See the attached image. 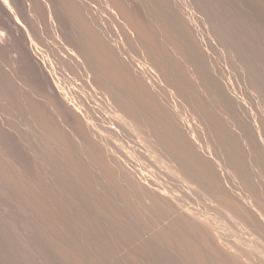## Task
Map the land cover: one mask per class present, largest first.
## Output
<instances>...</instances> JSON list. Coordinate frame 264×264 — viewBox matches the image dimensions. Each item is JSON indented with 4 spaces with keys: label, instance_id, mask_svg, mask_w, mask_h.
I'll use <instances>...</instances> for the list:
<instances>
[{
    "label": "rangeland",
    "instance_id": "rangeland-1",
    "mask_svg": "<svg viewBox=\"0 0 264 264\" xmlns=\"http://www.w3.org/2000/svg\"><path fill=\"white\" fill-rule=\"evenodd\" d=\"M32 3H31V2ZM36 1V2H35ZM50 0H42V2L40 3V0H29V2H30V5H29V9L27 8V6H26V9L22 6V4H21V7H23V9L21 8V7H19L20 6V4L17 2V0H7V3H4L5 2V0H0V20H2V21H0L1 22V24H0V30H1V28H2V32L0 31V58L2 59H0V61H1V63H0V106H2V107H0V264H75V260H76V258L78 257L79 258V256H77L78 254L79 255H82L83 257H84V260H87L90 264H118L119 262H120V264H134L135 262H136V264H141V263H147V264H152L151 263V255L153 254V257H154V255L155 256H157V254H158V258H156V257H154L153 259H155L154 261L152 260V262L154 263V264H167L168 262V260L169 259H172V260H169V263L168 264H172V262H173V264H183V262H184V260H183V257H184V253L183 252H177V254L179 255H177L175 252H176V250L178 249H180L179 251H184L185 249L182 247L181 248V246H180V241H182L183 242V240H184V238L186 239V240H184L186 243L185 244H190L191 242H193V240L195 241V237H197L196 239L200 242V239H201V234L203 233L204 235H207L208 237H210L211 239H213V240H216L215 239V237L214 236H216L217 237V235H218V237L220 236H222L219 240H221L219 243H221L220 244V247H222L221 245H223V250L224 249H226V247H225V244L223 243V242H229V240H230V242L233 244V245H242V243H244V242H248L249 240L250 241H252V235H253V237L255 236V235H258L257 236V238L255 237V241H257L256 243H259L260 242V240L261 239H259L260 237H259V234L262 232H264L263 231V225L264 224H261L259 227H257L258 225L256 224H253V223H251V221L249 222V224H247L248 223V221L249 220H245L246 218H243V221L245 220L246 221V224H245V222H243V223H241L240 221L242 220H240L239 222L242 224H240L239 222L237 223V219H240V218H236V215H237V212L235 211V210H233V213L234 212H236V215H235V213H234V216H235V218H234V216L231 214L232 212V210L231 211H228V207H229V205L227 204L226 205V201H224L223 199H221L222 201H224V202H220L219 200V196H220V193L222 194V196H220V197H223V198H225V196L227 197V196H229V195H226L227 193H225V191L226 190H229L230 191V193L231 192H233V194L232 195H230L231 197L234 195V194H236V195H234L233 197L235 198H237V196H240V197H238L237 199L239 200L238 202H243V201H245V200H247V198H243V196H242V194L240 195L239 193H242L241 192V190L243 189H245V191H247L248 193L250 192V191H248L249 189L251 190V187H249V189H248V187L246 188V186H247V184H248V182L247 181H249V180H247V179H249L248 178V176H250V179L252 180V181H250L249 182V184H248V186L249 185H251L252 186V190H251V192L252 193H249V194H251V195H248V196H252V198H254V196H255V198L254 199H251V197L250 198H248L249 200V202H250V199H251V205H252V207H253V204H254V207H255V205L256 204H260V202H262L263 203V205H264V15L263 16H261L260 14H258L257 12H256V10L254 9V6H255V4L257 5V3H256V1L255 0H218L219 1V3H218V1L217 0H199L200 1V3H199V1H197L196 2V0H186L187 2H184L185 0H173V1H175V2H177L176 4H177V6H179V9H183L182 8V6L184 7V3H185V5H188V7H189V9L191 10V14H193L194 16V18L192 17V15L191 14H189L190 13V10L187 8V12H186V8H184V11L183 10H181V11H183L182 13H184V15L185 14H189L190 16H187L186 15V17H187V19H185V20H182V19H180L181 20V23L180 24H182V25H184L185 23H184V21L186 22V20H188V18H189V20L191 19V21H189L188 20V24H190L189 26H190V30H191V34H192V30H193V37L191 36L190 38H194L196 35H198V36H196V38L198 39V40H196V38H194L195 40H194V42L195 41H198V42H196V44L194 43V45H195V48L193 49L192 48V50H189L190 51V56H192V58H193V60L195 61V59H196V63H200V66L202 67L203 65H205L208 61V63L206 64V65H209V66H206L207 68H210L209 69V71H210V74H208V73H206L207 71H208V69H206V67H205V72H204V66H203V69H201V68H198V70L200 69V70H202L201 71V73H202V75L205 73V75H204V77H206V79H204L203 78V76L201 77V79L203 80H205V81H210V83L212 82L211 81V79H214L213 80V82L214 83H212V84H215L216 83V81H218L217 82V86L216 85H214V86H212V84L210 85L214 90H215V88L217 87L218 89H220L218 86H220L221 87V91H223V95H221V91L220 90H218L219 91V93H218V91L217 90H213L215 93H217V94H219V95H216V94H214L213 96H212V98L211 97H207L206 95H204L205 93H203V92H201V94H203L204 95V97L206 98H202V99H204L203 101H204V106H212L211 107V110H210V107H209V109H205V107H204V109L205 110H209V111H211V112H206L204 109H203V106H202V102L200 101V104H201V106L202 107H198V106H200V104L199 103H197L198 102V99L199 98H201V97H196V96H198V91H204L205 92V88L203 89V86L204 85H202V84H204L203 82H202V80L200 79V78H198V81H199V79L201 80L200 82H202V86L200 85V87H199V83H197L198 81H196V83H197V86H196V84H193L194 82H195V80L194 79H190V78H188V74H187V77H186V73H185V71H182V72H180L181 70L179 69V68H176V65H175V62L177 63V61H176V55L174 54V56H173V54L171 55V56H168V54L166 55V57L167 58H169L170 59V63H172L171 62V59L172 60H174L173 62H174V65H173V63L171 64V67H173L172 68V70H170L171 72H174L175 71V73H178V72H180V73H182V74H180V73H178L177 75L178 76H180V77H178L177 75H175V78H173L172 77V73L171 72H169L168 73V71L166 72L167 74H166V76H168V77H164V76H162L161 77V69H157V67H158V65H157V67H153L154 65L152 64H150V63H147V61H145V63H147V64H145L144 63V65L146 66V65H149V67H150V69L148 68V66H146V68H144V70L146 71V69H147V71H148V74L151 72L152 73V71L153 72H155V70H153V69H157L158 70V72H157V74L158 73H160V74H158L159 76H157V74H156V76H152L153 77V81H156V79H154L155 77L158 79V77H159V79L157 80V82H161V81H163L164 82V80L166 79V78H168V79H166V83L169 85V87L170 88H172L171 90H170V88L169 87H167L166 85H164V83H159V84H161V86H163L162 88H161V91H160V88L158 87V88H156V89H158V91L159 92H161V94L160 95H162L161 97L163 98V95L164 96H166L165 98H163L164 100H166V99H170L171 101L173 100L174 101V97L176 96V97H178V93H179V95L181 94V92H182V90L185 88L186 89V87H187V85H188V87L190 88H188L187 87V90H186V93H188L189 94V92L191 91L192 92V94L194 93V92H196L194 95H196L195 97L193 96V95H190L189 94V96H188V100L190 101V100H195V99H197V101H196V103H197V105H196V103H195V101H194V107H192V108H194V109H192L191 108V110H194L193 111V114H194V112H196V119H194V115H191L192 113V111H189L190 110V108H189V110H188V108L187 107H189V106H191L190 104H192L193 102L191 101V102H187L186 100H185V102H187L188 103V106H187V103H185L183 100L185 99V98H187L186 96L188 95V94H185L184 92H182V95L184 94V97L183 96H181V97H179V98H181V100H179V99H177V100H179V106L178 107H180L179 109H176V108H178L177 106H173L172 105V102L171 103H169V104H167L166 103V105L165 106H167V107H169V106H171L172 105V107H171V109H173V111H172V113L174 114V112L176 111L177 113L179 112V111H181V113L179 112L178 114H180V116L178 117V116H176V112H175V114H174V116H176V117H178L179 119H180V117H181V121H180V125H181V127L183 128L181 131L183 132V130H189L190 128H192V132H191V129H190V131L188 132V131H186V132H183V134L185 133V135H186V133H189L190 134V136L189 137H191V135L193 134V136H194V133H195V136H196V134H197V136H196V138L198 137V132L199 133H201L200 131L202 130V128H204V127H206L205 128V130H203V131H205V133L203 132L202 134H200V135H202V137H201V139H200V137H199V142L198 141H195L194 139H196L195 137H193L192 136V139H193V142L191 141V145H193V148H192V146H190V143L188 142L187 143V147L189 148V147H191V148H189V149H192V151H194V148H195V151H197V152H200L201 151V155H204L205 154V152L207 153V154H205V158H207V160H209V162H210V164H214L213 165V167L215 166V168L216 169H218L216 166H220L221 165V163L223 162V166L222 167H220L221 168V171H219V173L220 172H222L223 170L222 169H224V171L227 169L226 167V165H228L229 164V162H226V160H227V158L229 157L231 160H230V163L231 162H233L234 163V161L235 162H237L240 158L238 157L237 158V154L239 153L238 151H236V150H243V151H245V153H243V151L241 152L240 151V153L241 154H244L245 155V157L243 156V158H245V159H248V160H243L242 158V161L241 160H239V161H241L243 164H242V166H244L245 165V167H243V169H242V167H241V169H242V172H241V170H240V172H239V174H240V178L242 177V175H243V177L246 175L245 173H248L246 176H247V178H246V176H245V178H244V180H243V177H242V179L240 180V179H238L237 181H236V179L239 177L238 175V177L237 176H235L236 175V173H234L233 172V168H235L234 167V165L235 164H233L232 165V171L231 172H233L232 174H233V176H232V174H231V177L229 176L230 175V173H229V175H227L228 174V172L230 171L229 170V168L227 169V171L226 172H224L223 171V173H220V180L221 179H224L223 178V176L224 177H226V179L225 180H227L228 181V178L229 179H231L230 181H228V182H230V183H228V184H230V185H228L227 184V182L225 183V182H223V181H221L220 182V186L219 185H217L218 184V182L217 181H214V179L210 176V174H208L207 175V177H209V178H207L206 177V174L203 172V174L205 175V177L202 175V177H204V178H200L199 177V175L201 176V174H199V172L201 173L202 172V170L200 171V169L199 168H196L197 170L196 171H198V172H196L195 171V169H194V171H193V169H191L194 165H196V164H194L192 161H190L191 162V164L193 163V165H192V167L191 168H189L188 166H190L189 164H188V166L186 167L185 165L188 163V152L190 151H188V148H185L186 150V152L183 150V149H181L180 147V149H178V148H176L177 146L176 145H174L175 143H177V145L178 146H180L179 145V139L180 138H177V136L176 137H173L171 134H173V133H171V131H173L172 130V127H170V126H172V124L171 125H169L168 127L169 128H171V130L170 129H168L167 130V124L163 127L162 125L164 124V122H168L169 121V119L170 118H166L165 117V114H163V117H164V119L166 118L167 119V121H164V119L162 118V113H165L166 111V107L164 108L165 110V112H162V113H160L161 111H159L160 110V108L162 107V105H161V107L160 106H158V107H160L159 108V110L158 109H156V110H158L159 111V117L161 118V120H163L164 122L161 124V126L163 127V128H165L166 130H167V132L166 131H164V132H166L167 133V135H164V134H162L163 133V129H161V126H160V120L159 119H157L158 118V113H156L157 111L156 110H154V113L157 115V117L155 116V114L153 115L152 114V108H151V112L148 110V109H146V108H148V107H146L145 108V106L143 107L142 105L145 103V101H144V103H143V97L142 98H139V96H136L137 94H135L134 96H136L135 98L138 100V98L142 101V102H140V101H136V99L135 98H131L132 96H133V93L131 94L132 96H130V95H128L129 97H127L126 95H127V92L129 91H123L124 93L126 92V97L124 98V94H123V99L125 100V99H128L127 100V102H126V104L128 103V101H129V98H130V101L132 100L133 102H137V103H139L138 105H136L135 103H133L132 102V104L135 106V108L138 106L139 108H136V110L138 111V112H136L135 111V108H133V106H132V104L129 102L128 104H130V106H128V104L124 107V104H125V102H124V104H122L123 103V101H121L119 98H118V96H121L122 97V95H120L121 93L120 92H118L120 89L119 88H117V87H119L120 86V83L118 82V79H117V77H116V80L115 81H117L115 84H117V85H115V84H113V86L115 85V88L113 87V86H111L110 84H108V83H112L114 80L113 79H115L114 77L115 76H113L114 74L112 73V72H110V74H107L108 73V71H109V69H106L105 68V70L103 69V68H101L100 66H102V64L101 65H99L98 66V64L99 63H97V61H95V59L96 60H98L97 59V57L95 56L96 55V53H95V51L94 50H96V49H98V47H95V45L97 44V46H100V43L98 44V42L97 41H95V40H97V38H101V37H105V38H102L101 39V44H102V42H103V44H102V46H100L99 48L100 49H103V48H106L105 47V45L107 46V44H106V40H109L108 38H110V40L113 42H108L109 44L110 43H112V45L115 43V46L117 45H119L118 47L116 46L115 48H113V46H111V48L113 49L112 51H111V49H110V52H113V53H111L112 55L115 53L116 54V56H118L119 58V60L121 61V62H125L126 60V62H128V65L129 64H133V63H129V61H128V59L130 60V59H132L130 56H126L128 59H125L126 57H125V54H130V53H123L124 51H122V49H124L125 51H127L126 49H128V51L127 52H129V50H131L130 49V47H128L129 46V44H127L128 42L127 41H130V39H128V40H124V39H127V37H128V35L130 34L131 35V33L133 32V30L131 29L130 30V23L128 22V24L127 23H125V18H122L123 20H119V19H121V17H119L118 15V17H117V19L116 20H118V21H116L115 22V24H114V21H113V16H114V14H120L121 13V15L123 14L122 12V8L121 9H119V8H117V4H119V5H126L125 6V8H126V10L128 9V6H129V9L127 10V12L129 11V13H130V11H131V13H130V15L134 18L135 17V15L134 14H136L137 12L138 13H143V15L144 14H146V21H145V18H143L144 16H142V14H141V17L144 19H140V20H142L143 21V23H147L148 21H150L152 18V22H154L153 20H154V17L152 16V15H154L153 14V12L155 11V17L157 18H155V21H157V22H154L155 24H154V26L152 25L153 23L150 21L149 23H145L146 24V26H148L149 25V27L150 28H153V27H155L156 28V30H158V33H159V31H160V29L161 28H159V26H157V25H160V24H157L156 25V23H160L161 22V18H163V19H165V17L166 16H168L169 15V13L167 14V9H168V12H169V9H170V5H168L167 6V4H165L166 2L167 3H169V4H173L174 2L172 1V0H169V1H172L171 3L169 2V1H164V0H162L163 2H164V5H163V2H161V0H157V3L159 2L160 3V5H161V3H162V8L164 7V6H167L168 8H165L166 9V13H163V14H160V13H162V12H159V11H161V9H160V6H158L159 5V3H158V5H157V3H155L156 4V8L157 7H159V9L157 8L156 10H154V7L151 5V3L150 2H148V1H153V0H139V2L137 1V0H74V2L72 1V0H62V2L60 1V0H52L51 1V3L49 2ZM116 1V2H115ZM127 1V2H126ZM137 1V2H136ZM141 1V2H140ZM147 2V3H145V2ZM155 2H156V0H154ZM153 1V2H154ZM182 1V2H181ZM190 1H191V5H190ZM228 1V2H227ZM47 2H48V4H47ZM72 2H73V4H72ZM126 2V3H125ZM131 3V4H129V3ZM134 2V3H133ZM136 2V3H135ZM145 3V5H144V3ZM178 2L180 3L179 5H178ZM184 2V3H183ZM189 2V3H188ZM193 2V3H192ZM230 2V3H229ZM263 2H264V0H263ZM34 3H36V5L34 4ZM42 3H44V4H42ZM47 5H46V4ZM63 5H62V4ZM68 3V4H67ZM86 3V4H85ZM91 3H92V5H91ZM116 3V4H115ZM125 3V4H124ZM141 3H143V4H141ZM215 3L217 4V5H215ZM251 3V4H250ZM7 4H8V6H7ZM32 4H33V6H32ZM65 4V5H64ZM107 4V5H106ZM111 4H112V6H111ZM115 4V5H114ZM137 4H138V7H137ZM153 4V3H152ZM175 4V3H174ZM173 4V5H174ZM176 4H175V6H176ZM181 4H182V6H181ZM194 4V5H193ZM197 4V5H196ZM219 4V5H218ZM242 4V5H241ZM10 5L12 6V7H10ZM43 5V6H42ZM50 5V6H49ZM54 5L56 6V7H54ZM71 5V6H70ZM72 5L74 6V7H72ZM76 5V6H75ZM83 8H81L80 6ZM85 5H87V6H85ZM116 6V8L114 9V6ZM133 5V6H132ZM144 5V9L142 8V6ZM148 5V6H147ZM190 5V6H189ZM193 5V6H192ZM196 5V6H195ZM223 5V6H222ZM41 6V7H40ZM136 6V7H135ZM141 6V7H140ZM175 6H171V7H173V10L172 9H170V10H172V11H170V14H171V12H175L176 14H174L173 13V15H175V16H173V15H171V16H173V19H177L178 18V16H180L177 12H176V10L178 11V7L176 6V8H175ZM180 6H181V8H180ZM217 8V11H216V14H214L215 13V10H216V8ZM241 6V7H240ZM245 6V7H244ZM3 7L5 8V9H3ZM45 7H46V9L48 10V13H47V10L45 9ZM54 7V8H53ZM66 9H65V8ZM72 7V8H71ZM76 7H78V9L76 8ZM89 7V8H88ZM108 7V8H107ZM119 7V6H118ZM135 7V8H134ZM146 7H147V9L149 10V9H151V8H153V10H150V12H149V14L147 15V13H148V11H147V9H146ZM151 7V8H150ZM226 9H224V8ZM240 7V8H239ZM248 7V8H247ZM14 8V9H13ZM58 8V9H57ZM62 8H64V9H62ZM85 8V9H84ZM110 8V9H109ZM112 8V9H111ZM130 8H132V9H130ZM139 8V9H138ZM193 8V9H192ZM223 8V9H222ZM53 9H55V10H53ZM57 9V10H56ZM61 9L64 11H61ZM75 9V10H74ZM82 9V10H81ZM113 9L114 10H116V11H119L120 10V13H118V12H116V13H114L115 11H113ZM135 9H138V10H135ZM141 9H142V11H141ZM146 9V10H145ZM164 9V8H163ZM211 9V10H210ZM221 9V10H220ZM10 10V11H9ZM16 10V11H15ZM40 10V11H39ZM42 10V11H41ZM44 10H46V11H44ZM50 10H51V14H50ZM55 11V12H53V11ZM73 10V11H72ZM78 10H79V12H78ZM82 12H81V11ZM83 10H84V12H83ZM87 10V11H86ZM135 10V11H134ZM175 10V11H174ZM192 10H194L193 12H192ZM225 10V11H224ZM14 13H13V12ZM23 11V12H22ZM44 11V12H43ZM58 11V12H57ZM63 12V13H61V12ZM68 11V12H67ZM77 11V12H76ZM113 11V12H112ZM122 11V12H121ZM137 11V12H136ZM139 11H141V12H139ZM147 11V13H145ZM158 11V13H156ZM181 11H179V12H181ZM212 11H213V13H212ZM218 11H220V12H218ZM224 12L223 14H222V12ZM2 12H4V13H2ZM16 12H18V13H16ZM40 12H41V14L43 13V18H42V15L40 14ZM46 12V13H45ZM60 12V13H59ZM112 12V13H111ZM133 12H134V14H133ZM136 12V13H135ZM195 12V13H194ZM211 12V13H210ZM218 12V13H217ZM231 12V13H230ZM252 12V13H251ZM8 13V14H7ZM39 13V14H38ZM46 14V16H47V18H46V16H45V14ZM58 13V14H57ZM80 13H82V14H80ZM87 13V14H86ZM114 13V14H113ZM138 13L136 14V19L135 20H137V19H139L138 17H140V14H139V16H137L138 15ZM210 13V14H209ZM52 14H55V15H52ZM80 14V15H79ZM84 14V15H83ZM152 14V15H151ZM157 14H158V17H157ZM167 14V15H166ZM178 14V16L176 17V15ZM196 14V15H195ZM214 16H213V15ZM217 14L219 15V16H217ZM220 14H221V16H220ZM226 14H229L228 16L226 15ZM239 14H241V15H239ZM12 15V16H11ZM32 15V16H31ZM49 15H50V17H49ZM69 15H71V16H69ZM75 15V16H74ZM78 15V16H77ZM81 15H83V17L85 18V17H87L86 19H84ZM86 15V16H85ZM159 15H161V16H159ZM162 15H163V17H162ZM165 15V16H164ZM212 15V16H211ZM231 15V16H230ZM243 15H244V17H243ZM248 15V16H247ZM17 16V17H16ZM24 18H23V17ZM31 16V17H30ZM52 16H54V18L52 17ZM55 16H57V17H55ZM61 16V17H60ZM123 17H124V14L122 15ZM148 16V17H147ZM151 16H152V18H151ZM170 16V15H169ZM166 17V19L169 21V19H170V22L172 23V22H174L175 23V21H176V19H175V21H173L172 20V17L170 18V17ZM181 16L183 17V14H181ZM211 16V17H210ZM216 16V17H215ZM240 16V17H239ZM247 16V17H246ZM3 17V18H2ZM16 17V18H15ZM38 17H41V18H38ZM45 17V18H44ZM68 17V18H67ZM82 17V18H81ZM115 18H116V15L114 16ZM131 17V18H132ZM185 16L183 17V18H186ZM209 17L211 18V19H209ZM227 19H226V18ZM256 17V18H255ZM29 18V19H28ZM35 18H36V20H35ZM52 19L51 20V22H50V19ZM56 18V19H55ZM65 18V19H64ZM73 18V19H72ZM119 18V19H118ZM147 18H150V19H147ZM179 18H181V17H179ZM213 18V19H212ZM218 18H220V19H218ZM222 18H224V19H222ZM228 18H229V20H228ZM237 18H238V20H237ZM241 18V19H240ZM245 18V19H244ZM21 19H23V21H21ZM25 19H26V22H24L25 21ZM30 19L32 20L31 22H30ZM36 21H34V20ZM67 19H68V22H67ZM73 20V21H71V20ZM91 19V20H90ZM110 19V20H109ZM112 19V20H111ZM160 21H159V20ZM195 19V20H194ZM243 19V20H242ZM5 21V23H4V21ZM9 20V21H8ZM38 20V21H37ZM45 20V21H44ZM47 20V21H46ZM70 20V21H69ZM75 20V21H74ZM139 20V21H140ZM208 20H211L210 22L212 23H209V21ZM219 20H220V22H219ZM232 20V21H231ZM233 20H234V22H233ZM241 20H242V23H241ZM258 20V21H257ZM27 21H29V22H27ZM42 21V22H41ZM44 21V22H43ZM53 21H54V23L55 24H53ZM61 21V22H60ZM82 23H81V22ZM85 21V22H84ZM87 21H89V23H87ZM120 21H121V23H120ZM145 21V22H144ZM179 21V19H177V21H176V23L175 24H177V26H178V23L180 22H178ZM226 21V23H224ZM240 21V22H239ZM243 21H244V24H243ZM6 22H8V23H6ZM32 22H34L35 24L37 23L38 24V27H40L39 29L37 28V24H36V26H35V24L33 23L32 24ZM40 22V23H39ZM48 23L49 25H47V24H45V23ZM59 22H60V24H59ZM77 22V23H76ZM93 23L92 25H94V26H91L90 24L91 23ZM112 22V23H111ZM122 22H124V23H122ZM127 22V21H126ZM194 22V23H193ZM214 22V23H213ZM218 23V25H219V27H218V25H217V23ZM228 22V23H227ZM250 22H251V25H250ZM44 23V24H43ZM80 23H81V25H80ZM119 23H120V26H119ZM174 23H172L173 24V26H175L174 25ZM193 23V24H192ZM209 23V24H208ZM239 23H240V25H239ZM52 24V25H51ZM65 24H66V26H67V28H66V26H65ZM68 24V25H67ZM79 24V25H78ZM85 25V27H84V25ZM87 24H88V26L90 25L91 27H93L92 29H91V27L89 28L88 26H87ZM144 24V25H145ZM150 24H151V26H150ZM180 24H179V26H180ZM211 24V25H210ZM216 24V25H215ZM221 24V25H220ZM227 24V25H226ZM257 24H259V26L257 25ZM2 25V26H1ZM28 25V26H27ZM53 25H55L56 27H58L59 26V29H60V25H61V29L60 30H58L59 32L61 31V32H63V35H62V33H59L58 31H54V29L56 28L55 26H53ZM58 25V26H57ZM64 25V26H63ZM72 25V26H71ZM78 25V26H77ZM105 25V26H104ZM156 25V26H155ZM194 25H195V28H194ZM214 27H213V26ZM261 25V26H260ZM27 26V27H26ZM71 26V27H70ZM79 26H83L82 27V29H81V27H79ZM86 26H87V28H86ZM112 26V27H111ZM116 26H118V27H116ZM178 26V27H179ZM213 28H212V27ZM216 26H217V28H216ZM222 26V27H221ZM233 26V27H232ZM251 27V29H250V27ZM33 29H35V30H33ZM47 27V28H46ZM52 28V29H50V30H48V28ZM55 27V28H54ZM70 27V28H69ZM78 27V28H77ZM125 27V28H124ZM158 27V28H157ZM162 27V26H161ZM183 27V26H182ZM181 27V28H182ZM206 27V28H205ZM235 27V28H234ZM239 27V28H238ZM6 28H9V29H6ZM11 28V29H10ZM36 28L39 30H36ZM63 28V29H62ZM74 30H73V29ZM174 28H176V26L174 27ZM181 28H179L177 31L179 32V33H181L180 31V29ZM225 28V29H224ZM249 28V29H248ZM252 28H254L253 30H252ZM6 29V30H5ZM31 29V30H30ZM43 29L44 30H47V31H43ZM58 28H56V30H57ZM67 31H66V30ZM89 29H91V30H89ZM93 29H94V31H93ZM99 29V30H98ZM104 29V30H103ZM110 29V30H109ZM112 29V30H111ZM117 29L119 30H121V31H119L120 32V34H122V35H119V33H118V31H117ZM125 29V30H124ZM154 29V28H153ZM212 29V30H211ZM214 29V30H213ZM227 29H229V30H231V31H233V29H234V34L235 35H233V36H235L234 37V39H236V41L235 42H233L232 40H231V38L232 37H230V36H228L229 34V32H228V30ZM238 29V30H237ZM27 30V31H26ZM52 30V31H51ZM64 30V31H63ZM72 32H71V31ZM80 30V31H79ZM95 30L97 31V34H96V32H95ZM115 30V31H114ZM128 30V31H127ZM129 30H130V32H129ZM227 30V31H226ZM250 30V31H249ZM8 31V32H7ZM43 31V32H42ZM70 31V32H69ZM74 31H75V35H77V36H75L74 35ZM79 31V32H78ZM82 31V32H81ZM84 31V32H83ZM101 32V34L99 35L98 34V32ZM105 31V32H104ZM112 31L113 32V34H114V36L113 35H111V33L110 32ZM132 31V32H131ZM197 31V32H196ZM237 31H238V33H237ZM243 31V32H242ZM253 31V32H252ZM256 31V32H255ZM4 32V33H3ZM33 32V33H32ZM46 32H48V33H46ZM49 32H52V33H49ZM68 32H69V34H68ZM76 32H77V34H76ZM99 32V33H100ZM115 32V33H114ZM127 32V33H126ZM135 32V31H134ZM133 32V34H134V36H132V37H136L137 38V40H138V37L136 36V34L137 33H134ZM161 32V31H160ZM199 32V33H198ZM225 32V33H224ZM227 32V33H226ZM246 32V33H245ZM25 33V34H24ZM27 33V34H26ZM42 35H41V34ZM54 33H56V34H54ZM81 33H83L82 34V36H81ZM86 33V34H85ZM110 34V35H107L106 36V34ZM118 33V37L119 36H121L122 38H123V36H125L124 37V39H122L121 37H119V38H121L122 40L121 41H119L120 39L119 38H117V35H115V34H117ZM124 33V34H123ZM129 33V34H128ZM230 33H232V32H230ZM240 33V34H239ZM252 33V34H251ZM254 33H256L257 35H254ZM31 34V35H30ZM37 35V37H35L36 35ZM51 34V35H50ZM57 34H59V36L57 35ZM71 34V35H70ZM73 34V35H72ZM89 34H90V36H89ZM104 34H105V36H104ZM127 34V35H126ZM178 34V33H177ZM237 34V35H236ZM4 35V36H3ZM23 35V36H22ZM26 35V36H25ZM32 35H33V37H32ZM46 35V36H45ZM48 35V36H47ZM58 37L57 39H56V36ZM61 35V36H60ZM69 35V36H68ZM80 35V36H79ZM85 35V36H84ZM201 37H200V36ZM216 35H218V36H216ZM221 35H222V37H221ZM227 35V36H226ZM241 37H240V36ZM244 35V36H243ZM250 35V36H249ZM29 36H30V38H29ZM65 36H67V37H65ZM84 36V37H83ZM91 38V40H92V42H91V40H89V38ZM93 36V37H92ZM110 36V37H109ZM111 36H112V38H111ZM178 36H180V37H182V35H178ZM210 36H211V40H209L210 39ZM243 36V37H242ZM252 36V37H251ZM255 36V37H254ZM9 37V38H8ZM37 38V39H35V38ZM53 37H54V40H55V42H54V40H53ZM64 37V38H63ZM68 37L69 38H71V41H69L70 39H68ZM77 37H79L80 39H78ZM95 37V39H93ZM106 37H108L107 39H106ZM114 37V38H113ZM116 37V38H115ZM162 37V36H161ZM160 37V38H161ZM217 37V38H216ZM248 37V38H247ZM30 39V41H29V39ZM43 38V39H42ZM48 38V39H47ZM75 38H76V43H79V44H77V45H81V46H79V48L78 49H82L83 47L82 46H84V48L85 49H82L83 51H81V49L80 50H78V49H76L75 51H77L76 53L74 52V50H73V52L76 54H74V58H73V55H72V53L70 52V50H72V48L70 49V45L71 46H73L72 45V41L73 40H75ZM87 38V39H86ZM129 38H131L130 36H129ZM132 39V42L136 39ZM190 38H189V42H191L192 44L188 47V49H190L191 47H194V46H192L193 45V40H190ZM212 38H214L215 40H217L218 41V38L220 39V38H223L222 39V41H221V39L219 40L220 42H219V44H221V45H217V43H216V41L213 39L212 40ZM238 38V39H237ZM240 38H242V39H240ZM254 38H256V39H254ZM16 39V40H15ZM28 39V40H27ZM62 39V40H61ZM66 39H68V41H66ZM88 41H86V40ZM104 39V40H103ZM106 39V40H105ZM113 39H115L114 41H113ZM117 39H118V41H117ZM163 39H165V37H162L161 38V40H160V42L161 41H163ZM226 39V40H225ZM230 39V40H229ZM15 40V41H14ZM28 41V43L26 42V41ZM39 40V41H38ZM40 40H41V42L42 43H40ZM43 40H45V43L43 42ZM48 40L50 41V42H48ZM59 40H61V43H60V41ZM63 40H65V41H63ZM77 40H79V41H77ZM85 40V41H84ZM100 40V39H99ZM103 40V41H102ZM137 40H135V41H137ZM207 40V41H206ZM228 40H229V42L231 41V42H233L231 45H234L233 47H235V50H236V52H234L235 50H233V51H231L232 53H230L229 52V54H230V58H229V54L227 55H225V53H228V49H229V46L227 45V42H228ZM246 40V41H245ZM249 40V41H248ZM252 40V41H251ZM253 40H256V41H253ZM3 41V42H2ZM13 41V42H12ZM35 41V42H34ZM57 41L60 43H57ZM80 41H82V42H80ZM97 42V43H95V45H94V50H92L93 49V47H92V43L93 42ZM119 42V44L117 43V42ZM123 41V42H122ZM134 41V42H135ZM200 41V42H199ZM201 41H202V44H201ZM214 43H216V44H213V42ZM225 41V42H224ZM227 41V42H226ZM242 41H245V42H243L242 43ZM251 41V42H250ZM11 42V43H10ZM47 42V43H46ZM67 42V43H66ZM68 42H70L71 44H69ZM125 42H127V43H125ZM131 41H130V43H132ZM211 42V43H210ZM229 42H228V44H229ZM254 43V45H252L253 43ZM18 43V45H16ZM21 43V44H20ZM24 43V44H23ZM35 46H38V47H35V48H32L31 47V45L34 47V45ZM57 43V44H56ZM66 43V44H65ZM80 43H82V44H80ZM83 43H85L86 45H87V47L90 49L91 47V50L89 51V49L87 48V47H85L86 45L85 44H83ZM89 43H91L90 44V46H89ZM200 44V46H199V44ZM223 43H225V45L223 44ZM236 43H238V44H236ZM248 43V44H247ZM252 43V44H251ZM12 44V45H11ZM15 44V45H14ZM42 44V45H41ZM49 44V45H48ZM69 44V45H68ZM123 44H125V47L126 48H122V49H120L121 48V46L122 47H124V45ZM163 44H165L164 42H163ZM190 44V43H189ZM198 44V45H197ZM211 44H213L212 46H214V47H216L217 49H213V48H211ZM224 45V47H222L223 45ZM235 44L237 45V46H235ZM244 44V45H243ZM251 44V45H250ZM259 44V45H258ZM20 45V46H19ZM25 45V46H24ZM43 45H45V47H43ZM47 45V46H46ZM53 45V46H52ZM59 45V46H58ZM60 45H62V46H60ZM64 45V46H63ZM131 45V44H130ZM135 45V46H134ZM209 45V46H208ZM230 45V44H229ZM26 48V50H25V48ZM28 46V47H27ZM31 48H30V47ZM40 46V47H39ZM49 46H52V47H49ZM131 46H133L134 48V50H135V48H136V42L135 43H132V45ZM199 48H198V47ZM225 46H228V47H226L225 48ZM249 46V47H248ZM258 46V47H257ZM23 47V48H22ZM42 47V48H41ZM63 47V48H62ZM68 47V48H67ZM102 47V48H101ZM120 47V48H119ZM197 47V48H196ZM221 47H222V49L224 48L225 50H226V52H225V50H224V52H222L223 50H221L220 51V49H221ZM232 47V46H231ZM231 47H230V50H231ZM237 47V48H236ZM255 47V48H254ZM15 48H16V50H15ZM49 48L53 51V53H51V50H49ZM56 48V49H55ZM57 48H58V50H57ZM62 48V49H61ZM64 48H66L67 50H65ZM96 48V49H95ZM109 48V47H108ZM107 48V50L109 51V49ZM132 48V47H131ZM202 48V49H201ZM228 48V49H227ZM240 48V49H239ZM247 48V49H246ZM253 48V49H252ZM20 49V50H19ZM28 49V50H27ZM30 49L32 50V49H35L33 52L35 53H33L32 51V53H33V55H32V53H30ZM47 51H46V50ZM61 49V50H60ZM74 49V48H73ZM88 49V50H87ZM116 49V50H115ZM120 49V52L122 53V54H120V52L118 51ZM197 49H201L200 51L201 52H199V50H196ZM11 50V52H12V50H13V52H14V55H13V52L11 53V52H9ZM17 50L18 51H20V52H17ZM56 50H57V52H56ZM195 50V51H194ZM216 50H218V51H216ZM251 50V51H250ZM22 51H24V52H22ZM29 51V52H28ZM39 51V52H38ZM45 51H46V53H45ZM58 51L60 52V53H58ZM80 51V52H79ZM84 51H85V53L86 52H89V55H91L93 52V54H95V55H93V57H95V59H93V57H91L90 58V56H89V58L91 59H89V61H87V63H86V61H85V58L87 57V59H88V56H87V54L85 55V53H84ZM91 51H93V52H91ZM100 50L98 49L97 50V53L99 52ZM105 51H106V49H105ZM240 51V52H239ZM242 51V52H241ZM254 51V52H253ZM9 52V53H8ZM42 52V54L43 53H45L43 56H45L47 59H45V60H47L46 61V67H45V65H43V64H45L44 62H45V60H44V58L41 56V54H40V57H42V59L44 60H42L40 57L38 58V54L39 53H41ZM49 52V53H48ZM79 52V53H78ZM102 52V53H101ZM101 52H99V53H101V54H103V52L104 51H102L101 50ZM131 52V51H130ZM194 53V52H196V53H194V54H191V53ZM198 52H199V54H198ZM233 52H234V56L236 55V54H239V55H244L245 57H247V58H245V57H243L242 56V58H243V60L240 58V57H236V59H234L235 57H232L231 55L233 54ZM237 52H239V53H237ZM7 55H6V54ZM22 53H23V55H22ZM30 53V54H29ZM66 53V54H65ZM69 53H71V55L69 54ZM82 53H83V55L85 56H83L82 55ZM202 53H203V55H202ZM236 53V54H235ZM241 53H243V54H241ZM259 53V54H258ZM5 54V55H4ZM26 54V55H25ZM37 54V55H36ZM53 54H54V57H53ZM61 56V58L62 59H58L59 58V55ZM77 54H79L78 55V57H77ZM82 55V57H81V55ZM98 55V56H101L102 57V55ZM105 54H106V52H105ZM114 54V55H115ZM123 54H124V58H122L123 57ZM196 54H198V56L200 57V56H203V57H205V58H203V57H201V58H198L197 57V55ZM221 54H223V55H221ZM20 58H18L17 56ZM29 55V56H28ZM70 55V56H69ZM121 55V56H120ZM131 56H134L133 57V59H134V61H133V59H132V62H134L135 64H134V66L133 65H130V69H131V72H132V74L134 73V75L136 74V76L139 78V79H137L138 81H140V82H142V83H144L145 81H147V82H149L150 80H152V78H151V75L149 76V79L147 80V78H146V76L148 75L144 70H142L143 68H141V67H143V65H138L139 63H142L143 64V61L145 60H143L142 58H138V61H140V59L142 60V62L140 61L139 63H138V61H136L135 59V56H136V54H134V55H132V53L130 54ZM194 55V56H193ZM263 55V56H262ZM3 56H5V57H3ZM15 56V57H14ZM23 56V57H22ZM35 56H37V57H35ZM48 56V57H47ZM50 56V57H49ZM72 56V57H71ZM81 58H80V57ZM176 56V57H175ZM228 56V57H227ZM9 57V58H8ZM11 57H14V58H11ZM26 57V58H25ZM76 57V58H75ZM130 57V58H129ZM172 57V58H171ZM218 59H217V58ZM224 57V58H223ZM18 58V59H17ZM22 58H24L23 60H22ZM30 58V59H29ZM36 58H38V59H36ZM57 58V60H55ZM67 58V59H66ZM71 58H73V59H71ZM80 58V59H79ZM116 58V57H115ZM203 58V59H202ZM217 60H216V59ZM232 58V59H231ZM246 59V61L248 62L249 60V62L251 63H249L250 64V66L247 64H245V59ZM12 59V60H11ZM28 59V62L26 61ZM40 59V60H39ZM77 59H79L81 62H83L84 64H82L79 60H77ZM99 59H100V57H99ZM102 59V58H101ZM118 59L117 60H115V64H117V63H120V61H118ZM198 59L200 60V59H202V61H204L203 63L204 64H201V61H199L198 62ZM229 59V60H228ZM231 59V60H230ZM247 59H249V60H247ZM18 60V61H17ZM21 60V61H20ZM31 60H33V64L31 63ZM35 60V61H34ZM39 61V62H37V61ZM41 60H42V62L43 63H41ZM49 60V61H48ZM62 60V61H61ZM74 60H75V62H74ZM85 62H84V61ZM94 61V62H96V63H94L95 65H96V67L94 66V68L93 67H91L92 65H94L93 64V62H92V64H91V61ZM123 60V61H122ZM206 60H208V61H206ZM232 60H237L238 62H239V60H240V62L239 63H243V65H242V63H241V65H240V67H239V65H237L238 64V62H235V61H233L234 63H232ZM23 61V62H22ZM65 61H67V62H65ZM71 61V62H70ZM138 63H136V62ZM216 61V63L214 64L213 62H215ZM19 62V63H18ZM28 64H27V63ZM54 64V65H51L52 63ZM89 62H90V64H89ZM123 62V63H124ZM126 62L123 64V65H125L126 64ZM131 62V61H130ZM206 62V63H205ZM219 62V63H218ZM253 62V63H252ZM8 63V64H7ZM10 63V64H9ZM13 63V64H12ZM20 63H21V65H20ZM25 63V64H24ZM35 63H36V65L37 66H35ZM58 63V64H57ZM69 63L71 64V63H73V65L75 66V68H76V70H75V68H73L74 66L71 64V65H69ZM89 64L90 65V67L92 68H89V66H87L86 64ZM103 63V65L105 64V62L103 61L102 62ZM217 63H218V66H217ZM230 63V64H229ZM78 64H81V65H78ZM121 64V63H120ZM119 64V65H120ZM220 64V65H219ZM234 65V68H233V65ZM236 64V65H235ZM12 65V66H11ZM17 65V66H16ZM23 65V66H22ZM31 65V66H30ZM34 65V66H33ZM44 66V67H40V66ZM47 65L49 66H54V68H52L51 67V69L50 70H52L51 71V75H47V72H48V74H50V70H49V67H47ZM77 65V66H76ZM85 67H84V66ZM138 65V66H137ZM173 65V66H172ZM213 65H215V66H213ZM232 65V66H231ZM244 65H245V67L246 68H243L244 67ZM260 65V66H259ZM39 66V67H38ZM106 65H104V66H102V67H105ZM131 66H133V68H131ZM136 66L137 67H139V68H136ZM144 66V67H145ZM175 66V67H174ZM179 65H177V67H178ZM230 66V67H229ZM235 66H236V68H235ZM239 67V69L242 67L243 69H246V70H241L240 69V71H239V69H238V67ZM247 66H249V67H251V69L250 68H248ZM12 67H13V69H12ZM36 69H35V68ZM58 67V68H57ZM62 67V68H61ZM71 67H72V69H71ZM83 67V68H82ZM97 67H99V68H97ZM213 67H217V68H214L213 69ZM220 67V68H219ZM232 67V68H231ZM4 68H8L9 70L11 69V70H13L12 72H11V70H10V73H9V70L7 69H4ZM15 68V69H14ZM16 68H17V70H16ZM29 68V70H27ZM32 68V69H31ZM55 68H56V72H53V70L55 71ZM60 68V69H59ZM66 68H68V69H66ZM97 69V72L98 73H100L99 71H98V69H100L101 68V70L103 69L105 72L107 71V75L106 74H104L103 73V75H106V76H108V79H104L106 76H104L103 77V75H102V71H101V75H102V80H100L101 78H100V76L101 75H99L94 69ZM151 68H152V70H151ZM248 68V69H247ZM18 69H20V71L18 70ZM31 69V70H30ZM42 69V70H41ZM84 69V70H83ZM91 69V71H89ZM133 69V70H132ZM171 69V68H170ZM175 69V70H174ZM233 69H235V70H233ZM237 69H238V71H237ZM16 70V71H15ZM33 70V71H32ZM39 70V71H38ZM46 70V71H45ZM47 70H49V71H47ZM77 70H79L78 72H80V75L78 76V72H76ZM81 70V71H80ZM89 72H88V71ZM95 71V73H93L94 71ZM156 70V71H157ZM179 70V71H178ZM197 70V71H198ZM224 70V71H223ZM249 70V71H248ZM3 71H4V73H5V71H6V77H5V74H2L3 73ZM8 71V72H7ZM34 71H36V72H34ZM43 71V72H42ZM75 71V72H74ZM144 73H143V72ZM160 71V72H159ZM178 71V72H177ZM243 71V72H242ZM249 72V74H247V72ZM33 72V73H32ZM39 72H41V73H39ZM69 74H68V73ZM163 72H165V71H162V73ZM218 72V73H217ZM222 72H223V74H222ZM229 72V74H227ZM241 73V74H239V73ZM10 75H9V74ZM14 73V74H13ZM19 75H18V74ZM31 73V74H30ZM43 73V74H42ZM53 73H55V74H58L60 77V79L56 76H53ZM64 73V74H63ZM88 74V76H87V74ZM91 74V76H90V74ZM113 75H112V74ZM185 73V74H184ZM211 73H212V76H210V79H209V75H211ZM224 73H226V74H224ZM234 73H237V74H234ZM247 75H246V74ZM12 74V75H11ZM17 74V75H16ZM21 74V75H20ZM32 74H33V76H32ZM41 74H42V76H41ZM45 74V75H44ZM74 74H75V76H74ZM86 76H85V75ZM93 74H98L99 76V78L98 77H96V76H94V78H93ZM138 74V75H137ZM144 74H146V75H144ZM171 74V75H170ZM198 74V73H197ZM206 74H208L207 76H206ZM220 74L222 75L221 77H220ZM244 74V76H245V78H242L241 76ZM23 75H26V76H23ZM28 75V76H27ZM72 75V76H71ZM81 75H82V77H81ZM110 75H111V77H110ZM164 75H165V73H164ZM173 75H174V73H173ZM184 75H185V77H184ZM199 75V74H198ZM235 75V76H234ZM239 75V76H238ZM3 76V77H2ZM12 76H13V78H12ZM16 78H15V77ZM21 76H23V77H21ZM31 76H32V78H31ZM35 76V77H34ZM36 76H37V78H36ZM41 76V77H40ZM44 76H45V78H44ZM48 78H47V77ZM70 76V77H69ZM80 77V78H78V77ZM181 78L180 79V81H179V83L182 85V86H184L183 84L185 83L186 84V82H187V84H186V86L183 88L179 83H177V81L179 80L178 78ZM225 76H231L230 77V79H229V77H226L225 79H223ZM237 76V77H236ZM243 76V77H244ZM10 77V78H9ZM18 77V78H17ZM21 77V78H20ZM27 77V78H26ZM38 77H39V79L45 84L44 86H43V83L38 79ZM95 77L97 78V79H95ZM113 77V81L112 80H109L110 78H112ZM145 77V78H144ZM163 78L164 80H162L161 78ZM196 77H200V76H196ZM218 77H220V78H218ZM234 77V78H233ZM247 77V78H246ZM9 78V79H8ZM55 78H57V79H59V81H61V82H57V79H56V81H52V80H54ZM61 78H62V80H61ZM94 80H93V79ZM171 79V82L173 81L174 82V80L175 79H177V81L176 82H174V83H171L169 80ZM183 78H184V81H183ZM188 78V79H187ZM227 78H228V81H227ZM231 78H232V80H231ZM242 78V79H241ZM3 79V80H2ZM6 79H8V80H6ZM12 79V80H11ZM21 79H23L24 80V82H23V80H21ZM28 81H26V80ZM32 79V80H31ZM44 79V80H43ZM50 79H51V82L54 84H49V81H50ZM103 79H104V83H106V85L108 84L109 86H107L106 87V85L102 82V85L105 87V89H108L109 90V88L108 87H110V89H111V87L112 88H114L115 90H116V88L117 89H119V90H116V93L118 92V94L119 95H117V97L116 96H112V95H110V92L108 93V92H104V88H103V86H101V84L99 83V80H100V82L101 81H103ZM146 79V80H145ZM174 79V80H173ZM209 79V80H208ZM238 79H240V80H238ZM14 80H17V81H14ZM35 80H37V81H35ZM47 80H48V82H47ZM90 80V81H89ZM92 80V81H91ZM96 80H98L97 82V84H99L101 87H100V89L101 88H103L102 89V91L99 89V86L98 87H96L97 86V84L95 83V81ZM143 80H145V81H143ZM159 80H161V81H159ZM169 82H168V81ZM192 80V82H190V81ZM196 80H197V78H196ZM238 80V81H237ZM1 81H2V83H1ZM9 81H11V82H9ZM29 81H30V83H29ZM32 81V82H31ZM40 81V82H39ZM87 81H89L90 83H89V85H91V84H95V85H91V87H93L92 88V90H91V88H90V86L88 85V82ZM94 81V82H93ZM149 82L148 83V85H149V87H150V84L151 83H154V82ZM229 81H231V83H229ZM232 81H235V84H236V86H234V82H232ZM256 83H255V82ZM15 82H16V84H15ZM38 82V83H37ZM57 82V83H56ZM93 82V83H92ZM146 82V83H147ZM188 82H190V83H192L191 85L194 87V86H196V87H194V88H192L191 89V85H189L190 83H188ZM255 83V84H253V83ZM8 85H7V84ZM14 83V84H13ZM19 83L21 84V85H23L22 87H21V85H19ZM23 83H26V85L25 84H23ZM56 83V84H55ZM61 83V84H60ZM114 83V82H113ZM169 83H171L172 85L173 84H175V83H177V84H179L180 86H177V84L176 85H173V87H172V85L170 86V84ZM183 83V84H182ZM250 83V84H249ZM258 83V84H257ZM13 84V85H12ZM33 84V85H32ZM37 84V85H36ZM38 84H40L39 86H38ZM57 84H59V86L61 85V87H59ZM155 85L154 86H157V84L158 83H154ZM232 84V85H231ZM256 84H257V86L259 85V87H257L256 86ZM4 85V86H3ZM11 85H12V87H11ZM14 85H16V86H14ZM32 85V86H31ZM48 85H52L53 86V88H55V89H53L52 87V90H51V88H50V86H48ZM55 85H57V86H55ZM243 85V86H242ZM252 85V86H251ZM7 88H6V87ZM9 86H10V88H9ZM19 86V87H18ZM37 86L39 87V88H37ZM41 86V87H40ZM43 86V87H42ZM117 86V87H116ZM151 86H153V85H151ZM165 86V87H164ZM174 86H175V88H176V86H177V88H179L180 89V91L181 92H178V90H177V88L175 89L174 88ZM236 87V89H234L233 87ZM237 86H238V88H237ZM240 86V87H239ZM255 86V87H254ZM2 87V88H1ZM18 88V89H15V88ZM47 87V88H46ZM59 87V89H57ZM96 89H99L100 90V92H99V90H96ZM180 87H182V88H180ZM245 87H247V89H245ZM257 87V88H256ZM9 88V89H8ZM19 88H21V90L19 89ZM22 88H24V90L22 89ZM29 90H27V89ZM33 88H34V90H33ZM37 90H39L40 88H42V90H39V91H36V89ZM46 88V89H45ZM60 88H61V90H60ZM163 88H165L164 90H163ZM167 88H169V89H167ZM174 88V89H173ZM197 88H198V91H193V89H196L197 90ZM252 88L255 90H257L258 88H259V90H257V93H259L260 94V96H259V98L257 99V97L255 96L254 97V95L256 94L255 92L256 91H254V90H252ZM2 89V90H1ZM4 89H5V91H4ZM8 89V90H7ZM11 89H13L14 91H17V90H19V91H17V93L16 92H14L13 90H11ZM153 90H154V92H156L157 90L156 89H154V87L152 88ZM182 89V90H181ZM185 89H184V91H185ZM199 89H202V90H199ZM250 89V90H249ZM43 90H44V92H43ZM46 90H48L46 93H45V91ZM50 90V91H49ZM61 92H60V91ZM95 90L96 91H98L99 93H100V95H104V94H106L107 96H105V97H107L106 98V100L102 97V96H98V98H97V95L99 94L98 92L96 93L95 92ZM113 90V89H112ZM121 90H122V88H121ZM120 90V91H121ZM170 90V91H169ZM175 90L177 91L176 92V94H173V93H175ZM188 90H190V91H188ZM24 91V92H23ZM27 93H26V92ZM35 91H36V93H35ZM53 91H56L55 92V94H58V95H62V96H58V95H55V94H53L52 92ZM94 91V92H93ZM111 91V90H110ZM167 94H163L164 92ZM169 92V94H168V92ZM174 91V92H173ZM251 91V92H250ZM255 93L254 95L253 94H251V93H253V92ZM259 91V92H258ZM262 91V92H261ZM3 92H4V94H3ZM31 92V93H30ZM34 92V93H33ZM40 92V93H39ZM43 92V93H42ZM49 92V94H47ZM102 92H104V93H102ZM114 91H112L111 93H113ZM172 92V93H171ZM22 93V94H21ZM34 95H33V94ZM45 93V94H44ZM93 93H95V95H93ZM115 93V92H114ZM113 93V94H114ZM131 92H129L128 94H130ZM242 93V94H241ZM263 95H262V94ZM2 94V95H1ZM10 94H11V96H13V97H15L16 95L18 96L19 95V101H18V99H16L17 98V96L15 97V98H13V97H11V98H9L10 97ZM13 94H16V95H13ZM22 96H21V95ZM25 94H27V95H25ZM31 94V95H30ZM36 94V95H35ZM38 94H42V95H38ZM46 94H47V97H49L50 96V98H51V96H53V98H44L45 96H46ZM97 94V95H96ZM159 94V93H158ZM207 94V93H206ZM241 94V95H240ZM5 95V96H4ZM7 95V96H6ZM33 95V96H32ZM44 95V96H43ZM49 95V96H48ZM108 95H109V97H110V99H108L109 97H108ZM116 95V94H115ZM175 95V96H174ZM202 95V96H203ZM9 96V97H8ZM24 96V97H23ZM29 96H31V98H29ZM40 96V97H39ZM42 96V97H41ZM58 96V98H55V97H57ZM63 96H64V99H65V103L63 102L64 100H63ZM133 96V97H134ZM159 96V95H158ZM167 96H170V97H167ZM193 96V98H190V97H192ZM199 96H201L200 95V92H199ZM215 96V97H214ZM216 96H220V102H221V98L222 97H224V98H222L223 100H222V102L220 103L219 102V100L217 99V98H219V97H216ZM222 96V97H221ZM7 97V98H6ZM26 97V98H25ZM62 99H61V98ZM102 97V98H101ZM111 97H115L114 99H115V102L117 101L116 100V98L119 100V102L122 104L121 106L122 107H120V104H118L117 102H116V104H118V105H116V106H113V102H111V99L113 100V98H111ZM138 97V98H137ZM160 97V98H161ZM214 97V98H213ZM29 98V99H28ZM37 98H38V101H37ZM184 98V99H183ZM1 99H2V101H4V99H5V101L4 102H2L1 101ZM12 99H14V100H12ZM22 99V100H21ZM33 99V100H32ZM42 99H44V101L42 100ZM47 99H50V100H47ZM58 99H60L59 101H58ZM107 99H108V101H110V102H108L107 101ZM135 99V100H134ZM201 99V100H202ZM218 101H217V100ZM260 99H262V100H260ZM7 100V101H6ZM20 100L21 101H23L24 103H21L20 102ZM26 101V103L27 104H25V101ZM34 100H36V102L37 103H35V102H33ZM53 100V101H52ZM55 100V101H54ZM61 100H63V101H61ZM105 100V101H104ZM209 100V103L207 102ZM15 101H18L19 103H21L20 105H17L18 103L17 102H15ZM28 101V102H27ZM29 101H31V102H29ZM39 101H42V102H39ZM50 102V103H48V102ZM52 101V102H51ZM57 101V102H56ZM60 101H61V104H59L60 103ZM126 101V100H125ZM167 101V100H166ZM169 101V100H168ZM167 101V102H168ZM175 101H176V98H175ZM175 101L173 102V103H175ZM181 101H183V103H185V104H183V106H182V102ZM208 103V105H206L205 103L206 102ZM261 101H263V102H260ZM13 102V103H12ZM53 102H56V103H53ZM78 103L77 105L75 104V103ZM105 102V103H104ZM106 102L107 103H110L111 104V106L113 107V108H118L117 106H119V110L121 111V114H120V112H119V110L117 109V111L119 112V114L117 115V111H113V108L108 104H106ZM114 102V103H115ZM170 102V101H169ZM178 102V101H177ZM181 102V103H180ZM6 103V104H5ZM10 103H12V105L10 104ZM29 103V104H28ZM34 105V107H33V105ZM40 104L39 106H40V108H42L41 110H39L40 108H39V106H37V105H35V104ZM43 103H44V105H43ZM45 103H46V105H45ZM52 103V104H51ZM58 103V104H57ZM141 103H143V104H141ZM3 104H5V105H3ZM9 104V105H8ZM13 104H15L17 107H15V105H14V107H15V109H16V111H15V109L13 108V107H11V106H13ZM31 104V105H30ZM50 104H51V106H50ZM55 104V105H54ZM66 104V105H65ZM81 104V105H80ZM141 104V105H140ZM146 104V106H148L147 104V102L145 103ZM144 104V105H145ZM176 104V103H175ZM180 104H181V106L182 107H185V105H186V107H185V109L187 110V112L189 111V113L186 115L185 114V109H181L182 107L180 106ZM230 104V105H229ZM11 105V106H10ZM29 106L30 105V108H28L27 106ZM41 105H43V106H41ZM53 105L56 107V106H59L58 107V109H59V111H58V109H56L55 107H53ZM79 105V106H78ZM169 105V106H168ZM176 105H178V103L176 104ZM192 105V106H193ZM195 105H196V109H195ZM228 105L230 106V107H228ZM5 106H7V107H5ZM26 106V107H25ZM32 106V107H31ZM35 106H37L38 107V109L36 110L35 109ZM44 106H46V108L44 109ZM49 106L51 107L50 109H52V107L54 108V109H52V111H54V110H57V111H55L54 112V114H52L51 112H50V109H49ZM67 106V107H66ZM83 107V109H82V107ZM131 106H132V109L134 110V113L136 114L137 113V115H135V116H140L139 118H137V117H133L134 115H133V113H132V115H131V113L130 112H132L133 110L131 109V111L129 112V108H131ZM152 106V105H151ZM226 106V107H225ZM20 107V108H19ZM22 107V108H21ZM23 107H24V109H26V112L24 113L25 115V118L27 119L28 118V116L30 117V114H31V116L32 117H30L29 119H27V120H29V123H28V121L27 120H24L25 118H24V116H22L23 114H22V112H20L21 113V115H20V113H17L18 111H20V110H22V111H25V110H23ZM79 107H80V109H79ZM128 107V108H127ZM141 107H142V109H141ZM153 107V106H152ZM164 107V106H163ZM163 107H162V109H163ZM207 107V108H208ZM3 108H5L6 110H8V111H6L5 109H3ZM12 108L14 109V111H13V114L14 113H16L15 115L18 117H14V115H12V112L11 113H9V110L10 111H12ZM31 110V108H33L31 111H36V112H31L30 113V111L28 110ZM64 110H62V109ZM65 108V109H64ZM68 108V109H67ZM146 110H145V109ZM176 110H175V109ZM200 108H202V109H200ZM233 110H232V109ZM114 109V110H115ZM125 109V110H124ZM127 109H128V111H127ZM153 109H154V107H153ZM213 109V110H212ZM43 110H46V112L45 111H43ZM49 110V111H48ZM63 112H62V111ZM122 110L123 111H127L126 113H128L129 114V116L128 115H126L125 114V112H123L125 115H123V113H122ZM139 110H140V115H138L139 114ZM141 110L143 111V110H145V111H143V112H141ZM151 113V115H149L148 114V111ZM168 110V109H167ZM169 110V111H170ZM214 110H216V114L214 113L215 111ZM66 111V112H65ZM85 111H87V115L88 116H86V114H85ZM183 111H185L184 113H182ZM212 111H213V113L214 114H211L212 113ZM39 112V115H36L35 116V114H37ZM42 112H43V115L44 116H46V117H48L49 115L50 116H52L51 118H50V116L47 118V121H48V123H50V124H48L47 123V121H45L46 120V118L45 117H42L41 115H42ZM49 112H50V114H49ZM57 112H61V113H64L65 112V115L64 114H60V113H57ZM117 112V113H116ZM144 112H147L146 113V115L148 114L149 116H151V117H149V116H147V117H145L146 115H144L145 113ZM29 113V114H28ZM35 113V114H34ZM46 113H48L47 115H46ZM57 113V114H56ZM142 113H143V115H142ZM191 113V114H190ZM227 113H229V114H231V115H228ZM28 114V115H27ZM35 116V117H33V115ZM52 114V115H51ZM56 114V115H55ZM60 114V115H59ZM184 114V115H183ZM218 114V115H217ZM219 114H221L220 116L221 117H219ZM8 115V116H7ZM10 115V116H9ZM22 116V117H20V116ZM55 115V116H54ZM62 115H64L65 116V118L62 116ZM90 115V116H89ZM92 115V116H91ZM161 115V116H160ZM166 115H167V113H166ZM189 115H191L193 118H190L192 121H190V120H187V118L189 117ZM213 116V117H215V118H210L211 116ZM215 115H217V116H215ZM5 116V117H4ZM7 116V117H6ZM61 116L64 118L63 119V121H62V118H61ZM152 116H153V118H152ZM154 116H155V118H154ZM169 116V115H168ZM185 116H187V117H185ZM190 116V117H191ZM223 116V117H222ZM232 118H231V117ZM39 117H41V118H45V120L44 119H39ZM58 117V118H57ZM75 117V118H74ZM88 117V118H87ZM89 117H90V119H89ZM130 117H132V119L134 120H131V118ZM142 117V118H141ZM143 117H145V123L144 124H146V126H144V127H142L141 125H139V126H136L135 124H137L138 122H141V123H143L144 121V118ZM216 117H217V119H221V120H218V121H215L216 120ZM225 117H226V121H224L225 120ZM24 118V119H23ZM38 118V119H37ZM60 118V119H59ZM135 118H136V121H135ZM146 118H147V121H149L148 119L150 118H152V119H155L154 121H159L158 122V124L159 125H156L155 124V122L151 119V121L149 122V124H147L148 122L146 121ZM224 118V119H223ZM228 118H230V119H228ZM13 121H12V120ZM18 119V120H17ZM30 119H32V120H30ZM34 119H37V120H35V121H33ZM75 119H77L76 120V122L78 121L79 122V124H78V122H77V124L79 125V126H81V124H82V126H83V123L85 122V120L84 119H86V122H85V124H84V127H78V126H74V125H77L76 123H75ZM80 119H82L83 121V123H81V120ZM89 119V120H88ZM140 119H142V121H140ZM165 119V120H166ZM198 119V121L199 122H201V123H199L198 121H197V123H196V121H194V120H197ZM213 121V122H211V120ZM19 120H22V121H19ZM42 120V124L40 123V121ZM51 120V121H50ZM54 120H55V122H54ZM62 121V122H60V121ZM80 120V121H79ZM138 120V121H137ZM229 120V121H228ZM242 120V122H240ZM9 121V122H8ZM39 122V124H36L35 122ZM44 121V122H43ZM154 122V125H153V122ZM214 121L217 123H220V128H221V125H223V124H226V122L228 121V122H231V124L230 123H227L228 124V126H227V124L226 125H224L223 126V128H221V130H220V128H219V126L217 125H214L213 123H214ZM220 121V122H219ZM11 122H13V123H11ZM27 124H30V125H26V123ZM32 122V123H31ZM35 124H34V123ZM45 122L47 123V124H45ZM64 123L63 125H61L60 123ZM137 122V123H136ZM152 122V123H151ZM162 122V121H161ZM191 122H193L194 124L196 123L197 125L196 126H194L193 125V123H191ZM225 122V123H224ZM238 122H240V123H238ZM54 123H56L57 125L58 124H60L61 126H62V128H61V126L59 125V127L58 126H54V125H56V124H54ZM150 123L152 124V125H150ZM169 124L171 123V122H168ZM187 123H190V124H187ZM222 123V124H221ZM242 123V124H241ZM17 124H19V125H17ZM32 124V125H31ZM34 124V125H33ZM41 124V125H40ZM200 124V125H199ZM24 125V126H23ZM40 127V129L38 130V126ZM43 125H44V127H43ZM47 125V126H46ZM49 125H50V127H49ZM199 125V126H198ZM202 125V126H201ZM32 128H30V127ZM33 126H34V128H33ZM52 126L54 127V128H52ZM142 128H141V127ZM154 126V127H153ZM160 126V127H159ZM204 126V127H203ZM15 127V128H14ZM17 127V128H16ZM37 129H36V128ZM46 127H47V129H46ZM76 127V128H75ZM140 127V128H139ZM167 127V128H166ZM215 127H216V129H215ZM226 127V128H225ZM228 127V128H227ZM30 130H29V129ZM44 129V130H41V129ZM64 128H65V130H64ZM77 128H78V130L79 131H81V130H83L82 128H84V130L85 129H87V130H85L86 131V133L87 132H90L91 133V135L93 136V134H94V136L93 137H90L91 135H86V133H84L85 131L83 130V131H81L80 132V134H79V132L77 131ZM154 128H155V132L157 131L158 132V134H157V132L155 133L154 132ZM194 128V129H193ZM229 128L231 129V132H234V134L232 135V133H230V132H228V131H230L229 130ZM28 129V130H27ZM48 129H52L51 131H53V129H54V131H53V133L52 132H50ZM164 129V130H165ZM218 129H219V132H218ZM224 129H226V130H224ZM35 130V131H34ZM37 130V131H36ZM43 131V133H44V135H43V133L42 132H40L43 136H45L46 134V136L43 138V136L42 135H40V133H39V131ZM46 130V131H45ZM50 132V136L48 135V131ZM170 130V131H169ZM246 133L245 135L247 136H245L244 134L243 135H241L242 133H244L243 131ZM46 133H45V132ZM55 131H59V133H58V135L59 134H61V133H64V135H66V134H69V136L67 137V138H65V136L64 135H60L61 137H64L63 139H60V140H62L61 141V143L58 141L57 142V140H58V138H60L58 135H57V133H56V135L58 136V137H56V135L54 136V132ZM168 131H169V133H171V134H168ZM179 131H180V129H179ZM180 131V132H181ZM195 131V132H194ZM206 131L208 132V133H206ZM222 131H224L225 133L223 134V132ZM239 131H242V132H240L239 133ZM37 132H38V134L40 135H38L37 134ZM66 132V133H65ZM83 132V136H82V133ZM174 132V131H173ZM197 132V133H196ZM221 132V133H220ZM227 132H228V134H227ZM90 133H87V134H90ZM192 133V134H191ZM218 133H220V134H222V136L220 135V134H218ZM239 133V134H238ZM36 134H37V136H39V137H37L36 136ZM51 134H52V136H51ZM85 134V135H84ZM175 134V133H174ZM189 134H187V135H189ZM204 134H206V135H204ZM210 135V137L208 136V135ZM230 134H231V136H232V138L234 139H230ZM71 135L72 136H74V137H71ZM169 135H171L173 138H175V140L173 141V138L172 137H170ZM176 135V134H175ZM186 135V136H187ZM223 135H225L224 137H226L225 138V141L223 140L224 139V137H223ZM237 137H236V136ZM47 136H48V138L50 139V141L53 143V141H54V143L53 144H57V143H59V144H63V140L64 139H67V141L66 140H64L65 142H67V145H68V147L70 146L71 147V149H73V150H71V149H68V147L66 148V144H65V142H64V147H61L59 144V147H61V148H64V149H62V150H65V152L63 151V152H61L62 154L63 153H66V152H68L69 153V151L70 152H72V153H70L71 155L73 154L74 155V157H73V155H72V157H70L71 155L70 154H66L67 156H66V159L68 160V158L67 157H70L69 158V160H68V162L66 161V159H65V156H62V154L60 153V149H58V145H56V146H54L53 147V144L51 145L50 143V141H49V139L47 140ZM67 136V135H66ZM87 136V137H86ZM89 136V137H88ZM206 136H208V140H207V137ZM227 136L229 137V140L233 143L239 136V138H242L243 136H244V142H242L243 140L242 139H240L241 141H239V140H237L236 142H239L240 144L238 145V143H236V144H234L233 143V145H232V143L228 140V138H227ZM43 138V139H41V138ZM51 137V138H50ZM55 137H56V139H55ZM94 137H96V140L95 141H97V143L96 142H94V140L92 141V142H94V143H92L93 144V148H94V144H97L99 147H101V149H102V147H104L106 150V152H107V154L109 155V158H110V155H111V158L110 159H112L111 161H113L114 159V161H113V164H115V166H116V164L120 161V162H122L123 164H121L120 162L118 163L121 167H123L124 166V168H125V171H128V170H131V173H128V172H130V171H128V172H125V177L123 178V174H121L120 172H122V171H124V170H122L121 168H119L118 166H117V168L114 166L113 168H115L114 170H115V172L117 171V169H119L120 170V172H118L117 171V173H118V175L114 172V174L115 175H117V176H115V178L116 177H119V175H120V177H119V179L121 178V175H122V178L123 179H116L115 180V178H113V173H112V171H111V173H108L107 171V173H106V175H105V167L104 168H102L101 167V164L102 165H104L103 164V159H106V158H104V155L106 154V152H104L103 150H99V152L98 151H93L94 152V155H98L97 157H96V159L98 158V157H101V159L100 158H98V160L100 159L101 160V162L100 161H98V165L100 166H98V165H96V166H98V167H96L94 164V162L92 163V161L94 160L95 162H97L96 160H95V158L93 159V157L91 158V155H92V151H89L90 150V148L92 149V150H95L96 149V146L97 145H95V148L93 149L92 148V145H91V143H89V142H91V139H90V141H89V138H94ZM164 137H166V139L168 140L167 141V143H166V141H165V138ZM179 137V136H178ZM204 137H206V138H204ZM222 137H223V139H222ZM234 137H236V138H234ZM54 140H53V139ZM71 138L73 139V140H71ZM77 138V139H76ZM203 138V139H202ZM220 138V139H219ZM37 139H39V140H37ZM152 139V140H151ZM178 141H177V140ZM205 139V140H204ZM211 139H212V142H213V140H214V142L215 141H217V143L215 142V143H212L211 142ZM222 142V140L224 141V142H226L225 144L222 142H218L219 140ZM41 140H44L45 141V143H47V144H43V142L44 141H41ZM48 142H47V141ZM55 140H56V142H55ZM77 140H79V142H75V141ZM158 141V143H160V145H158V143L157 144H155V142L152 144V142L151 141ZM170 140V141H169ZM181 140V139H180ZM190 140H191V138H190ZM196 140H198V139H196ZM202 140V141H201ZM203 140H204V143H205V145H202V144H204L203 143ZM208 142H207V141ZM73 143H72V142ZM86 141H88V142H86ZM173 141V142H172ZM177 141V142H176ZM196 143H195V142ZM210 141V142H209ZM229 141V142H228ZM42 142V143H41ZM68 142H70V143H72L73 145H75V147L77 146V147H79V144H80V146H81V148L79 147V148H77V149H81L80 151H81V154L83 155V158H81L82 157V155L80 154V152H79V150H76L75 149V147L72 145L71 146V144L70 143H68ZM81 142V143H80ZM170 142H172L173 144H171ZM198 142V143H197ZM242 142V143H241ZM84 143V146L82 145ZM171 145H173V146H170V144ZM199 143H201V144H199ZM229 143H231L230 145H229ZM243 143H245V145L243 144ZM41 144V145H40ZM49 144H50V147H52L51 148V150L50 149H48L47 148V145L49 146ZM87 144H89V146L87 147L86 145ZM154 144H155V146L157 145V147H159L160 149H161V147H162V152H165L166 150L167 151H172V150H175V153H173L174 155L177 153V151H179L178 152V154L180 153V151H181V154H186L185 156H187L186 158H187V162H186V164H182V162H184L183 160H185V159H183L182 160V158H184V155L183 156H177L176 157V155H175V157H174V155H170V157L168 156V154L167 153H169V152H167L166 151V153H164L163 155L165 156V158L167 157H169L168 159H170V158H172V160H173V157H174V163L173 162H171V161H169L170 163H169V165H167L165 162L167 161V158L165 159L164 157H163V155L161 154L162 152H160L159 150H157L158 148L157 147H154ZM198 144V145H197ZM207 144V145H206ZM210 144V146L212 145V146H214V147H210V146H208ZM223 144H224V146H223ZM62 145V146H63ZM200 145H202L201 146V148H202V150L200 149ZM240 145H242V147H240ZM45 146V149L43 148ZM171 147V149H170V147ZM228 147V149H229V147L231 146L232 147V152L234 151H236V152H238V153H235V154H233L231 151V153L229 152H227L228 154H225V150L227 149V147ZM236 146L237 147H239L238 149L236 148ZM256 147V148H254V147ZM69 147V148H70ZM74 147V148H73ZM90 147V148H89ZM169 147V148H168ZM172 147H174V148H172ZM209 147H210V149L212 150H216V153L213 151H210V153L208 152V150L207 149H209ZM219 147L222 149L223 147L225 148V150H219ZM250 147H253L252 148V150L254 151V152H252L251 151V148ZM54 148H56V149H58L59 150V154H58V150H56V149H54ZM68 150V151H66V149ZM218 148V149H217ZM236 150H235V149ZM242 148V149H241ZM13 149V150H12ZM47 149V150H46ZM55 150L54 151V154H53V152H51L52 150ZM86 149V150H85ZM196 149H198V150H196ZM234 149V150H233ZM256 149V150H255ZM11 150V151H10ZM50 150V151H49ZM75 150L79 153H75L77 156H81V157H79V159H78V157H76L75 156V154L73 153V152H75ZM164 150V151H163ZM177 150V151H176ZM182 150H183V152H185V153H182ZM207 150V151H206ZM217 150H219V152H217ZM257 150H258V152H257ZM13 151V152H12ZM47 151H49V152H51L52 153V157L54 158V156L53 155H55V154H58V155H55L56 157L57 156H60V157H57L58 159L56 160V159H54V162H55V165H54V169H53V158L50 156L51 155V153H47ZM84 151H88L87 153H86V155H85V152ZM103 151L105 154L102 156L101 154V152ZM205 151V152H204ZM229 151V150H228ZM255 151H256V153H255ZM12 154H11V153ZM157 152H159V154L157 153ZM222 152H224V154H222ZM8 153V154H7ZM49 154V155H47V154ZM88 153H89V155H90V157H86L87 155H88ZM96 153V154H95ZM98 153V154H97ZM212 153H215V154H217V155H214V154H212ZM219 153V154H218ZM239 153V154H240ZM258 153V154H257ZM8 156H7V155ZM10 154V155H9ZM14 154V155H13ZM99 154L101 155V156H99ZM105 155V157H108V155ZM156 154V155H155ZM162 155V157H161V155ZM166 154V155H165ZM171 154V153H170ZM209 154H211V155H209ZM236 155L235 157L238 159L237 161H236V158H234L233 156H231V155ZM238 154V155H239ZM240 154V155H241ZM6 155V156H5ZM63 155H65V154H63ZM88 155V156H89ZM93 155V156H94ZM157 155H159V156H157ZM208 155V156H207ZM213 155V156H212ZM222 155H224V156H222ZM3 156H4V158H3ZM14 156V157H13ZM42 156V157H41ZM44 156H47V157H44ZM51 157V159H52V162H48V161H51V159H50V157ZM157 156V157H156ZM207 156V157H206ZM211 156V157H210ZM214 156H216V157H214ZM226 156H228V157H226ZM231 156V157H230ZM12 157H13V159H12ZM49 157V158H48ZM55 157V158H56ZM75 157H76V159H75ZM95 157V156H94ZM113 157V158H112ZM159 157H161V158H159ZM182 157V158H181ZM211 159H210V158ZM221 157V158H220ZM225 157H226V160H225ZM240 157H242V156H240ZM62 158V159H61ZM64 158V159H63ZM72 158H74V160H72ZM87 158V159H86ZM108 158V159H109ZM142 158H144V159H142ZM179 158V159H178ZM213 158V159H212ZM215 158H217V159H215ZM220 158V159H219ZM224 158V161L226 162V163H228V164H224L225 162L222 160V162H220V160L221 159H223ZM1 159H3V161L1 160ZM12 159V160H11ZM50 159V160H49ZM59 159H61L60 161H58ZM81 159V160H80ZM109 159V160H110ZM116 159H118L117 161H116ZM155 159H157V160H155ZM233 159H235L234 161H232ZM8 160H10V161H8ZM46 160V161H45ZM63 160H65V161H63ZM75 161L76 162V164H75V162H73V163H71V164H69L70 163V161ZM83 160V161H82ZM87 162H86V161ZM92 160V161H91ZM142 160H145V161H142ZM161 160V161H160ZM164 160H166L165 162H164ZM171 160V159H170ZM177 160V161H176ZM180 160H182V162L180 161ZM212 160V161H211ZM217 160V161H216ZM229 160V159H228ZM227 160V161H228ZM257 160V161H256ZM1 161H2V163H1ZM7 161L8 162H11L10 164H8L7 163ZM81 161L83 162L82 164H81ZM88 161L90 162L89 164H88ZM162 162V163H160V162ZM179 161H180V163H179ZM186 161V160H185ZM243 161H245V163H246V161H247V164H245ZM253 161H255V162H259V164H260V167H257L258 166V163L256 164V163H254ZM260 161H261V163H260ZM42 162V163H41ZM47 164H46V163ZM60 162V163H59ZM65 163V165H63L64 163ZM99 162H100V164H99ZM114 162H117V163H114ZM7 165V167L4 165ZM12 163H14V164H12ZM51 163V164H50ZM61 163H63V164H61ZM67 163H68V165H67ZM88 165H87V164ZM112 163V162H111ZM146 163V164H145ZM165 163V164H164ZM185 163V162H184ZM238 163V162H237ZM240 163V162H239ZM249 163V164H248ZM41 164H42V166H41ZM45 164H46V166H47V169L48 170H46V166H45ZM63 166V169H62V167H61V169L63 170H61V171H59L60 170V166L61 165ZM74 165L75 164V167H74V169L72 170L69 166L70 165ZM78 164V165H77ZM92 164V165H91ZM149 164V165H148ZM218 164V165H217ZM220 164V165H219ZM10 165H12V166H10ZM57 165H60V166H57ZM123 165V166H122ZM152 165V166H151ZM176 165V166H175ZM240 165H241V163H240ZM8 166H10L9 168V170H10V172H9V170L7 171V169H8ZM55 166H56V168H55ZM67 166V167H66ZM78 166V167H77ZM80 166V167H79ZM82 166H85L84 168H82ZM95 168H97L98 170H99V168L102 170L103 169V173L101 172V170H97V169H95ZM178 166V167H177ZM212 166V165H211ZM229 166V165H228ZM238 166H239V164H238ZM12 167V168H11ZM50 167V168H49ZM66 167V168H65ZM196 167V166H195ZM195 167H193V168H195ZM224 167V168H223ZM240 167H238V168H236V170L234 169V171H237V169H238V171H239V168ZM247 167H249V168H247ZM5 168H7V169H5ZM41 168H44V174L43 173H41L40 172V170H41ZM57 168L59 169V170H57ZM65 168V169H64ZM75 168H77V170L75 169ZM87 168V169H86ZM90 168V169H89ZM171 168H173L174 169V171L173 172H171L170 173V169ZM220 168L218 169V170H220ZM11 169H15V172L14 171H12ZM52 169V170H51ZM68 169V170H67ZM92 169H93V171H92ZM190 169V170H189ZM260 169V170H259ZM261 169H263V170H261ZM39 170V171H38ZM50 170V171H49ZM55 172H54V171ZM67 170V171H66ZM77 172H76V171ZM122 170V171H121ZM172 170V169H171ZM181 170H183V172L181 171ZM251 170V171H250ZM6 171H7V173L9 174V175H7V173H6ZM35 171H36V173H35ZM41 171H43V169L41 170ZM72 171V172H71ZM79 171V172H78ZM87 171V172H86ZM90 173H89V172ZM92 171V172H91ZM156 173H155V172ZM245 171H247V172H245ZM250 171V172H249ZM20 172V173H19ZM45 172H46V174H45ZM57 172H58V174H59V172H61V174H62V176H63V174H64V176L63 177H61V174H59V177H61V179L58 177V174H57ZM65 172V173H64ZM81 172V173H80ZM6 173V174H5ZM10 173H11V175H10ZM12 173H13V175H12ZM16 173V174H15ZM72 173V174H71ZM75 173H76V175H75ZM95 173V174H94ZM97 173H99V174H97ZM120 173V174H119ZM123 173V172H122ZM198 173V174H197ZM224 173H227V174H225L224 175ZM244 173V174H243ZM252 173V176L251 175H249V174H251ZM5 174V175H4ZM14 174L15 175H17V178H16V176H14ZM21 174V175H20ZM25 176H24V175ZM37 174V175H36ZM42 176H41V175ZM47 174H49V175H47ZM80 174V175H79ZM87 174V175H86ZM92 174V175H91ZM109 174V175H108ZM130 174V176L132 175H134V176H136L137 175V181H136V179H132L131 178V180H129V178L128 177H130V176H128V175ZM189 175V178L191 179V181H189V180H187L186 178L188 177V175ZM221 174H222V176H221ZM235 174V175H234ZM238 174V173H237ZM11 176V177H7V176ZM19 175H20V177L22 178H20L19 177ZM82 175V176H81ZM104 175L106 176V177H109V178H107L106 179V177L104 178ZM108 175V176H107ZM171 175V176H170ZM183 175V176H182ZM198 175V176H197ZM5 176V177H4ZM38 178H37V177ZM65 176H67V178L65 179ZM91 176V178H89ZM94 176V177H93ZM95 176H96V178H95ZM128 176V177H127ZM185 176H187L186 178H185ZM253 176H254V178H253ZM42 179H41V178ZM57 177V178H56ZM84 177V178H83ZM93 177V178H92ZM102 178V179H100V178ZM139 177H140V180H143L142 181V183H144V185L141 183V181H138L139 180ZM185 179H184V178ZM233 177H235V180H234V178ZM237 177V178H236ZM5 179V178H7V179H9V180H12L13 182H11V181H9V180H3V179ZM14 178V179H13ZM16 178V179H15ZM18 178H20V179H18ZM25 178V179H24ZM27 178V179H26ZM29 178V179H28ZM32 178V179H31ZM41 179V182H40V180H37V179ZM44 178V179H43ZM62 178H63V180H62ZM69 178H70V180H69ZM87 178H89V179H87L88 180V182H89V185H88V182H87V180L86 179ZM198 178H200L201 179V181H203L202 179H204V181H208L207 183L209 184L210 182V184L208 185V187H210V188H208L207 186H206V182L205 183H202V182H200V179H199V181H198ZM58 179L59 180H62V181H59L61 184L59 185L58 183ZM65 179V180H64ZM79 179V180H78ZM92 179H95V180H92ZM98 179H100V180H102V181H99ZM104 179H106V180H108L109 181V179H110V181L112 182V183H114V185L109 181H106V180H104ZM111 179H113V180H115V181H113V180H111ZM129 180V182L131 181V184L134 182V183H137V187H135V186H133V188L134 189H132V186H131V184L127 181V180ZM234 180V184L232 183L233 182V180ZM14 180H17V181H14ZM24 180V181H23ZM57 180V181H56ZM68 180H69V182H68ZM83 180H85V181H82ZM90 180H91V182H90ZM96 180H98V182H99V184L101 185H99L98 184V182L96 181ZM104 180V181H103ZM126 182L127 181V185H126V183L124 184V182ZM133 180V181H132ZM243 180V182H245V183H247V184H245L244 183V185H246L245 187H243V184H241V181ZM22 181V182H21ZM27 181L29 182V183H27ZM32 181V182H31ZM39 181V182H38ZM95 181V182H94ZM119 182V184L117 183V182ZM236 181V182H235ZM14 182L15 183H19V184H17V185H15L14 184ZM65 184H64V183ZM73 182V183H72ZM80 182H82V183H80ZM101 182V183H100ZM116 182V183H115ZM139 182H140V185H139ZM172 182V183H171ZM223 182V183H222ZM242 182V183H243ZM6 183H8V186H7V184ZM23 183H24V185H23ZM36 183V184H35ZM76 183V184H75ZM80 185H79V184ZM95 183V184H94ZM104 183H107V184H104ZM122 184V186L120 187L119 185H121ZM170 183V184H169ZM175 183V184H174ZM203 184V187H202V185L201 184ZM238 183H240V184H238ZM250 183H252L253 185H255V186H253L252 184H250ZM11 184H14L15 186H13V185H11ZM21 184V185H20ZM35 184V185H34ZM53 184H54V186H55V188L53 187ZM58 184V185H57ZM62 184H64V185H62ZM67 184V186H65ZM98 184V185H97ZM102 184H104L105 186H103ZM112 184V185H111ZM118 184V185H117ZM129 184H130V186H131V190H132V192H130L131 190L130 189H128V188H126V191H127V189H128V192H126V191H124V192H126L127 194L126 195H123L124 193H123V191H121V190H125V187L124 186H126V187H128L129 186ZM166 184V185H165ZM216 184V185H215ZM223 184H225V185H223ZM227 184V185H226ZM231 184H232V186H234V187H236V186H238V188H235L234 189V187L232 188V186H231ZM21 186V187H19V186ZM28 185V186H27ZM39 185V186H38ZM74 185H75V187H74ZM78 185V186H77ZM91 185L92 186H94L93 188L91 187ZM96 185V186H95ZM117 187H120V189L119 188H117ZM133 185V184H132ZM141 185H142V187H141ZM169 185V186H168ZM171 185V186H170ZM215 185V186H214ZM37 186V187H36ZM41 186H43V187H41ZM68 186H69V189H70V191L71 192H73L74 194H72V193H70V191H69V189H68ZM82 188H81V187ZM86 186H89V187H86ZM106 186H108L107 188H106ZM112 188H111V187ZM139 186V187H138ZM147 186H149L151 189H149ZM166 186V187H165ZM205 186V187H204ZM214 186V187H213ZM240 186L242 187V189L240 188ZM13 189H12V188ZM14 187H17V190H16V188H15V190H14ZM27 187H28V189H27ZM44 187H46V188H44ZM63 187H65V188H63ZM75 189H74V188ZM79 187H80V189H79ZM113 187H115V188H117L118 189V191L120 190V193H117L118 191H117V189H115V188H113ZM140 187H141V189H140ZM145 187V189H144V191L146 190V187L148 188L147 189V191H146V194H148L147 192H149V193H151L152 192V195L153 196H151V194H149L150 196L148 197V195H146L145 194V192L144 191H142V188H144ZM208 189H207V188ZM253 187L254 188H256V190H253ZM24 188V189H23ZM31 188L32 189H34V190H31ZM37 188V189H36ZM92 188V189H91ZM96 188V189H95ZM98 188V189H97ZM103 188V189H102ZM105 188V189H104ZM121 188H123V189H121ZM138 188H139V190L141 191H136L134 194V197L136 198V199H140V198H142V195H140V193H142V194H145L144 196H143V198H142V200H139V202L136 200V199H134V197L131 195V194H129V192L130 193H133V190L135 191V189H137L138 190ZM166 188V189H165ZM174 188V189H173ZM177 188V189H176ZM183 190H182V189ZM206 188V189H205ZM220 188H221V190L223 189V188H225L224 189V193H225V196H224V194L220 191ZM239 188H240V190H239ZM13 191H12V190ZM19 189V190H18ZM43 191H42V190ZM48 189H53L52 191H48ZM73 191H72V190ZM84 189V190H83ZM90 189V190H89ZM100 189V190H99ZM108 189V190H107ZM110 189V190H109ZM113 189H115L114 191H112ZM167 189L168 190H170V191H167ZM180 189H181V191H180ZM247 189V190H246ZM7 190H9V191H7ZM10 190H11V192H10ZM26 190H28V192L26 191ZM29 190H31V191H33V193L31 192V191H29ZM37 190H39V191H37ZM68 190V191H67ZM88 190V191H87ZM93 190H95V191H93ZM104 190V191H103ZM130 190V191H129ZM173 190H174V192H173ZM257 190L260 192H258L259 194H261V195H258V193H257ZM15 191V192H14ZM48 191V192H47ZM57 191V192H56ZM61 191V192H60ZM63 191V192H62ZM69 192V193H67V192ZM81 191V192H80ZM101 191V192H100ZM102 191L104 192V193H106L107 194V196L106 195H104V197L103 196H100L101 195V193H102ZM106 191H109V192H106ZM117 191V192H116ZM223 191V190H222ZM254 191H256V192H254ZM14 193V195H13V193H12V196L10 195V193ZM25 194L26 192L28 193H26L25 195L26 196H24V194ZM51 192H53V193H51ZM76 192H78L77 194H76ZM88 192H90V193H88ZM94 192V193H93ZM96 192L98 193V194H96ZM113 192V193H112ZM115 192H116V195L117 194H119V196H114L115 195ZM122 192V193H121ZM137 192L139 193L138 195H140L141 197H137ZM177 192H178V194H177ZM182 192V193H181ZM185 192V193H184ZM237 192H239V193H237ZM247 192H243V193H245V197H248V196H246L247 194ZM5 193V194H4ZM31 193V194H30ZM49 193V194H48ZM63 193V194H62ZM64 193H66V195H68V196H66ZM87 193V194H86ZM104 193H102V195L104 194ZM112 193V194H111ZM196 193V195L194 196V194ZM256 193V194H255ZM21 194V195H20ZM43 194V195H42ZM47 194V195H46ZM58 194V195H57ZM90 194H92L91 196H90ZM95 194V195H94ZM114 194V195H113ZM186 195V196H184V195ZM189 195V198H188V195ZM197 194H198V196H197ZM212 194V195H211ZM213 194H215L216 196H213ZM229 194V193H228ZM253 194H255V195H253ZM10 195V196H9ZM62 195V196H61ZM79 195H80V197H79ZM120 195H123L122 197H120ZM130 195V198L131 197H133L132 199V201L134 202L135 200L138 202V203H140V204H138L136 201L133 203H131L130 201V203H129V205H128V200H131V199H128V200H126L127 198H129L128 196ZM210 195V196H209ZM9 196V197H8ZM14 196V197H13ZM21 196V197H20ZM30 196V197H29ZM47 196V197H46ZM51 196H53V197H51ZM71 196H73L72 198H71ZM74 196H76V197H74ZM84 196V197H83ZM93 196H95L96 198H94ZM100 197V198H98V197ZM106 196V197H105ZM110 196H114V198L113 199H115L114 200V202H112L113 201V199H109V197ZM145 196L147 197V199L145 200ZM256 196H258V197H256ZM259 196H261V197H259ZM12 197V198H11ZM28 197V198H27ZM35 197V198H34ZM40 197V198H39ZM42 197V198H41ZM56 197V198H55ZM70 197V198H69ZM90 197V198H89ZM102 197H103V199H102ZM150 197H153L152 199L150 198ZM156 197H159V201H160V203H159V201L158 200H156L157 198ZM183 198V200H182V198ZM188 198V200H187V198ZM263 197V198H262ZM15 198V199H14ZM39 198V199H38ZM51 199L52 201L50 202L49 200H47V199ZM80 200H79V199ZM106 198H108L107 200L108 201H106V202H108V203H106L105 202V199ZM111 198V197H110ZM117 198H118V201H117ZM123 198V199H122ZM124 198H126L125 199V201H124ZM154 198H156L155 199V206H156V204L158 203V204H160L161 206V212L164 210H166V209H170V211H165V212H170V213H167L168 215H169V218H168V216H166L167 214L165 213V216H164V214H163V216H160V217H158V215H155V214H151L152 216H154V218L151 216V218H153L154 220H152V219H150V212H152V213H154L153 211L154 210H152V209H154V207L155 206H153V205H151V204H153L154 202ZM211 198H213V199H211ZM215 198V199H214ZM216 198H217V200H218V202H217V200H216ZM230 198V197H229ZM259 198H261V199H259ZM27 199V200H26ZM29 199V200H28ZM36 199V200H35ZM44 200V202H49L50 204H52L53 203V205H51L50 206V204H48V202L47 203H42L43 202V200ZM53 199H54V201H53ZM77 199V200H76ZM81 199H83V201L81 200ZM91 199V200H90ZM93 199V200H92ZM96 201H95V200ZM99 200V203L97 202L98 200ZM144 199V200H143ZM151 199V200H150ZM189 199H191L190 201H189ZM232 199V198H231ZM240 199H241V201H240ZM243 199V200H242ZM257 199V200H256ZM10 200V201H9ZM31 200V201H30ZM35 200V201H34ZM40 200V201H39ZM42 200V201H41ZM47 200V201H46ZM101 200H102V202H105V203H102V205H101ZM111 202H110V201ZM163 200V201H162ZM259 200H262V201H259ZM28 201V202H27ZM34 201V202H33ZM57 201V202H56ZM75 201V202H74ZM80 201V202H79ZM89 201V202H88ZM151 201L153 202V203H151ZM161 201L164 203H162L161 204ZM187 201H189V202H187ZM234 201H237V200H235L234 199ZM253 201H256V202H253ZM259 201V203H257ZM59 202V203H58ZM74 202V203H73ZM85 202V203H84ZM93 202V203H92ZM97 202V203H96ZM124 202H126V204L124 203ZM180 202V203H179ZM185 202V203H184ZM187 202V203H186ZM192 202V203H191ZM200 202V203H199ZM202 202H203V204H202ZM247 202V201H246ZM249 202H247V203H249ZM60 203L62 204V206L64 207H62V206H60L61 208H62V210H63V212H64V214L67 216V218L68 219H70V220H68L69 222H71L70 224H71V230L69 231H67V230H64V228H61L62 227V225H60V220L58 219V213H57V210H58V207H59V205H60ZM76 203V204H75ZM97 205H96V204ZM112 205L111 206V208L113 207L114 209H115V207L118 209V207L121 209H115V212H122V213H124L125 212V214L123 215L122 213L120 214V215H118L117 216V214L118 213H115L114 215H113V213L112 212H110V211H108V210H111L110 209V204ZM113 203L115 204V205H113ZM197 203V204H196ZM205 203V204H204ZM219 203H223V204H219ZM253 203V204H252ZM256 203V204H255ZM56 204V205H55ZM67 204V205H66ZM71 204V205H70ZM92 204V205H91ZM124 206H123V205ZM135 204H137L138 206H142V208L143 209H145L146 208V210L149 208H152L150 211H149V209H148V211H149V213L146 211L145 212V210L143 211L142 210V208L140 207V210H142V212H145V215L144 216H146V218L148 217L149 219H150V221L149 222H147L148 221V218L146 219V218H144V216H143V214H141V211H139V213H140V215H139V213H137L135 210H133V209H136L137 210V208L139 209V207L137 206V205H135ZM166 204V205H165ZM168 204V205H167ZM225 204V205H224ZM244 204H245V202H244ZM250 204H248V205H250ZM36 205V206H35ZM40 205V206H39ZM41 205H43V206H41ZM46 205V206H45ZM58 205V206H57ZM69 205V206H68ZM76 205V206H75ZM77 205H79V206H77ZM84 205V206H83ZM94 205H96L95 206V208H94ZM108 205V206H107ZM151 205V206H150ZM163 205V206H162ZM167 207H165V206ZM170 205V206H169ZM245 205H247V204H245ZM262 205V204H261ZM263 205L261 206L262 208H263ZM38 206V207H37ZM57 206V210L55 211V207ZM93 206V207H92ZM98 206V207H97ZM125 206H127V208L125 207ZM130 208H129V207ZM135 206H137L136 208H135ZM169 206V207H168ZM184 206V207H183ZM185 206H188V209H186L185 208ZM226 206V207H225ZM228 206V207H227ZM258 206V209H261L260 208V206L259 205H257ZM257 206H256V208L254 209V207H253V209L254 210H256L258 213H256L257 215H256V217H258V219L257 220H254V221H256L257 223H259V222H261L262 221V223H264V213H262L260 210H258L257 209ZM34 207H36V208H34ZM52 207V208H51ZM68 207V208H67ZM71 207V208H70ZM73 207H76L75 209L73 208ZM80 207V208H79ZM103 207H104V211H103ZM106 207V208H105ZM157 207H159V205H157L156 206V208ZM163 207V208H162ZM231 207V206H230ZM37 208H40L39 210L37 209ZM66 208V209H65ZM79 208V209H78ZM112 208V209H113ZM123 208H124V210H123ZM133 208V209H132ZM155 208V209H156ZM165 208V209H164ZM213 208H214V210H213ZM227 208V209H226ZM43 209H45V210H43ZM47 209V210H46ZM54 209V210H53ZM91 209V210H90ZM99 210V211H97V210ZM108 209V210H107ZM113 209V210H114ZM129 209V210H128ZM131 209V210H130ZM158 209V208H157ZM168 209V210H169ZM186 209V210H185ZM233 209V208H232ZM37 210H38V212H37ZM54 212H53V211ZM69 210V211H68ZM73 210V211H72ZM92 210H94V211H92ZM112 210V211H113ZM120 210V211H119ZM126 210H128V211H126ZM159 210V209H158ZM188 210V211H187ZM192 210V211H191ZM230 210V209H229ZM262 210V209H261ZM36 211V212H35ZM48 211V212H47ZM52 213V215H54V217H55V219H54V217H52V215H51V217H49L50 216V212ZM82 211H83V213H82ZM89 211H91V213L89 212ZM106 211V212H105ZM262 211H264V210H262ZM41 212V213H40ZM95 212V213H94ZM97 212V213H96ZM98 212H102V213H98ZM111 213L112 214V216H111V214H109V213ZM127 212V213H126ZM128 212L130 213V214H128ZM155 212H157L158 213V211L156 210ZM159 212H160V210H159ZM161 212L159 213L160 215H162L161 214ZM193 212V213H192ZM198 212V213H197ZM210 212H211V214H210ZM225 212V213H224ZM230 212V213H229ZM38 213V214H37ZM49 213V214H48ZM57 213V214H56ZM71 215H70V214ZM90 213V214H89ZM104 213V214H103ZM138 214V216H137V214ZM149 215H148V214ZM156 213V214H157ZM260 213V214H259ZM262 213V214H261ZM43 214V215H42ZM102 214L104 215V216H102ZM106 214H107V216L108 217H112V219H106V218H108L107 216H106ZM126 214H128V215H130V216H127ZM227 214V215H226ZM230 214V215H229ZM239 214V213H238ZM39 215V217H40V215H41V217L39 218H37V216ZM45 215V216H44ZM56 215H57V217H56ZM94 215V217H92ZM101 215V217H99ZM122 215V216H121ZM141 215H142V218H141ZM199 215H201V216H199ZM212 215V216H211ZM216 215V216H215ZM261 215H263V216H261ZM88 216V217H87ZM98 216V218L96 219L95 217H97ZM115 216V217H114ZM126 216H127V218H126ZM140 216V217H139ZM180 216H182L180 219H178V221H176V220H174V219H176V217H180ZM224 216V217H223ZM239 217H240V215H238ZM237 216V217H238ZM45 217V218H44ZM48 217H49V219H48ZM72 217V218H71ZM106 217V218H105ZM117 217V218H116ZM156 217V218H155ZM216 217V218H215ZM37 218V219H36ZM45 219V221H47L46 223H44L45 221H43L44 219ZM52 218V219H51ZM59 220V224L57 223V219ZM101 218V219H100ZM105 218V219H104ZM121 218H123V219H121ZM126 218V219H125ZM129 218V219H128ZM157 218H160V220H158ZM183 218V220L185 219L186 221H182L181 219ZM210 218V219H209ZM38 219H40V220H38ZM51 219V220H50ZM74 220V221H72V220ZM76 219V220H75ZM87 219V220H86ZM89 219H91V220H89ZM104 219V220H103ZM113 219H115V221L113 220ZM127 219H128V221H127ZM130 219H131V221H132V219H133V223L131 222V225L132 224H134V227L133 226H129L128 227V223L130 224ZM143 219V220H142ZM144 219H146V220H144ZM155 219H157L156 220V223H155ZM162 219V220H161ZM172 219L174 220V222H177L178 223V225L176 224L174 227H176V226H178V228H179V221H182L181 222V224L183 225V223L184 224H187V225H193L192 227H194L195 228V225H197L196 227L197 228H200V230H197L198 232L199 231H201V234L199 233L198 234V232L197 231H195L194 229H193V231H195V232H197L196 234H198V235H196L195 234V237H193V235H190L189 233H188V231H185L184 230V226H182V225H180V231H178V230H176V232H174V231H172L173 229H176V228H173L172 230H171V232H173L174 233V235H173V233H168L169 231H167V234H169V236L168 237H170V238H173V236H176L177 238H179V239H175V237H174V239L176 240L175 241V243L179 240V243H177L178 244V247H176V245L177 244H174L173 245V241H171V240H174V239H171V240H169V238H164L163 240H160V239H162L163 237H161L164 233H165V236H167L166 235V229L167 228H170L171 229V227L175 224L174 222H172V223H174L173 225H172V223H170L171 221H172ZM233 219V220H232ZM55 220H56V222H55ZM89 220V221H88ZM93 220V221H92ZM98 220H100V221H98ZM103 222H102V221ZM106 220V221H105ZM112 220V221H111ZM210 220V221H209ZM216 220V221H215ZM4 221V222H3ZM43 221V222H42ZM52 221H54L53 223H51ZM109 221H111V223L109 222ZM114 221V222H113ZM153 222V224H152V222ZM160 221H161V223H160ZM209 221V222H208ZM220 223H219V222ZM222 221V222H221ZM230 221V222H229ZM259 221V222H258ZM77 222V223H76ZM97 223V225H94V223ZM108 222V223H107ZM118 222V223H117ZM128 222V223H127ZM145 222H146V225H145ZM211 222V223H210ZM255 222V223H256ZM41 223H43V224H41ZM95 223V224H96ZM99 223V224H98ZM110 223V224H109ZM113 223V224H112ZM117 225H116V224ZM143 223H144V225H143ZM148 223H149V225H148ZM157 223H160V224H157ZM234 223H236L235 225H234ZM45 224L46 225H48L47 226V228H45ZM52 224H53V226L55 227H53L52 226ZM54 224H57V225H54ZM85 224L88 226H85ZM103 224V225H102ZM218 224H220V225H218ZM231 224V226H228V225H230ZM250 224H252L251 226H249ZM49 225H50V227H49ZM99 225V226H98ZM103 226L102 228L104 229L105 228V230H103V229H100L101 227L100 226ZM105 225V226H104ZM108 225V226H107ZM213 226V228H212V226ZM238 225V226H237ZM244 225H248V227H246L245 228V230H244V228L243 227H245ZM1 226H4L3 228L1 227ZM43 226V227H42ZM96 226H98V227H96ZM111 226H112V229H111ZM117 228H116V227ZM128 228H127V227ZM135 226H137V227H135ZM139 226V227H138ZM140 226H141V228H140ZM145 226V227H144ZM155 226H158V227H155ZM169 226H171V227H169ZM219 226V227H218ZM234 226V227H233ZM243 226V227H242ZM39 229H38V228ZM61 228V230L59 229V228ZM95 227V228H94ZM100 227V228H99ZM109 228V231L107 230L108 228ZM122 229H121V228ZM125 227V228H124ZM133 227V231H134V228L136 229V230H139L138 228H140V229H142V230H140L138 233L139 234H141V235H139L138 234V237H135L136 236V234L137 233H135V232H137L136 230H135V234H133L132 235V233H131V228ZM148 227V228H147ZM150 227V228H149ZM161 227V228H160ZM181 227H182V229L183 230H181ZM218 227V228H217ZM255 227H256V229H255ZM261 227H263V228H261ZM49 228V229H48ZM51 228H53L52 230H51ZM85 228H86V230H87V228H89L88 230H87V232L85 231ZM93 228V229H92ZM97 228V229H96ZM100 230H99V229ZM144 228V229H143ZM159 228V229H158ZM164 228H166L165 230H162V229H164ZM177 228V229H178ZM214 228H216V229H214ZM231 228V229H230ZM248 228V229H247ZM4 229V230H3ZM40 229L42 230V231H40ZM46 229H47V231H46ZM57 229H59L58 231H57ZM62 229H63V232H61L62 231ZM121 229V230H120ZM124 229H125V231L126 230H130V231H127L128 233L130 232L131 233V237L129 236V234H126L125 235V231H124ZM169 229V230H170ZM212 229V230H211ZM230 229V230H229ZM247 229V230H246ZM253 229H255L256 230V232L257 233H259V234H255V230H253ZM2 230V231H1ZM93 231V232H95V233H93V232H91V231ZM97 232H96V231ZM98 230H99V233H98ZM104 231V232H106V233H103V232H100V231ZM114 230H116V231H113ZM120 230V231H119ZM159 230V231H158ZM168 230V229H167ZM214 230V231H213ZM260 230V231H259ZM262 230V231H261ZM43 231H45L47 234H49L50 236H47V234L45 235L44 234V232ZM52 231V233H50ZM57 231V232H56ZM66 231V232H65ZM85 233H84V232ZM111 231V232H110ZM141 231H143V232H141ZM162 231H164V233L162 232ZM186 232V234L185 235H181L182 233L181 232ZM233 231H234V233H233ZM58 232H61V234L60 233H58ZM116 232V233H115ZM120 232V233H119ZM124 232V233H123ZM159 232V233H158ZM192 232V231H191ZM194 232V233H195ZM217 232V233H216ZM222 232V233H221ZM226 232V233H225ZM3 233V234H2ZM43 233V234H42ZM63 233H64V235H63ZM88 233H91V234H88ZM97 233H98V235H97ZM103 234V236H101V235H99V234ZM112 233V234H111ZM115 233V234H114ZM123 234V235H119V234ZM152 233H153V236L155 235V237L157 238V237H160V238H158L157 240L155 239V238H153L152 237ZM161 233V234H160ZM163 233V234H162ZM175 233H177V234H175ZM179 233H181L180 235H179ZM193 233V234H194ZM249 233H251L252 235H250ZM7 234V235H6ZM9 234H11V236L9 235ZM98 236V238L101 236V240H100V238H99V242H98V238H97V236ZM114 234V235H113ZM157 234H159L160 236H157ZM170 234H172V237L170 236ZM184 234V233H183ZM187 234H189V236L191 237L190 239H189V241H187L188 240V238H189V236L187 237ZM202 234V235H203ZM213 234H215V235H213ZM222 234V235H221ZM226 234V235H225ZM255 234V235H254ZM264 234V233H263ZM51 235H53V236H51ZM54 235H56L55 237H54ZM60 235H62V236H60ZM66 235V236H65ZM68 235V236H67ZM89 237H88V236ZM105 235H107V237L105 236ZM109 235V236H108ZM135 235V236H134ZM3 236V237H2ZM6 236H8V238L11 240V241H8L9 239L7 238L6 239ZM58 236V237H57ZM65 236V237H64ZM111 236V237H110ZM112 236H113V238H112ZM130 238H129V237ZM134 236V237H133ZM164 236V235H163ZM178 236H180V237H178ZM184 236V238H183V240L181 239L180 240V238L181 237H183ZM187 238H186V237ZM261 236V238H263V240H264V235L262 236V234L260 235ZM46 237V238H45ZM54 238L55 240H52V238ZM59 237H63V238H65V239H60ZM91 237H92V239H91ZM105 237V238H104ZM120 237L122 238V237H124V238H122V240L120 239ZM126 237V238H125ZM213 237V238H212ZM241 237V238H240ZM56 238L58 239V242H61V244H58V242L56 241ZM104 238V239H103ZM111 238V239H110ZM132 238H133V240H132ZM135 238V239H134ZM137 238V239H136ZM192 238H194V239H192ZM228 238H229V240H228ZM46 239H48V240H46ZM87 239V240H86ZM88 239H90V240H92V242H93V244H92V246H90L91 244V241H89ZM97 239V240H96ZM103 239V240H102ZM111 240V243H109L108 241H107V243L105 244V242H102V241H106V240ZM120 239V243H119V240ZM141 239H142V242H148L149 244H150V246H153V248H155L154 250H153V248L152 247H149V244L147 243V246L149 247V249L151 248V251H154L153 253H150V251L149 250H147V246L145 247L144 246V244L142 245V243H141ZM192 239V240H191ZM227 239V240H226ZM254 239V238H253ZM257 239V240H256ZM259 239V240H258ZM4 240H6V241H4ZM51 240V241H50ZM61 240V241H60ZM112 240H113V242H112ZM131 240V241H130ZM145 240V241H144ZM160 240V241H159ZM164 240H168V241H170L172 244H169L168 243V241H164ZM223 240V241H222ZM237 240H239V241H237ZM244 241V242H242V241ZM248 240V241H247ZM263 240H261L262 242L261 243H263V245H264V241ZM13 241V242H12ZM63 241V242H62ZM66 241V242H65ZM86 241H89L90 243H88V242H86ZM95 241H96V243H95ZM116 241V242H115ZM121 241H123V242H121ZM127 242V243H125V242ZM161 241H163V242H161ZM198 241H196V242H198ZM237 241V242H236ZM241 241V242H240ZM249 241V243H251ZM254 241V240H253ZM255 241L254 242H252V245H254L253 246V248H252V245H250L249 243V245L251 246H249V245H247L246 243H244V244H246V246H249L250 247V253H248V251L247 250H249V248L248 249H246V252L248 253V254H250L251 256H252V254L253 253H255L256 251L259 253V254H257V252H256V254H253V256L252 257H254V258H256L257 256H260V258H259V260L261 261L263 258H264V252H262V251H264L263 250V248H261L262 249V251H261V253H260V251H258V250H261V249H259L258 247L261 245L260 243V245L259 244H257V245H255L254 243H255ZM259 241V242H258ZM4 242H5V244H4ZM7 242V243H6ZM48 242L50 243V244H48ZM56 242H57V244L58 245H55L56 244ZM161 242V243H160ZM198 242V243H199ZM217 242V241H216ZM3 243V244H2ZM98 243V244H97ZM124 243V244H123ZM141 243V244H140ZM166 243V244H168L167 246H166V244L164 245V244ZM194 244H195V242H193ZM192 243V244H193ZM202 243V242H201ZM200 243V244H201ZM230 243V244H231ZM7 244H9V245H7ZM51 244H52V246H51ZM88 244V246H86ZM109 244H113L114 246H115V249H117V250H114V251H112L113 250V248H114V246H112L111 247V245H109ZM191 244V246H190V248L189 247H187L186 248V246L185 245H183L182 243H181V245H183V246H185V248H186V250H187V252L186 251H184L185 252V256L187 257L189 254H192V258L191 259H194L195 258V254L194 253H192L193 251L195 252V250L192 248V246H194V247H196L195 245H192ZM200 244H197L196 243V245H199L200 246ZM217 244V243H216ZM11 245V246H10ZM55 245V246H54ZM97 245V246H96ZM110 246V247H107V246ZM140 245H141V247H140ZM146 245V244H145ZM171 245L173 246V247H171ZM263 245H261V246H263ZM67 246V247H66ZM81 248V250L79 249V247ZM86 248H88V249H86ZM99 246V247H98ZM142 246H144L145 248H143V249H141L142 248ZM187 246H189V245H187ZM199 246H197V248H201V246H203L202 248H203V250H200V251H205V249H207L208 251H211L212 249H208V247L206 248V247H204L205 245L204 244H202L200 247ZM258 246V247H257ZM260 246V247H261ZM52 247V248H51ZM64 247V248H63ZM85 249H83V248ZM90 247V248H89ZM94 247V248H93ZM105 247H106V249H105ZM176 247V248H175ZM180 247V248H179ZM254 247H255V249H256V251H255V249H254ZM2 248V249H1ZM67 250H66V249ZM102 248V249H101ZM110 248V249H109ZM112 248V249H111ZM191 248H192V250L193 251H191L190 252V250H191ZM252 248V249H251ZM54 249V250H53ZM70 249V250H69ZM80 251H79V250ZM90 249V250H89ZM160 251V256H159V253H158V251ZM174 249V250H173ZM222 249V248H221ZM254 249V250H253ZM3 250H4V252H3ZM6 250H8L7 252H6ZM10 250V251H9ZM64 250H66V251H64ZM78 250V251H77ZM89 250V251H88ZM130 250V251H129ZM141 250V251H140ZM145 251V253H144V255H142L143 254V252ZM155 250H156V253H155ZM253 250V251H252ZM59 251H60V253H59ZM63 251V252H62ZM71 251V252H70ZM91 251H92V253H91ZM108 251V252H107ZM129 251V252H128ZM174 251V252H173ZM214 251V250H213ZM217 251V250H216ZM218 251H220V250H218ZM12 252V253H11ZM14 252V253H13ZM64 252L66 253H68V255H69V257L71 258H69L68 257V255H67V257H64V256H66V254L65 255H63L64 254ZM82 252V253H81ZM84 252V253H83ZM110 252V253H109ZM115 254H114V253ZM131 252L132 253H134L133 255L131 254ZM148 252V256H150V257H146L147 255H146V253ZM189 252V253H188ZM207 252V251H206ZM253 252V253H252ZM71 255H70V254ZM108 253V254H107ZM112 253V254H111ZM130 253V254H129ZM151 255H150V254ZM182 254V255H180V254ZM186 253H188L187 255H186ZM205 253V252H204ZM208 253V252H207ZM207 253H205V254H207ZM210 253V252H209ZM208 253V254H209ZM215 253V252H214ZM213 253V254H214ZM262 253H263V255H262ZM6 254H9V255H7L6 256ZM73 254H74V256H73ZM108 255V256H105V255ZM110 254V255H109ZM127 254V255H126ZM165 254V256L164 257H161V255L163 256ZM177 255L178 257H176L175 255ZM211 254H212V251H211V253L209 254L210 255V258H211V260H215L216 258L218 259V257H217V253H215V254H217L216 256H214V255H212L213 257H211ZM226 254H228V252L226 251ZM3 255V256H2ZM13 255V256H12ZM63 255V256H62ZM76 255V256H75ZM111 255H112V257H111ZM132 255V256H131ZM257 255V256H256ZM14 256H15V258H14ZM81 256V259L80 260H78V258H77V260L78 261H76V263L78 264H80V262L83 260L82 257ZM127 256V257H126ZM135 256V257H134ZM140 256V258H138ZM141 256H143V258L141 257ZM167 256V257H166ZM182 256V257H181ZM17 257V258H16ZM76 257V258H75ZM109 257V258H108ZM131 257V258H130ZM149 260V261H147L146 260V258ZM169 258L168 260H166V258ZM194 257V258H193ZM214 257H215V259H214ZM228 258H229V256H227ZM6 258H8V259H6ZM67 258H69V259H66ZM73 258V259H72ZM122 258H124V259H122ZM133 258H135V260L133 259ZM165 258V260H163V259ZM188 259H189V256L187 257ZM221 258H223L224 259V257L222 256ZM11 259H15L14 261L16 262H14L13 260H11ZM101 259V260H100ZM136 259H137V261H136ZM159 261H158V260ZM174 259V260H173ZM186 259V258H185ZM187 259V262H191V260L189 259L188 260ZM257 259V261H259L258 260V258H256ZM8 260H10V261H8ZM17 260V261H16ZM68 260H69V262H68ZM72 260H74V261H72ZM83 260V262H84V264L86 263L87 264V261H84ZM128 260V261H127ZM131 260H133V261H131ZM157 260V261H156ZM175 260H176V262H175ZM210 260V261H211ZM225 260H226V257H225ZM229 260H231L230 258L229 259H227L226 260V263H227V261H229ZM8 261V262H7ZM71 261V262H70ZM80 261V262H79ZM129 261H131L130 263H129ZM147 261V262H146ZM160 261H162V262H160ZM170 261H172V262H170ZM186 261V260H185ZM195 264L197 263V260H196V258H195ZM213 261H211L210 263H213ZM216 262H217V260H215ZM215 261H214V263H215ZM232 261V260H231ZM11 262H13V263H11ZM126 262V263H125ZM128 262V263H127ZM133 262V263H132ZM165 262V263H164ZM175 262V263H174ZM177 262H179V263H177ZM187 262H184V264H186ZM190 262H189V264H190ZM264 262V259L261 261V264H264L263 263ZM88 263V264H89ZM143 263V264H144ZM191 263H193L194 264V261H192ZM199 263V262H198ZM197 263V264H198ZM213 263V264H214ZM218 263V262H217ZM225 263V264H226ZM228 263H230V261L228 262ZM81 264H83V263H81Z\"/></svg>",
    "mask_w": 264,
    "mask_h": 264
},
{
    "label": "bare ground",
    "instance_id": "bare-ground-1",
    "mask_svg": "<svg viewBox=\"0 0 264 264\" xmlns=\"http://www.w3.org/2000/svg\"><path fill=\"white\" fill-rule=\"evenodd\" d=\"M21 1H22V0H21ZM32 1H33V0H32ZM37 1H38V0H37ZM45 1H46V0H45ZM51 1H52V0H50L49 2L51 3ZM60 1L62 2V0H60ZM66 1H67V0H66ZM72 1L74 2V0H72ZM75 1H76V0H75ZM90 1H91V0H90ZM92 1H93V0H92ZM110 1H111V0H110ZM113 1H114V0H113ZM129 1H130V0H129ZM134 1H135V0H134ZM137 1L139 2V0H137ZM137 1H136V2H137ZM147 1H148V0H147ZM153 1H154V0H153ZM153 1H148V2H150V3L152 2L153 4L151 3V5L153 6L155 3H157V0H156V2H155V1L153 2ZM164 1L166 2V1H169V0H164ZM172 1H173V0H172ZM172 1H169V2L171 3ZM175 1H176V0H175ZM175 1H173V2L176 4L177 2H175ZM182 1H183V0H182ZM182 1H181V2H182ZM188 1H189V0H188ZM191 1H192V0H191ZM191 1H190V5H191ZM197 1H199V0H196V2H197ZM200 1H201V0H200ZM200 1H199V3H200ZM217 1H218V0H217ZM220 1H221V0H220ZM225 1H226V0H225ZM229 1H230V0H229ZM246 1H247V0H246ZM255 1H256L257 5L255 4L254 9L256 10V12H257L258 14H260L261 16H263V15H264V2H263V0H255ZM17 2H18V1H17ZM30 2H31V1H30ZM30 2H29V3H30ZM35 2H36V1H35ZM41 2H42V0H40V3H41ZM67 2H68V1H67ZM73 2H72V4H73ZM115 2H116V1H115ZM126 2H127V1H126ZM126 2H125V3H126ZM136 2H135V3H136ZM140 2H141V1H140ZM144 2H145V1H144ZM144 2H143V3H144ZM161 2H163V1L161 0ZM173 2H172V3H173ZM181 2H180V3H181ZM184 2H187V1L185 0ZM184 2H183V3H184ZM227 2H228V1H227ZM4 3H5V2H4ZM31 3H32V2H31ZM125 3H124V4H125ZM128 3H129V2H128ZM133 3H134V2H133ZM143 3H141V4H143ZM145 3H147V2H145ZM145 3H144V5H145ZM158 3H159V2H158ZM158 3H157V5H158ZM174 3H173V4H174ZM180 3L178 2V5H179ZM188 3H189V2H188ZM192 3H193V2H192ZM218 3H219V1H218ZM229 3H230V2H229ZM22 4H23V3H22ZM34 4L36 5V3H34ZM42 4H44V3H42ZM45 4H46V3H45ZM47 4H48V2H47ZM47 4H46V5H47ZM51 4H52V3H51ZM61 4H62V3H61ZM67 4H68V3H67ZM85 4H86V3H85ZM115 4H116V3H115ZM115 4H114V5H115ZM129 4H131V3H129ZM165 4H167V6L170 5V9H172V10H173V7H171V6H175V4H174V5H173V4H169V3H167V2H166ZM200 4H201V3H200ZM250 4H251V3H250ZM62 5H63V4H62ZM64 5H65V4H64ZM91 5H92V3H91ZM106 5H107V4H106ZM114 5H113V6H114ZM144 5H143V6L141 5L142 8L144 7ZM163 5H164V2H163ZM183 5H184V7H183L182 4H181V6H182L183 9H179V6H177V4H176V6L178 7V11L176 10V12L180 15V16H178V14L176 15V17L178 16L177 19H179V21H180V22L178 21V22H179V23H178V26H179V24L181 23V20H180V19L185 20V19H187L186 15H187V16H190L189 14H191V10L189 9L188 5H185V3H184ZM190 5H189V6H190ZM193 5H194V4H193ZM193 5H192V6H193ZM196 5H197V4H196ZM196 5H195V6H196ZM215 5H217V4L215 3ZM218 5H219V4H218ZM241 5H242V4H241ZM7 6H8V4H7ZM23 6H24V5H23ZM32 6H33V4H32ZM42 6H43V5H42ZM49 6H50V5H49ZM70 6H71V5H70ZM75 6H76V5H75ZM79 6H80V5H79ZM85 6H87V5H85ZM111 6H112V4H111ZM118 6H119V7H118ZM125 6H126V5H125ZM125 6H124L123 4H122V5L117 4V8H119V9L122 8V9H123V10H122L123 12H122V11H121V12L124 14V17L122 16L123 14L121 15L120 10H119V11L114 10V9L116 8V6H114V9H113V11H115L114 13H116V12L120 13V14H114V13H113L114 16L116 15V18L113 16L114 24H115L116 21H118V20H116V19H117V17H118L119 15H120L119 17H121V19L118 18L119 20H123L122 18H125V23L128 24V22H129V23L131 24V25H130V27H131L130 30L132 29L133 32L135 31L134 33H137L136 36L138 37V40H137L136 37H135L136 39H135L134 37H132V36H134V34H133L132 31H131V32H132V33H131L132 36L128 33L129 35H128L127 39H124L125 36H123V38H122L121 36H119V37H121V38L124 39V40H128V39H130L131 42H132V39H133V38H134L135 40H137V41L134 40V41L136 42V45H137L136 48H135V50L133 49L134 47L131 46L132 43H135L134 41H133L132 43H130V41H127L128 43L125 42V43L129 44V46L127 45V46L130 47V49H131V50H129V52H127L129 48L126 49L127 51H125L124 49H122V48H126V47H127V46L125 47V44H123L124 47H122V46H121V48L119 47L120 49H122V51H124L123 53H130V54L132 53V55L136 54V56H135V58H136L135 60H136V61H138V58H142L143 60L145 59V60L143 61V64H142V63H139L140 61L142 62L141 59H140V61H138L139 64L135 61L138 65H140V66L143 65V67H141V68H143L142 70H144V68H146V66H148V68L150 69V67H149L150 64H151V65L153 64V65H154L153 67H157V65H158L157 69H158V68L161 69V74H160V73H158V74H160L161 77H162V76L165 77L166 74H167V73H166L167 71H168V73L171 72L170 70H172V68H173V67H171V64L173 63V65H174V62H173L174 60L171 59V62H172V63H170V59L167 58V57H168V56H171L172 54H173V56H174V54H175V55L177 56V57L175 56V57H176L175 59H176V61H177V63L175 62L176 68H179V69L181 70L180 72L185 71V73H186V77H187V74H188V75H189L188 78H190V79L192 78V79L195 80L194 83L192 82V80H191V81L189 80L190 82H192L193 84H196V86H197V83H199V82L202 80V79H201L202 76H203L204 79H206V77H204L205 73L202 75V73H201L202 70H200V69L198 70V68L203 69V66H204V69H203V70H204V72H205V67H206V66H209V65H206V64H207L209 61L206 60V61H208L207 63L205 62V63H206V64H205L206 66L203 65V66L201 67V66H200V63H199V64L196 63V62H195L196 59H195V61H194L193 58H192V56L189 55V54H190V51H189V50H192V48L194 49V48H195L194 43L196 44V42H198V41H195V42H194V40H195L194 38H196V36H198V35H196L194 38H190L191 36H192V37L194 36V35H193V34H194V33H193V30H194V29L192 30V34H191V30H190V29H191L192 27L190 28V26H189L191 23L188 24V20H189L190 17L188 18V20H186V22L184 21V23H185L184 25L180 24V26L178 27L177 24H175L176 21H177V19L175 18L176 21H175V19H173V16H175V15H173V13H174V14H176V13H175V12H171V14H170V11H172V10L169 9V12H168V9H167V14L169 13L170 16H169V15H168V16H169L170 18L172 17V20L175 21V23H174V22H172V23H174V25L176 26V28H174L175 26H173V24L170 22V19H169V21L166 19V17H168V16H166L165 19L161 18V22H160V23H159V22L156 23V25H157V24H160V25H157V26H159V28H161V29H160L161 32L159 31V33H158V30H156L155 27H153V28H154V29H153V28H150L149 25L146 26V24L149 23V22L153 19L152 16L154 17V20H153V21H154V22H157V21H155V18H156V17H155V16H156V15H155V11L153 12V14H154L155 16L151 14V15H152V16H151L152 19L146 23V22H145V21H146V18H145V17H146V14L143 15L144 12H143V13H138V12L136 11V12L138 13L137 16H139V14H140V17H138L139 19L135 20V19H136V14H137V13L135 12L136 14H134V12H133V14L135 15V17L133 18V17L130 15L131 11H130V13H129V11L127 12V10L129 9V6H128V9H127V10H126ZM132 6H133V5H132ZM141 6H140V7H141ZM147 6H148V5H147ZM154 6H155V7H154ZM154 6H153V7H154V10H156L157 8L159 9V7L156 8V4H155ZM158 6H160V9H161V8H162V7H161V6H162V3H161V5H160V3H159ZM167 6H164V7H163L164 9L162 8L161 11H159V12H162V11H163V12L160 13V14L166 13V12H165V11H166L165 8H168ZM176 6H175V8H176ZM181 6H180V8H181ZM222 6H223V5H222ZM10 7H12V6L10 5ZM19 7H21V4H20ZM40 7H41V6H40ZM54 7H56V6L54 5ZM54 7H53V8H54ZM72 7H74V6L72 5ZM72 7H71V8H72ZM80 7H81V6H80ZM82 7H83V6H82ZM82 7H81V8H82ZM135 7H136V6H135ZM135 7H134V8H135ZM137 7H138V4H137ZM186 7L190 10V13L184 15L185 12H184V13H182V12L184 11V8H186ZM214 7H215V6H214ZM240 7H241V6H240ZM240 7H239V8H240ZM244 7H245V6H244ZM21 8L23 9V7H21ZM64 8H65V7H64ZM64 8H62V9H64ZM76 8L78 9V7H76ZM88 8H89V7H88ZM107 8H108V7H107ZM150 8H151V7H150ZM187 8L185 9L186 12H187ZM215 8H216V7H215ZM223 8H224V7H223ZM223 8H222V9H223ZM247 8H248V7H247ZM3 9H5V8L3 7ZM13 9H14V8H13ZM25 9H26V8H25ZM45 9H46V7H45ZM57 9H58V8H57ZM57 9H56V10H57ZM62 9H61V11H63ZM65 9H66V8H65ZM82 9H83V8H82ZM82 9H81V10H82ZM84 9H85V8H84ZM109 9H110V8H109ZM111 9H112V8H111ZM130 9H132V8H130ZM138 9H139V8H138ZM138 9H135V10H138ZM143 9H144V8H143ZM146 9H147V7H146ZM146 9H145V10H146ZM160 9H159V10H160ZM176 9H177V8H176ZM192 9H193V8H192ZM224 9H225V8H224ZM0 10H1V9H0ZM46 10H47V9H46ZM46 10H44V11H46ZM53 10H55V9H53ZM53 10H52V11H53ZM74 10H75V9H74ZM81 10H80V11H81ZM135 10H134V11H135ZM150 10H153V8H151V9H149V10L147 9L148 13H147V11H146L145 13H147V15H148L149 12H150ZM164 10H165V11H164ZM181 10H183V11H181ZM210 10H211V9H210ZM220 10H221V9H220ZM225 10H226V9H225ZM225 10H224V11H225ZM9 11H10V10H9ZM15 11H16V10H15ZM15 11H14V12H15ZM39 11H40V10H39ZM41 11H42V10H41ZM44 11H43V12H44ZM61 11H60V12H61ZM64 11H65V10H64ZM64 11H63V12H64ZM72 11H73V10H72ZM86 11H87V10H86ZM113 11H112V12H113ZM141 11H142V9H141ZM141 11H139V12H141ZM174 11H175V10H174ZM179 11H181V12H179ZM193 11H194V10H192V12H193ZM216 11H217V8H216L214 14H216ZM12 12H13V11H12ZM14 12H13V13H14ZM22 12H23V11H22ZM53 12H55V11H53ZM57 12H58V11H57ZM60 12H59V13H60ZM63 12H61V13H63ZM67 12H68V11H67ZM76 12H77V11H76ZM78 12H79V10H78ZM81 12H82V11H81ZM83 12H84V10H83ZM112 12H111V13H112ZM151 12H152V11H151ZM151 12H150V13H151ZM218 12H220V11H218ZM218 12H217V13H218ZM221 12H222V11H221ZM2 13H4V12H2ZM16 13H18V12H16ZM45 13H46V12H45ZM45 13H44V14H45ZM47 13H48V10H47ZM51 13H52V12H51V10H50V14H51ZM55 13H56V12H55ZM156 13H158V11H157ZM187 13H188V12H187ZM194 13H195V12H194ZM210 13H211V12H210ZM210 13H209V14H210ZM212 13H213V11H212ZM223 13H224V12H222V14H223ZM230 13H231V12H230ZM251 13H252V12H251ZM7 14H8V13H7ZM38 14H39V13H38ZM40 14H41V12H40ZM57 14H58V13H57ZM80 14H82V13H80ZM80 14H79V15H80ZM86 14H87V13H86ZM141 14H142V16H144L143 18H145V21H144V22H145L146 24L143 23L142 20H140V19L142 18V17H141ZM158 14H159V13H158ZM158 14H157V17H158ZM167 14H166V15H167ZM181 14H183V17L185 16L186 18H183V17L181 16ZM224 14H225V13H224ZM41 15H42V18H43V13H42ZM52 15H55V14H52ZM83 15H84V14H83ZM83 15H81V16L83 17ZM117 15H118V16H117ZM171 15H173V16H171ZM191 15H192V17L194 16L193 14H191ZM195 15H196V14H195ZM212 15H213V14H212ZM212 15H211V16H212ZM226 15L228 16L229 14H226ZM239 15H241V14H239ZM11 16H12V15H11ZM31 16H32V15H31ZM31 16H30V17H31ZM45 16H46V14H45ZM47 16H48V15H47ZM47 16H46V18H47ZM69 16H71V15H69ZM74 16H75V15H74ZM77 16H78V15H77ZM85 16H86V15H85ZM159 16H161V15H159ZM164 16H165V15H164ZM211 16H210V17H211ZM213 16H214V15H213ZM217 16H219V15L217 14ZM220 16H221V14H220ZM230 16H231V15H230ZM247 16H248V15H247ZM247 16H246V17H247ZM16 17H17V16H16ZM16 17H15V18H16ZM22 17H23V16H22ZM49 17H50V15H49ZM52 17L54 18V16H52ZM55 17H57V16H55ZM60 17H61V16H60ZM71 17H72V16H71ZM82 17H81V18H82ZM131 17H132V18H131ZM147 17H148V16H147ZM162 17H163V15H162ZM179 17H181V18H179ZM210 17H209V19H211ZM215 17H216V16H215ZM239 17H240V16H239ZM243 17H244V15H243ZM263 17H264V16H263ZM2 18H3V17H2ZM23 18H24V17H23ZM38 18H41V17H38ZM44 18H45V17H44ZM67 18H68V17H67ZM83 18H84V17H83ZM86 18H87V17H85L84 19H86ZM143 18H142V19H143ZM158 18H159V17H158ZM193 18H194V17H193ZM225 18H226V17H225ZM255 18H256V17H255ZM28 19H29V18H28ZM49 19H50V18H49ZM55 19H56V18H55ZM64 19H65V18H64ZM72 19H73V18H72ZM87 19H88V18H87ZM147 19H150V18H147ZM156 19H157V18H156ZM191 19H192V18H191ZM191 19H190L189 21H191ZM212 19H213V18H212ZM218 19H220V18H218ZM222 19H224V18H222ZM226 19H227V18H226ZM240 19H241V18H240ZM244 19H245V18H244ZM33 20H34V19H33ZM35 20H36V18H35ZM35 20H34V21H35ZM51 20H52V19H50V22H51ZM70 20H71V19H70ZM70 20H69V21H70ZM88 20H89V19H88ZM90 20H91V19H90ZM109 20H110V19H109ZM111 20H112V19H111ZM139 20H140V21H139ZM143 20H144V19H143ZM158 20H159V19H158ZM194 20H195V19H194ZM228 20H229V18H228ZM237 20H238V18H237ZM242 20H243V19H242ZM242 20H241V23H242ZM0 21H2V20H0ZM3 21H4V20H3ZM8 21H9V20H8ZM21 21H23V19H21ZM31 21H32V20L30 19V22H31ZM37 21H38V20H37ZM44 21H45V20H44ZM44 21H43V22H44ZM46 21H47V20H46ZM71 21H73V20H71ZM74 21H75V20H74ZM123 21H124V20H123ZM126 21H127V22H126ZM159 21H160V20H159ZM208 21H209V23H211V22H210L211 20H208ZM231 21H232V20H231ZM257 21H258V20H257ZM24 22H26V19H25ZM27 22H29V21H27ZM35 22H36V21H35ZM41 22H42V21H41ZM56 22H57V21H56ZM56 22H55V23H56ZM60 22H61V21H60ZM60 22H59V24H60ZM67 22H68V19H67ZM80 22H81V21H80ZM84 22H85V21H84ZM151 22H152V21H151ZM154 22H152V23H153V24H152L153 26H154V24H155ZM219 22H220V20H219ZM233 22H234V20H233ZM239 22H240V21H239ZM263 22H264V21H263ZM4 23H5V21H4ZM6 23H8V22H6ZM33 23H34V22H32V24H33ZM39 23H40V22H39ZM55 23H54V21H53V24H55ZM57 23H58V22H57ZM68 23H69V22H68ZM76 23H77V22H76ZM81 23H82V22H81ZM81 23H80V25H81ZM87 23H89V21H87ZM90 23H91V22H90ZM111 23H112V22H111ZM120 23H121V21H120ZM120 23H119V26H120ZM122 23H124V22H122ZM193 23H194V22H193ZM193 23H192V24H193ZM209 23H208V24H209ZM213 23H214V22H213ZM216 23H217V22H216ZM224 23H226V21H225ZM227 23H228V22H227ZM0 24H1V22H0ZM34 24H35V23H34ZM36 24H37V23H36ZM36 24H35V26H36ZM43 24H44V23H43ZM45 24L49 25L47 22H46ZM92 24H93V23H91L90 25H91V26H94V25H92ZM144 24H145V25H144ZM211 24H212V23H211ZM211 24H210V25H211ZM243 24H244V21H243ZM51 25H52V24H51ZM67 25H68V24H67ZM78 25H79V24H78ZM78 25H77V26H78ZM83 25H84V24H83ZM90 25L88 26V24H87V26H88L89 28L91 27ZM156 25H155V26H156ZM215 25H216V24H215ZM217 25H218V23H217ZM220 25H221V24H220ZM226 25H227V24H226ZM239 25H240V23H239ZM250 25H251V22H250ZM257 25L259 26V24H257ZM1 26H2V25H1ZM27 26H28V25H27ZM27 26H26V27H27ZM53 26H55V25H53ZM57 26H58V25H57ZM63 26H64V25H63ZM65 26H66V24H65ZM71 26H72V25H71ZM71 26H70V27H71ZM87 26H86V28H87ZM104 26H105V25H104ZM150 26H151V24H150ZM161 26H162V27H161ZM182 26H183V27H182ZM212 26H213V25H212ZM212 26H211V27H212ZM260 26H261V25H260ZM55 27H56V26H55ZM55 27H54V28H55ZM70 27H69V28H70ZM79 27H81V26H79ZM82 27H83V26H82ZM82 27H81V29H82ZM84 27H85V25H84ZM111 27H112V26H111ZM116 27H118V26H116ZM151 27H152V26H151ZM181 27H182V28H181ZM213 27H214V26H213ZM213 27H212V28H213ZM218 27H219V25H218ZM221 27H222V26H221ZM232 27H233V26H232ZM249 27H250V26H249ZM31 28H32V27H31ZM37 28H38V29L40 28V27H38V24H37ZM37 28H36V30H38ZM46 28H47V27H46ZM56 28H58V29L56 30ZM56 28L54 29L55 32L61 29V25H60V29H59V26L56 27ZM66 28H67V26H66ZM77 28H78V27H77ZM92 28H93V27H91V29H92ZM118 28H119V27H118ZM124 28H125V27H124ZM157 28H158V27H157ZM179 28H181V29H180V30H181V31H180L181 33H179V32L177 31ZM194 28H195V25H194ZM205 28H206V27H205ZM216 28H217V26H216ZM234 28H235V27H234ZM238 28H239V27H238ZM6 29H9V28H6ZM6 29H5V30H6ZM10 29H11V28H10ZM32 29H33V28H32ZM50 29H52V28L49 27L48 30H50ZM62 29H63V28H62ZM72 29H73V28H72ZM74 29H75V28H74ZM74 29H73V30H74ZM91 29H89V30H91ZM176 29H177V30H176ZM224 29H225V28H224ZM248 29H249V28H248ZM250 29H251V27H250ZM253 29H254V28H252V30H253ZM30 30H31V29H30ZM33 30H35V29H33ZM39 30H40V29H39ZM39 30H38V31H39ZM65 30H66V29H65ZM75 30H76V29H75ZM98 30H99V29H98ZM103 30H104V29H103ZM109 30H110V29H109ZM111 30H112V29H111ZM124 30H125V29H124ZM130 30H129V32H130ZM211 30H212V29H211ZM213 30H214V29H213ZM227 30H228V32H229V33H228V34H229L228 36L232 37L231 40H232L233 42H235L236 39H234L235 36H233V35H235L234 32H233L234 29H233V31H231L232 29H231V30L227 29ZM227 30H226V31H227ZM237 30H238V29H237ZM0 31L2 32V28H1ZM26 31H27V30H26ZM43 31H47V30H44V29H43ZM43 31H42V32H43ZM51 31H52V30H51ZM63 31H64V30H63ZM66 31H67V30H66ZM70 31H71V30H70ZM70 31H69V32H70ZM79 31H80V30H79ZM79 31H78V32H79ZM91 31H92V30H91ZM93 31H94V29H93ZM114 31H115V30H114ZM117 31H118L119 35H122V34H120V32H119V31H121L120 29H119V30L117 29ZM127 31H128V30H127ZM194 31H195V30H194ZM249 31H250V30H249ZM7 32H8V31H7ZM58 32H59V31H58ZM69 32H68V34H69ZM71 32H72V31H71ZM81 32H82V31H81ZM83 32H84V31H83ZM95 32H96V34H97V31H96V30H95ZM99 32H100V31H99ZM99 32H98V34L100 35L101 32H100V33H99ZM104 32H105V31H104ZM109 32H110V31H109ZM111 32H112V31H111ZM111 32H110V33H111ZM196 32H197V31H196ZM230 32H232V33H230ZM242 32H243V31H242ZM252 32H253V31H252ZM255 32H256V31H255ZM3 33H4V32H3ZM32 33H33V32H32ZM46 33H48V32H46ZM49 33H52V32H49ZM56 33H57V32H56ZM56 33H54V34H56ZM59 33H62V35H63V32L60 31ZM114 33H115V32H114ZM118 33L115 34V35H117V38H119V37H118ZM126 33H127V32H126ZM177 33H178V34H177ZM198 33H199V32H198ZM224 33H225V32H224ZM226 33H227V32H226ZM237 33H238V31H237ZM245 33H246V32H245ZM24 34H25V33H24ZM26 34H27V33H26ZM40 34H41V33H40ZM76 34H77V32H76ZM82 34H83V33H81V36H82ZM85 34H86V33H85ZM123 34H124V33H123ZM179 34L182 35V37L178 36ZM239 34H240V33H239ZM251 34H252V33H251ZM30 35H31V34H30ZM35 35H36V34H35ZM41 35H42V34H41ZM50 35H51V34H50ZM57 35L59 36V34H57ZM70 35H71V34H70ZM72 35H73V34H72ZM74 35H75V31H74ZM101 35H102V34H101ZM107 35H110V34L108 33V34H106V36H107ZM111 35L114 36L113 32L111 33ZM126 35H127V34H126ZM236 35H237V34H236ZM254 35H257V34L254 33ZM3 36H4V35H3ZM22 36H23V35H22ZM25 36H26V35H25ZM45 36H46V35H45ZM47 36H48V35H47ZM55 36H56V35H55ZM60 36H61V35H60ZM68 36H69V35H68ZM75 36H77V35H75ZM79 36H80V35H79ZM84 36H85V35H84ZM84 36H83V37H84ZM89 36H90V34H89ZM104 36H105V34H104ZM129 36H130L131 38H129ZM161 36H162V37H165V39H163V41L160 42V40H161V38H162ZM199 36H200V35H199ZM216 36H218V35H216ZM226 36H227V35H226ZM239 36H240V35H239ZM243 36H244V35H243ZM243 36H242V37H243ZM249 36H250V35H249ZM32 37H33V35H32ZM35 37H37V35H36ZM35 37H34V38H35ZM65 37H67V36H65ZM87 37H88V36H87ZM92 37H93V36H92ZM109 37H110V36H109ZM160 37H161V38H160ZM200 37H201V36H200ZM221 37H222V35H221ZM240 37H241V36H240ZM251 37H252V36H251ZM254 37H255V36H254ZM8 38H9V37H8ZM29 38H30V36H29ZM29 38H28V39H29ZM57 38H58V37L56 36V39H57ZM63 38H64V37H63ZM77 38L80 39L79 37H77ZM88 38H89V37H88ZM102 38H105V37L97 38V40H95V41L98 42V44L100 43V46H102V44H103V42H102V44H101V39H102ZM107 38H108V37H106V39H107ZM111 38H112V36H111ZM113 38H114V37H113ZM115 38H116V37H115ZM121 38H119V39H120L119 41L122 40ZM125 38H126V37H125ZM189 38H190V40H193V41H192V42H193V45H192V46H194V47H191L190 49H188V47H189L192 43L189 42ZM197 38H198V37H197ZM197 38H196V40H198ZM216 38H217V37H216ZM247 38H248V37H247ZM28 39H27V40H28ZM35 39H37V38H35ZM42 39H43V38H42ZM47 39H48V38H47ZM68 39H70L69 41H71V38L68 37ZM68 39H66V41H68ZM86 39H87V38H86ZM86 39H85V40H86ZM93 39H95V37H94ZM99 39H100V40H99ZM106 39H105V40H106ZM108 39H109V40H106V44H107V46L105 45L106 48H103V49H100V48H99L100 46H97V44L95 45V43H97V42L94 41V42L92 43V47H93L92 50H94V45H95V47H98V49L100 50L99 52H101V50L104 51L103 54H101L102 52H101V53H99V52L97 53V50H98V49L95 48L96 50H94V51H95L96 55L93 54V53H94L93 51H91V52H93L92 54L95 55V56L97 57L98 60H96L95 57H93L92 54L89 55V52H86V53H85V51H84V53H85V55L88 53L87 56L89 55L90 58L93 57V59H95V61H97V63H99L98 66L101 65V64H102V66L106 65L105 67H102V66H100V67L103 68L104 70H105V68L107 67L106 69H109L108 73H107V71L105 72L103 69L101 70V68L98 69V71H99L100 73H101V71H102V75H103V73H104V74H106V73H107V74H110V72H112V73L114 74V75H113V74L111 73L113 76H115V77H114L115 79H113V77L109 79V80H112V79H113L114 81H113V80H112V81H113L114 83L112 82V83H108V84H110L111 86H113V84H115V83L117 82V81H115V80H116V77H117L118 82L120 83V86H119V87L116 86V87L119 88L120 90H121V88H122L121 91H120L119 89L116 88V90H119L118 92L121 93L120 95H122V97H121V96H118V98H119V99L121 98L120 100L123 101V100H124V99H123V94H124V98H125L126 96L129 97L128 95L132 96V95H131L132 93H133V96H134L135 94H137L136 96H139V98H142V97H143V98H142L143 100L141 99V100L143 101V103H144V101H145V103H146V102L148 103V104H147L148 106H146L145 103H144L145 105H144L143 103H141V104H143L142 106H143V107L145 106V108L148 107V108H146V109H148V110L150 109V110H149L150 112L153 110V111H152V114L154 113V110H156V109L159 110V108L161 107V105H162V107L164 106L163 109H162V107H161L159 111H161L160 113L166 111L165 113H162V114H161V115H162V118L164 119L163 114H165V117H166V118H167V117L170 118L168 122H171V123L169 124L168 122H164V121H167L168 118H167V119L165 118L166 120L164 119V121L161 120V118L159 117V114H160V113H159L158 110H156V111H157L156 113H158V118H157V119L160 120V126H161V124H162L163 122H164V124L162 125L163 127H164L166 124H167V127H168L169 125L172 124V126H170V127H172V130L174 131V132L171 131V133H173V134L169 133V131L171 130V128H169V127H168V128L166 127V128H167V130L170 129V130L168 131V134H171L172 136L174 135L173 137H176V136H177V138H180V139H181V140L179 139V145H180V146H178L177 143L174 144V145L177 146L176 148H178V149L181 148V149H183V150L185 151V150H186L185 148H188V147H187V143H188V142L190 143V146H192V148H193V145H194V144L191 145V144H192L191 141L193 142V139H192L193 134L191 133V134H192L191 137H189V136H190L189 133H186V135L189 134V135H187V136L185 135V133L183 134V132H186V131L189 132L190 129H191V132H192V128H190L189 130H183V132H182L181 130H182L183 128H182L181 125H180L181 117H180V119L178 118V117L180 116V114H178V113H179V112L181 113V111H179L178 113L175 111V112H176V116L179 115L178 117H176V116H174L175 112H174V114H173V113H172L173 109H171L172 105H173V106H177V107L179 106V100H181V98H182L181 96L184 97V94L182 95V92H184L185 94H188V93H186V90H187L188 85H187L186 89L184 88V87L186 86L187 82H186V84H185V83H184V84L182 83L184 86H182V85L180 84L182 81L179 83V81H180V79H181V78H178V77H180V76H178V75H179L178 73H180V72H178L179 70L177 71L178 73H175V71H174V72H171V73H172V77L174 76L173 78H175V75L178 74V75H177L178 77H177V76H176V77H177L179 80H178V81H177V79H175V80L177 81V83H179V84L185 89V91H184V89H183L182 87H180V88L183 89V90L181 89V90H182V92H181L180 89L177 88V86H180V85L177 84V83L173 84V85H176V84H177L176 88H177V90L179 89L178 92H181L180 95H179V93H178V97H176V96L174 95V96H175V97H174V101H175V98H176L175 103H176V104L178 103V105H176L175 103H173V102H174L173 100L171 101L170 99H166L167 101L169 100L170 102H169V101L167 102L166 100H164L163 98H165L166 96L163 95V98H162V97H161L162 95H160L161 92H159L158 89H156V88L159 87V88H160V91H161V88H162L163 86H161V84H159V83H164V82H165L164 85H166V84H167V83H166V79H168V78H166V79L164 80L163 78L160 77L162 80H164V82L161 81V80H159V81H161V82H157V80L159 79V77H158V79H157L156 77L159 76V75L157 74L158 70L155 68V69H153V70H155V72L152 71V73L150 72L149 74H148L147 69H146V71H145V70H144V71L148 74V75L146 76L147 80L149 79V76L151 75L152 80H150V79H151V78H150V79H149V80H150L149 82H152V81H153V77H152V76H153L155 73L157 74V76H156V74L154 75V76H156V77L154 78V79H156V81H153L154 83H158L157 86H154L155 84H154V83H151V84H150V87H149V85H148L149 82L145 81L146 79L143 80V81H145L144 83L138 81L137 79H139V78L136 76V74H135V75H134V73L132 74L131 69H130V65H133V66H134V64H135L134 62H132V59H133L134 56H131L130 54H125V57H126V56H130V57L132 58V59L129 60V59L126 57L125 59H128L129 63H133V64H129V65H128V62H126V61H127V60H126V61H125L126 64L123 65V64L125 63L123 60H122V61H123L124 63L121 62V61L119 60L120 58H119L118 56H116L115 53H114L115 55H114V54H113V55L111 54V53H113V52H110V49H111V51L113 50V49L111 48V46L114 45L113 48H115L117 45L115 46V43L112 45L113 42L110 40V38H108ZM213 39H214V38H212V40H213ZM220 39H221V41H222L223 38H220ZM220 39L218 38V41L214 39V40L216 41V43L218 42L217 45L219 44V42H220L219 40H220ZM237 39H238V38H237ZM240 39H242V38H240ZM254 39H256V38H254ZM0 40H1V39H0ZM15 40H16V39H15ZM15 40H14V41H15ZM53 40H54V37H53ZM61 40H62V39H61ZM61 40H59L60 43H61ZM85 40H84V41H85ZM89 40H91V38H89ZM89 40H88V41H89ZM103 40H104V39H103ZM103 40H102V41H103ZM114 40H115V39H113V41H114ZM209 40H211V36H210V39H209ZM225 40H226V39H225ZM229 40H230V39H229ZM229 40H228V42H229ZM234 40H235V41H234ZM25 41H26V40H25ZM29 41H30V39H29ZM38 41H39V40H38ZM63 41H65V40H63ZM77 41H79V40H77ZM86 41H87V40H86ZM88 41H87V42H88ZM107 41H108V42H112V43L109 44ZM117 41H118V39H117ZM117 41H116V42H117ZM206 41H207V40H206ZM245 41H246V40H245ZM245 41H242V43L245 42ZM248 41H249V40H248ZM251 41H252V40H251ZM251 41H250V42H251ZM253 41H256V40H253ZM2 42H3V41H2ZM12 42H13V41H12ZM26 42L28 43V41H26ZM34 42H35V41H34ZM43 42L45 43V40H43ZM48 42H50V41L48 40ZM54 42H55V40H54ZM80 42H82V41H80ZM91 42H92V40H91ZM114 42H115V41H114ZM122 42H123V41H122ZM163 42H164L165 44H163ZM199 42H200V41H199ZM212 42H213V41H212ZM224 42H225V41H224ZM226 42H227V41H226ZM228 42H227V45L229 46V49H228V48H227V49H228L229 51H228V53H225V55H226V54L228 55L229 52L232 53L231 51L235 50V47H233L234 45H231L233 42L230 41V42H229L230 45L228 44ZM256 42H257V41H256ZM10 43H11V42H10ZM40 43H42L41 40H40ZM46 43H47V42H46ZM57 43H59V42L57 41ZM57 43H56V44H57ZM60 43H59V44H60ZM66 43H67V42H66ZM66 43H65V44H66ZM68 43H69V44L72 43V45H73V46L70 45V49H71L72 47L74 48V49L72 48V50H70V52H71V51L73 52V50H74V52L76 53L78 50L81 49V48L78 49L79 46H81V45H77V44H79V43H76V38H75V40H73L71 43H70V42H68ZM117 43L119 44V42H117ZM189 43H190V44H189ZM210 43H211V42H210ZM216 43L213 42V44H216ZM220 43H221V42H220ZM252 43H253V42H252ZM252 43H251V44H252ZM254 43H255V42H254ZM254 43H253L252 45H254ZM20 44H21V43H20ZM23 44H24V43H23ZM32 44H33V43H32ZM69 44H68V45H69ZM80 44H82V43H80ZM83 44H85V43H83ZM90 44H91V43H89V46H90ZM130 44H131V45H130ZM198 44H199V43H198ZM198 44H197V45H198ZM201 44H202V41H201ZM213 44H211V48L214 47V46H212ZM223 44L225 45V43H223ZM223 44H222V45H223ZM233 44H234V43H233ZM236 44H238V43H236ZM236 44H235V46H237ZM247 44H248V43H247ZM251 44H250V45H251ZM11 45H12V44H11ZM14 45H15V44H14ZM16 45H18V43H17ZM33 45H34V44H33ZM41 45H42V44H41ZM48 45H49V44H48ZM85 45H86V44H85ZM87 45H88V44H87ZM87 45H86L85 47H87ZM219 45H221V44H219ZM224 45H223L222 47H224ZM243 45H244V44H243ZM258 45H259V44H258ZM19 46H20V45H19ZM24 46H25V45H24ZM24 46H23V47H24ZM46 46H47V45H46ZM52 46H53V45H52ZM52 46H49V47H52ZM58 46H59V45H58ZM60 46H62V45H60ZM63 46H64V45H63ZM118 46H119V45H118ZM118 46H117V47H118ZM134 46H135V45H134ZM199 46H200V44H199ZM208 46H209V45H208ZM228 46H225V48L228 47ZM231 46H232V47H231ZM23 47H22V48H23ZM27 47H28V46H27ZM29 47H30V46H29ZM31 47H32V48H35V47H38V46H35V45H34V47H33V46L31 45ZM31 47H30V48H31ZM39 47H40V46H39ZM43 47H45V45H43ZM82 47H83L82 49H85L84 46H82ZM92 47H91V48H92ZM102 47H103V46H102ZM102 47H101V48H102ZM108 47H109V48H108ZM131 47H132V48H131ZM197 47H198V46H197ZM197 47H196V48H197ZM200 47H201V46H200ZM216 47H217V46H216ZM216 47H214L213 49L215 50V49H217L219 46H218L217 48H216ZM222 47H221L220 51L223 50L222 52H224L225 49H224V48L222 49ZM230 47H231V50H230ZM248 47H249V46H248ZM257 47H258V46H257ZM24 48H25V47H24ZM41 48H42V47H41ZM52 48H53V47H52ZM62 48H63V47H62ZM62 48H61V49H62ZM67 48H68V47H67ZM87 48H88V47H87ZM91 48H90V49L88 48L89 51L91 50ZM107 48L109 49V51L107 50ZM198 48H199V47H198ZM236 48H237V47H236ZM254 48H255V47H254ZM55 49H56V48H55ZM61 49H60V50H61ZM64 49L67 50L66 48H64ZM76 49H78V50L75 51ZM82 49H81V51H83ZM88 49H87V50H88ZM105 49H106V51H105ZM120 49L118 50L119 52H120ZM201 49H202V48H201ZM201 49H200V50H201ZM239 49H240V48H239ZM246 49H247V48H246ZM252 49H253V48H252ZM15 50H16V48H15ZM19 50H20V49H19ZM25 50H26V48H25ZM27 50H28V49H27ZM32 50L34 51L35 49H32ZM32 50L30 49V53L33 52ZM45 50H46V49H45ZM47 50H48V49H47ZM47 50H46V51H47ZM49 50H51V49L49 48ZM57 50H58V48H57ZM57 50H56V52H57ZM115 50H116V49H115ZM195 50H196V49H195ZM195 50H194V51H195ZM197 50H199V49H197ZM197 50H196V51H197ZM200 50H199V52H201ZM31 51H32V52H31ZM46 51H45V53H46ZM67 51H68V50H67ZM130 51H131V52H130ZM216 51H218V50H216ZM250 51H251V50H250ZM9 52H11V50H10ZM9 52H8V53H9ZM12 52H13V50H12ZM12 52H11V53H12ZM17 52H20V51L17 50ZM22 52H24V51H22ZM28 52H29V51H28ZM38 52H39V51H38ZM72 52H71V53H72ZM74 52L72 53L73 58H74V54H75ZM79 52H80V51H79ZM79 52H78V53H79ZM105 52H106V54H105ZM170 52H171L172 54H171ZM199 52H198V54H199ZM218 52H219V51H218ZM225 52H226V50H225ZM234 52H236V50H235ZM234 52H233V54L231 55L232 57H235L234 59H236V57H240V58L243 60L242 56L245 57L244 55H239V54H236V53H235L236 55L234 56ZM239 52H240V51H239ZM239 52H237V53H239ZM241 52H242V51H241ZM253 52H254V51H253ZM24 53H25V52H24ZM30 53H29V54H30ZM33 53H34V52H33ZM33 53H32V55H33ZM45 53H43V54H42V52L39 53V54H38V58L40 57V54H41V56L44 58L45 56H43V55H44ZM48 53H49V52H48ZM51 53H53L52 50H51ZM58 53H60V52L58 51ZM71 53H69V54L71 55ZM194 53H196V52H194ZM194 53L192 52L191 54H194ZM5 54H6V53H5ZM5 54H4V55H5ZM34 54H35V53H34ZM65 54H66V53H65ZM100 54L102 55V57H101V56H98V55H100ZM120 54H122V53L120 52ZM167 54H168V56L166 57ZM198 54H196L198 58L203 57V56H200V57H199ZM241 54H243V53H241ZM258 54H259V53H258ZM6 55H7V54H6ZM13 55H14V52H13ZM22 55H23V53H22ZM25 55H26V54H25ZM36 55H37V54H36ZM58 55H59V54H58ZM70 55H69V56H70ZM75 55H76V54H75ZM78 55H79V54H77V57H78ZM80 55H81V54H80ZM82 55H83V53H82ZM82 55H81V57H82ZM202 55H203V53H202ZM221 55H223V54H221ZM16 56H17V55H16ZM28 56H29V55H28ZM33 56H34V55H33ZM61 56H62V55H61ZM61 56L59 55V58H58V59H62ZM83 56H84V55H83ZM89 56H88V59H87V57L85 58L86 63H87V61H89V59H90ZM120 56H121V55H120ZM193 56H194V55H193ZM262 56H263V55H262ZM3 57H5V56H3ZM14 57H15V56H14ZM14 57H11V58H14ZM17 57H18V56H17ZM22 57H23V56H22ZM35 57H37V56H35ZM42 57H40V58L42 59ZM47 57H48V56H47ZM49 57H50V56H49ZM53 57H54V54H53ZM62 57H63V56H62ZM71 57H72V56H71ZM79 57H80V56H79ZM81 57H80V58H81ZM84 57H85V56H84ZM99 57H100V59H99ZM115 57H116V58H115ZM130 57H129V58H130ZM137 57H138V58H137ZM227 57H228V56H227ZM8 58H9V57H8ZM18 58H19V57H18ZM18 58H17V59H18ZM25 58H26V57H25ZM38 58H36V59H38ZM73 58H71V59H73ZM75 58H76V57H75ZM80 58H79V59H80ZM101 58H102V59H101ZM118 58H119V59H118ZM122 58H124V54H123V57H122ZM171 58H172V57H171ZM203 58H205V57H203ZM203 58H202V59H203ZM216 58H217V57H216ZM216 58H215V59H216ZM223 58H224V57H223ZM229 58H230V54H229ZM245 58H247V57H245ZM245 58H244V59H245ZM263 58H264V57H263ZM0 59H1V58H0ZM19 59H20V58H19ZM23 59H24V58H22V60H23ZM29 59H30V58H29ZM45 59H47V58L45 57L44 60H45ZM66 59H67V58H66ZM79 59H77V60H79ZM114 59H115V60L118 59V61H120L121 64H120V63L115 64L117 61L115 62ZM202 59H200V60L198 59V62L201 61V64H204V63H203L204 61H202ZM205 59H206V58H205ZM217 59H218V58H217ZM217 59H216V60H217ZM231 59H232V58H231ZM231 59H230V60H231ZM1 60H2V59H1ZM11 60H12V59H11ZM39 60H40V59H39ZM42 60H43V59H42ZM42 60H41V63H43ZM44 60H43V61H44ZM55 60H57V58H56ZM90 60H91V59H90ZM228 60H229V59H228ZM247 60H249V59H247ZM263 60H264V59H263ZM17 61H18V60H17ZM20 61H21V60H20ZM26 61L28 62V59H27ZM34 61H35V60H34ZM36 61H37V60H36ZM46 61H47V60H45V62H44L45 64H43V65H45V67H46ZM48 61H49V60H48ZM61 61H62V60H61ZM79 61H80V60H79ZM81 61H82V60H81ZM81 61H80V62H81ZM83 61H84V60H83ZM85 61H84V62H85ZM103 61L105 62L104 65H103V63H102ZM130 61H131V62H130ZM133 61H134V59H133ZM145 61H147V63H150V64L145 66V65H144ZM233 61L238 62L237 60H232V63H234ZM244 61H245V64H246V65L248 64V65L250 66V64H251V63L249 62L250 60L247 62L246 59H245ZM22 62H23V61H22ZM27 62H26V63H27ZM32 62H33V60H31V63H32ZM37 62H39V61H37ZM65 62H67V61H65ZM70 62H71V61H70ZM74 62H75V60H74ZM92 62H93V64L96 63V62H94V61L92 60V61H91V64H92ZM114 62H115V63H114ZM239 62H240V60H239ZM239 62H238L237 65H239V64L241 65L242 62H241V63H239ZM0 63H1V61H0ZM18 63H19V62H18ZM28 63H29V62H28ZM28 63H27V64H28ZM51 63H52V62H51ZM81 63L84 64L83 62H81ZM86 63H85V64H86ZM97 63H96V64H97ZM122 63H123V64H122ZM147 63H145V64H147ZM213 63L215 64L216 61L213 62ZM218 63H219V62H218ZM218 63H217V66H218ZM249 63H250V64H249ZM252 63H253V62H252ZM7 64H8V63H7ZM9 64H10V63H9ZM12 64H13V63H12ZM24 64H25V63H24ZM32 64H33V63H32ZM57 64H58V63H57ZM71 64L73 65V63H71ZM71 64L69 63V65H71ZM75 64H76V63H75ZM75 64H74V65H75ZM89 64H90V62H89ZM89 64H86L87 66H89V68H91V67L94 68V66L96 67L95 64L92 65L91 67H90ZM119 64H120V65H119ZM229 64H230V63H229ZM20 65H21V63H20ZM51 65H54V64L52 63ZM74 65H73V66H74ZM78 65H81V64H78ZM138 65H137V66H138ZM151 65H150V66H151ZM173 65H172V66H173ZM177 65H179V66L177 67ZM219 65H220V64H219ZM232 65H233V64H232ZM232 65H231V66H232ZM235 65H236V64H235ZM240 65H239V67H240ZM242 65H243V63H242ZM242 65H241V66H242ZM11 66H12V65H11ZM16 66H17V65H16ZM22 66H23V65H22ZM30 66H31V65H30ZM33 66H34V65H33ZM35 66H37L36 63H35ZM76 66H77V65H76ZM83 66H84V65H83ZM133 66H131V68H133ZM137 66H136V68H139V67H140V66H139V67H137ZM144 66H145V67H144ZM213 66H215V65H213ZM249 66H247V67L251 69V67H249ZM259 66H260V65H259ZM38 67H39V66H38ZM40 67L42 68V67H44V66L41 65ZM47 67H49V70H50L52 66H50V65L48 66V65H47ZM84 67H85V66H84ZM151 67H152V66H151ZM174 67H175V66H174ZM229 67H230V66H229ZM237 67H238V66H237ZM239 67H238V69H239ZM34 68H35V67H34ZM52 68H54V66H53ZM57 68H58V67H57ZM61 68H62V67H61ZM73 68H75V66H74ZM82 68H83V67H82ZM97 68H99V67H97ZM170 68H171V69H170ZM214 68H217V67H213V69H214ZM219 68H220V67H219ZM231 68H232V67H231ZM233 68H234V65H233ZM235 68H236V66H235ZM243 68H246L245 65H244ZM243 68L241 67L240 69L242 70ZM248 68H247V69H248ZM4 69H6V68H4ZM7 69H8V68H7ZM7 69H6V70H7ZM12 69H13V67H12ZM14 69H15V68H14ZM31 69H32V68H31ZM31 69H30V70H31ZM35 69H36V68H35ZM59 69H60V68H59ZM66 69H68V68H66ZM71 69H72V67H71ZM91 69H92V68H91ZM91 69H90L89 71H91ZM206 69H208V71H207L206 73L210 74V71H211V70L209 71L210 68H207V67H206ZM238 69H237V71H238ZM240 69H239V71H240ZM8 70H9V69H8ZM10 70H11V69H10ZM10 70H9V73H10ZM16 70H17V68H16ZM16 70H15V71H16ZM18 70L20 71V69H18ZM27 70H29V68H28ZM41 70H42V69H41ZM49 70H47V71H49ZM75 70H76V68H75ZM83 70H84V69H83ZM94 70L97 72V69H96V68H95ZM94 70H93V71H94ZM100 70H101V71H100ZM132 70H133V69H132ZM151 70H152V68H151ZM156 70H157V71H156ZM174 70H175V69H174ZM197 70H198V71H197ZM233 70H235V69H233ZM243 70H246V69H243ZM251 70H252V69H251ZM263 70H264V69H263ZM12 71H13V70H11V72H12ZM32 71H33V70H32ZM38 71H39V70H38ZM45 71H46V70H45ZM51 71H52V70H50V74H48V72H47V75H51V74H52ZM78 71H79V70H77L76 72H78ZM80 71H81V70H80ZM87 71H88V70H87ZM89 71H88V72H89ZM95 71H94L93 73H95ZM162 71H165V72L162 73ZM172 71H173V70H172ZM223 71H224V70H223ZM248 71H249V70H248ZM0 72H1V71H0ZM7 72H8V71H7ZM34 72H36V71H34ZM42 72H43V71H42ZM53 72H56V68H55V71L53 70ZM74 72H75V71H74ZM142 72H143V71H142ZM159 72H160V71H159ZM242 72H243V71H242ZM246 72H247V71H246ZM5 73H6V71H5ZM5 73H4V71H3L2 74H5ZM9 73H8V74H9ZM32 73H33V72H32ZM39 73H41V72H39ZM67 73H68V72H67ZM78 73H79V74H78V76H79V75H80V72H78ZM97 73H98V72H97ZM100 73H98V74L101 75ZM143 73H144V72H143ZM164 73H165V75H164ZM173 73H174V75H173ZM185 73H184V74H185ZM197 73H198L199 75H198ZM217 73H218V72H217ZM238 73H239V72H238ZM6 74H7V73H6ZM6 74H5V77H6ZM13 74H14V73H13ZM17 74H18V73H17ZM17 74H16V75H17ZM30 74H31V73H30ZM42 74H43V73H42ZM42 74H41V76H42ZM54 74H55V73H53V76H55V75L57 76V75H58V74H55V75H54ZM63 74H64V73H63ZM68 74H69V73H68ZM86 74H87V73H86ZM89 74H90V73H89ZM91 74H92V73H91ZM91 74H90V76H91ZM98 74H93V78H94V76H96V75H97L96 77H98V76H99ZM107 74H106V75H107ZM180 74H182V73H180ZM200 74H201L202 76H201ZM208 74H206V76H207ZM222 74H223V72H222ZM224 74H226V73H224ZM227 74H229V72H228ZM227 74H226V75H227ZM234 74H237V73H234ZM239 74H241V73H239ZM245 74H246V73H245ZM247 74H249V72H247ZM247 74H246V75H247ZM9 75H10V74H9ZM11 75H12V74H11ZM18 75H19V74H18ZM20 75H21V74H20ZM44 75H45V74H44ZM84 75H85V74H84ZM102 75L100 76V78L102 77ZM106 75H103V77L106 76ZM137 75H138V74H137ZM144 75H146V74H144ZM170 75H171V74H170ZM0 76H1V75H0ZM23 76H26V75H23ZM23 76H21V77H23ZM27 76H28V75H27ZM32 76H33V74H32ZM32 76H31V78H32ZM41 76H40V77H41ZM51 76H52V75H51ZM56 76H55V77H56ZM71 76H72V75H71ZM74 76H75V74H74ZM78 76H77V77H78ZM85 76H86V75H85ZM87 76H88V74H87ZM168 76H169V75H168ZM168 76H166V77H168ZM196 76H200V77H196ZM210 76H212V73H211V75H209V79H210ZM221 76H222V75L220 74V77H221ZM234 76H235V75H234ZM238 76H239V75H238ZM243 76H244V74H243L241 77H242V78H245V76H244V77H243ZM2 77H3V76H2ZM14 77H15V76H14ZM21 77H20V78H21ZM34 77H35V76H34ZM46 77H47V76H46ZM57 77L59 78L60 76L58 75ZM69 77H70V76H69ZM81 77H82V75H81ZM96 77H95V79H97ZM110 77H111V75H110ZM169 77H170V76H169ZM184 77H185V75H184ZM207 77H208V76H207ZM220 77H218V78H220ZM226 77H229V79H230L231 76H225L223 79H225ZM236 77H237V76H236ZM6 78H7V77H6ZM9 78H10V77H9ZM9 78H8V79H9ZM12 78H13V76H12ZM15 78H16V77H15ZM17 78H18V77H17ZM26 78H27V77H26ZM36 78H37V76H36ZM44 78H45V76H44ZM47 78H48V77H47ZM78 78H80V77H78ZM93 78H92V79H93ZM98 78H99V77H98ZM100 78H99V79H100ZM144 78H145V77H144ZM188 78H187V79H188ZM196 78H197V80H196ZM198 78H200L201 80L199 79V81H198ZM233 78H234V77H233ZM242 78H241V79H242ZM246 78H247V77H246ZM263 78H264V77H263ZM8 79H6V80H8ZM38 79H39V77H38ZM53 79H54V78H53ZM56 79H57V78H55V79L52 80V81H56ZM59 79H60V78H59ZM59 79H57V82H61V81H59ZM104 79H105V80L108 79V76H106ZM104 79H103V81H101V82H100V80H102V78L99 80V83L101 84V86H103V85H102V82L104 83ZM169 79H170V78H169ZM171 79H172V78H171ZM171 79L169 80L170 82H171ZM204 79L202 80V82L204 81V82H203L204 84H202V82H200L198 85H199V87H200L201 84L204 85V86H203V89L205 88V92H204V91H198V88H197V90H196V89H193V91H194V90H195V91H198V93H197L198 96H196L197 94L194 95L196 92H194V93L192 94V92H191L192 90H191V91L188 90V91H190L189 94L191 93L190 95H193L194 97L196 96L197 98H198V97H201V98L198 99V102H197V103H199V104H200V101L202 102V101L204 100V99H202V98H205L204 95H206L207 97H211V98H212V96H213L214 94L219 95V94L215 93V92H216L215 90H217L218 88L216 87L215 90H214V89H213L214 87L212 88V87L210 86L212 83H214V82H213L214 79H211V81H212L211 83H210V81L208 82V81H205ZM209 79H208V80H209ZM0 80H1V79H0ZM2 80H3V79H2ZM11 80H12V79H11ZM21 80H23V79H21ZM25 80H26V79H25ZM27 80H28V79H27ZM27 80H26V81H27ZM31 80H32V79H31ZM39 80H40V79H39ZM43 80H44V79H43ZM61 80H62V78H61ZM93 80H94V79H93ZM173 80H174V79H173ZM175 80H174V82H176ZM225 80H226V79H225ZM231 80H232V78H231ZM238 80H240V79H238ZM238 80H237V81H238ZM14 81H17V80H14ZM35 81H37V80H35ZM40 81H41V80H40ZM40 81H39V82H40ZM89 81H90V80H89ZM89 81H87V82H88V85H89V83H90ZM91 81H92V80H91ZM97 81H98V80L95 81L96 84L98 83ZM106 81H107V80H106ZM167 81H168V80H167ZM169 81H168V82H169ZM183 81H184V78H183ZM196 81H198V82L196 83ZM227 81H228V78H227ZM9 82H11V81H9ZM23 82H24V80H23ZM27 82H28V81H27ZM31 82H32V81H31ZM41 82H42V81H41ZM47 82H48V80H47ZM57 82H56V83H57ZM93 82H94V81H93ZM93 82H92V83H93ZM146 82H147V83H146ZM174 82L172 81L171 83H174ZM190 82H188V83H190ZM217 82H218V81H216L215 84H212V86L216 85ZM232 82H234V86H236L235 81H232ZM254 82H255V81H254ZM1 83H2V81H1ZM29 83H30V81H29ZM37 83H38V82H37ZM42 83H43V82H42ZM56 83H55V84H56ZM106 83H107V82H106ZM106 83H104V84L106 85ZM171 83H169L170 86L172 85ZM192 83H190L189 85H191ZM229 83H231V81H229ZM252 83H253V82H252ZM255 83H256V82H255ZM255 83H253V84H255ZM2 84H3V83H2ZM6 84H7V83H6ZM8 84H9V83H8ZM8 84H7V85H8ZM13 84H14V83H13ZM13 84H12V85H13ZM15 84H16V82H15ZM23 84L26 85V83H23ZM49 84H53V83L51 82V79H50V81H49ZM60 84H61V83H60ZM108 84L106 85V87L109 86ZM249 84H250V83H249ZM257 84H258V83H257ZM257 84H256V86H257ZM12 85H11V87H12ZM16 85H17V84H16ZM16 85H14V86H16ZM19 85H21V84L19 83ZM32 85H33V84H32ZM32 85H31V86H32ZM36 85H37V84H36ZM39 85H40V84H38V86H39ZM44 85H45V84L43 83V86H44ZM53 85H54V84H53ZM57 85L59 86V84H57ZM57 85H55V86H57ZM91 85L93 86V85H95V84H91ZM91 85H89V86H90V88H91V90H92L93 87H91ZM105 85H104V86H105ZM115 85H117V84H115ZM115 85L113 86L114 88H115ZM151 85H153V86H151ZM173 85H172V87H173ZM202 85H201V86H202ZM217 85H218V84H217ZM217 85H216V86H217ZM231 85H232V84H231ZM3 86H4V85H3ZM22 86H23V85H21V87H22ZM38 86H37V88H39ZM43 86H42V87H43ZM48 86H50V88H51V87L53 88L52 85H48ZM98 86H99V89H100L101 86H100L99 84H97L96 87H98ZM104 86H103V88L105 89ZM166 86L169 87L168 84H167ZM191 86H192V85H191ZM196 86H194V87H196ZM242 86H243V85H242ZM251 86H252V85H251ZM5 87H6V86H5ZM16 87H17V86H16ZM18 87H19V86H18ZM40 87H41V86H40ZM59 87H61V85H60ZM59 87H58L57 89H59ZM153 87H154V89L157 90L156 92H154V90L152 89ZM164 87H165V86H164ZM189 87H190V86H189ZM189 87H188V88H189ZM194 87L192 86L191 89L194 88ZM218 87L220 88V89H218V90L221 91V87H220V86H218ZM232 87H233V86H232ZM239 87H240V86H239ZM254 87H255V86H254ZM257 87H259V85H258ZM257 87H256V88H257ZM1 88H2V87H1ZM6 88H7V87H6ZM9 88H10V86H9ZM9 88H8V89H9ZM14 88H15V87H14ZM46 88H47V87H46ZM46 88H45V89H46ZM52 88H51V90H52ZM94 88H95V87H94ZM103 88H101L100 90L102 91ZM108 88H109V90H108V89H105L104 92H108V91H109V92H110V95H112V96L114 95V96H116V97H117V95H119L118 92L116 93V90H115L114 88H112V87H111V89H110V87H108ZM169 88H170V87H169ZM169 88H167V89H169ZM174 88H175V86H174ZM174 88H173V89H174ZM176 88H175V89H176ZM233 88L236 89V87H233ZM237 88H238V86H237ZM8 89H7V90H8ZM15 89H18V88H15ZM19 89L21 90V88H19ZM22 89L24 90V88H22ZM26 89H27V88H26ZM35 89H36V88H35ZM53 89H55V88H53ZM95 89H96V88H95ZM99 89H96V90H99ZM112 89H113V90H112ZM164 89H165V88H163V90H164ZM171 89H172V88H170V90H171ZM189 89H190V88H189ZM245 89H247V87H245ZM1 90H2V89H1ZM11 90H13V89H11ZM27 90H28V89H27ZM33 90H34V88H33ZM39 90H42V88H40ZM39 90L36 89V91H39ZM60 90H61V88H60ZM60 90H59V91H60ZM96 90H95V92L97 93L98 91H96ZM100 90H99V92H100ZM110 90H111V91H110ZM128 90H129V91H128ZM170 90H169V91H170ZM199 90H202V89H199ZM213 90H214L215 92H214ZM218 90H217V91H218ZM249 90H250V89H249ZM252 90H254V89L252 88ZM257 90H259V88H258ZM257 90H256V89L254 90V91H256V92H255L256 94H255L253 91H252L253 93H251V94H253V95L255 94L254 97H255V96H256V97L258 96V97H257V99H258L259 96H260V94H259V93H260V92H259L260 90L258 91L259 93H257ZM2 91H3V90H2ZM2 91H1V92H2ZM4 91H5V89H4ZM13 91H14V90H13ZM17 91H19V90H17ZM17 91H14V92L17 93ZM28 91H29V90H28ZM36 91H35V93H36ZM47 91H48V90H46L45 93H46ZM49 91H50V90H49ZM61 91H62V90H61ZM61 91H60V92H61ZM112 91H114L115 93H114V92H113L114 94L111 93ZM123 91H128V92H127V95H126V92L124 93ZM171 91H172V90H171ZM1 92H0V93H1ZM23 92H24V91H23ZM25 92H26V91H25ZM43 92H44V90H43ZM43 92H42V93H43ZM51 92H52V91H51ZM53 92H54V93H53ZM53 92H52V93L55 94L56 91H53ZM93 92H94V91H93ZM99 92H98V93H99ZM104 92H102V93H104ZM109 92H108V93H109ZM129 92H131V93L128 94ZM163 92H164V91H163ZM165 92H166V91H165ZM165 92H164L163 94H166ZM167 92H168V91H167ZM173 92H174V91H173ZM176 92H177V91L175 90V93H173V94H176ZM199 92H200V95H201V96H199ZM201 92H203V93H205V94L203 95V94H201ZM250 92H251V91H250ZM261 92H262V91H261ZM26 93H27V92H26ZM30 93H31V92H30ZM33 93H34V92H33ZM33 93H32V94H33ZM39 93H40V92H39ZM45 93H44V94H45ZM100 93H101V92H100ZM100 93H99L98 95L96 94V95H97V98H98V96L100 97V96L103 95V94L100 95ZM122 93H123V94H122ZM134 93H135V94H134ZM158 93H159V94H158ZM171 93H172V92H171ZM206 93H207V94H206ZM218 93H219V91H218ZM220 93H221V95H223L225 92L223 93V91H221ZM222 93H223V94H222ZM3 94H4V92H3ZM21 94H22V93H21ZM21 94H20V95H21ZM47 94H49V92H48ZM47 94H46V96H45L44 98H50L49 95H48L49 97H47ZM58 94H59V93H58ZM58 94H55V95H58ZM115 94H116V95H115ZM168 94H169V92H168ZM189 94L186 96L187 98H185V99L183 98V99H184V100H183L184 102H185V100H186L187 102H191V101H192V100H190V101L188 100V99H189V98H188ZM241 94H242V93H241ZM241 94H240V95H241ZM261 94H262V93H261ZM1 95H2V94H1ZM13 95H16V94H13ZM25 95H27V94H25ZM30 95H31V94H30ZM33 95H34V94H33ZM33 95H32V96H33ZM35 95H36V94H35ZM38 95H42V94H38ZM93 95H95V93H93ZM125 95H126V96H125ZM140 95H141L142 97H141ZM158 95H159V96H158ZM166 95H167V94H166ZM202 95H203V96H202ZM262 95H263V94H262ZM4 96H5V95H4ZM6 96H7V95H6ZM16 96H17V95H16ZM16 96H15V97H16ZM21 96H22V95H21ZM27 96H28V95H27ZM43 96H44V95H43ZM58 96H62V95L60 94V95H58ZM58 96L55 97V98H58ZM103 96H104V97H103ZM103 96H102V97L106 100L107 97H105V96H107V95L104 94ZM133 96H132L131 98H135V97H136V96H134V97H133ZM193 96L190 97V98H193ZM8 97H9V96H8ZM11 97H13V96H11V94H10V97H9V98H11ZM15 97H13V98H15ZM23 97H24V96H23ZM39 97H40V96H39ZM41 97H42V96H41ZM102 97H101V98H102ZM108 97H109V95H108ZM127 97H126V98H127ZM160 97H161V98H160ZM167 97H170V96H167ZM179 97H181V98H179ZM196 97H195V98H196ZM214 97H215V96H214ZM214 97H213V98H214ZM216 97H219V98H217V99H218L219 102H220V96H216ZM221 97H222V96H221ZM6 98H7V97H6ZM25 98H26V97H25ZM29 98H31V96H29ZM29 98H28V99H29ZM51 98H53V96H51ZM51 98H50V99H51ZM60 98H61V97H60ZM111 98H113V97H111ZM114 98H115V97H114ZM114 98H113V100L111 99V102H113V101L115 102V99H114ZM137 98H138V97H137ZM139 98H138V100L135 98L136 101H140V102H142ZM222 98H224V97H222ZM222 98H221V102H222V100H223ZM16 99H18V101H19V95L17 96ZM50 99H47V100H50ZM61 99H62V98H61ZM98 99H99V98H98ZM108 99H110V97H109ZM108 99H107V101H108ZM135 99H134V100H135ZM177 99H179V100H177ZM193 99H194V98H193ZM201 99H202V100H201ZM205 99H206V98H205ZM217 99H216V100H217ZM12 100H14V99H12ZM21 100H22V99H21ZM21 100H20V102H21V103H24V102L21 101ZM32 100H33V99H32ZM42 100L44 101V99H42ZM59 100H60V99H58V101H59ZM63 100H64V101H63ZM63 100H61V101H63V102L65 103L64 96H63ZM105 100H104V101H105ZM116 100L118 101V102H117V101H116V102H117L118 104H120V107H122L121 105L124 104V102H125L124 107H125L129 102H130L131 104H132V102H133L132 100L130 101V98H129V101H128L127 104H126V102H127L128 99H125L126 101L124 100L122 104L119 102V100H118L117 98H116ZM199 100H200V101H199ZM218 100H217V101H218ZM260 100H262V99H260ZM1 101H2V99H1ZM4 101H5V99H4ZM4 101H2V102H4ZM6 101H7V100H6ZM18 101H15V102L18 103L17 105H20L21 103H19ZM24 101H25V100H24ZM37 101H38V98H37ZM52 101H53V100H52ZM52 101H51V102H52ZM54 101H55V100H54ZM61 101H60L59 104H61ZM177 101H178V102H177ZM183 101H181L182 103L180 102V103L182 104V106H183V104L187 103V102L183 103ZM194 101H195V103H196L197 99L193 100V101H192L193 103L190 104L191 106H189V107H187V108H188V110H189V108H190L189 111H192V112H191L192 114H191V113H190V114H191V115H194L193 117H194V119H196V118H195V117H196V116H195V115H196V112H194V114H193V111H194V110H191V108L194 107V105H193V104H194ZM27 102H28V101H27ZM29 102H31V101H29ZM33 102L37 103L36 100H34ZM39 102H42V101H39ZM47 102H48V101H47ZM56 102H57V101H56ZM56 102H53V103H56ZM108 102H110V101H108ZM114 102L112 103L113 106L118 105V104H116V102H115V103H114ZM171 102H172V105H171V106H169V105H168L169 107L165 106L166 103L169 104V103H171ZM205 102H206V101H205ZM207 102L209 103V100H208ZM207 102L205 103L206 105H208ZM221 102H220V103H221ZM259 102H260V101H259ZM261 102H263V101H261ZM261 102H260V103H261ZM12 103H13V102H12ZM12 103H10V104L12 105ZM35 103H34V104H35ZM48 103H50V102H48ZM74 103H75V102H74ZM104 103H105V102H104ZM133 103H135L136 105L139 104V103H137V102H133ZM197 103H196V105H197ZM202 103H203V104H202ZM202 103H201V104H202V106H203V109H204V107H205V109H209V107H210V110H211V107H212V106H209V107L207 106V107H208V108H207L206 106H204V101H203ZM5 104H6V103H5ZM5 104H3V105H5ZM25 104H27L26 101H25ZM28 104H29V103H28ZM31 104H32V103H31ZM31 104H30V105H31ZM51 104H52V103H51ZM51 104H50V106H51ZM57 104H58V103H57ZM75 104L77 105L78 103H75ZM106 104H107V105L109 104V105L111 106L110 103H107V102H106ZM135 104H134V105H135ZM141 104H140V105H141ZM164 104H165V105H164ZM181 104H180V106H181ZM201 104H200V106H198V107H202ZM8 105H9V104H8ZM11 105H10V106H11ZM14 105H15V104H13V106H11V107H13V108L15 109V107H17V106L15 105V107H14ZM30 105H29V106L26 105V106H27L28 108H30ZM32 105H33V104H32ZM35 105L39 106L40 104H39V105H38V104H35ZM43 105H44V103H43ZM43 105H41V106H43ZM45 105H46V103H45ZM54 105H55V104H54ZM54 105H53V107H55ZM65 105H66V104H65ZM80 105H81V104H80ZM134 105L132 104L133 108H135ZM151 105L154 107V109H153V107H152ZM192 105H193V106H192ZM196 105H195V109H196ZM229 105H230V104H229ZM229 105H228V107H230ZM20 106H21V105H20ZM26 106H25V107H26ZM37 106H35V109H36V108L38 109ZM50 106H49V109L51 108ZM78 106H79V105H78ZM128 106H130V104H128ZM132 106H131V108H129V109H130L129 112L131 111ZM138 106H139V105H138ZM138 106H137L136 108H139ZM158 106H160V107H158ZM182 106H181V107H182ZM187 106H188V103H187ZM0 107H2V106H0ZM5 107H7V106H5ZM31 107H32V106H31ZM33 107H34V105H33ZM53 107H52V109H54ZM56 107H57V108H56ZM56 107H55V108L58 109L59 106H56ZM66 107H67V106H66ZM81 107H82V106H81ZM111 107H112V106H111ZM117 107H118V108H116V109L112 107L114 112L117 111V109L119 110V106H117ZM165 107H166V108H165ZM185 107H186V105H185ZM185 107H182L181 109L183 110V109H185ZM225 107H226V106H225ZM7 108H8V107H7ZM13 108H12V111L9 110V113L12 112V115H14V117H15L17 114H16V113L13 114V111H14ZM19 108H20V107H19ZM21 108H22V107H21ZM28 108H27V109H28ZM39 108H40V106H39ZM42 108H43V107H42ZM42 108H40L39 110H41ZM45 108H46V106H44V109H45ZM59 108H60V107H59ZM127 108H128V107H127ZM136 108H135V111L138 112V111H137L138 109L136 110ZM145 108H144V109H145ZM151 108H152V110H151ZM164 108H165L166 110H165ZM172 108H173V107H172ZM179 108H180V107H178V108H176V109H179ZM187 108H186V109H187ZM3 109H5V108H3ZM16 109H17V108H16ZM16 109H15V111H16ZM32 109H33V108H31V110H32ZM37 109H36V110H37ZM46 109H47V108H46ZM52 109H50V112L52 111ZM61 109H62V108H61ZM64 109H65V108H64ZM67 109H68V108H67ZM79 109H80V107H79ZM82 109H83V107H82ZM114 109H115V110H114ZM139 109H140V108H139ZM141 109H142V107H141ZM146 109H145V110H146ZM167 109H168V110H167ZM170 109H171L172 111H171ZM174 109H175V108H174ZM176 109H175V110H176ZM186 109H185L186 112L183 111L182 113L185 112V114H186V113L188 114L189 111L187 112ZM192 109H194V108H192ZM200 109H202V108H200ZM203 109H202V110H203ZM205 109H204V110H205ZM231 109H232V108H231ZM5 110H6V109H5ZM17 110H18V109H17ZM23 110H25V111L20 110V111H18L17 113L22 112V114H23L22 116H24V115H25L24 113L26 112V109H24V107H23ZM28 110H29V109H28ZM31 110H29L30 113H31V112H32V113H33V112H36V111H31ZM62 110H63V109H62ZM62 110H61V111H62ZM80 110H81V109H80ZM83 110H84V109H83ZM120 110H121V109H120ZM120 110H119V112H120V114H121V111H120ZM124 110H125V109H124ZM132 110H133V109H132ZM145 110H143V111H145ZM148 110H147V111H148ZM164 110H165V111H164ZM169 110H170V111H169ZM179 110H180V109H179ZM212 110H213V109H212ZM232 110H233V109H232ZM6 111H8V110H6ZM41 111H42V110H41ZM43 111L46 112V110H43ZM48 111H49V110H48ZM55 111H57V110H54V111H52L51 113L54 114ZM58 111H59V109H58ZM63 111H64V110H63ZM63 111H62V112H63ZM127 111H128V109H127ZM127 111H126V112H127ZM143 111L141 110V112H143ZM149 111H148V114L151 115V113H150ZM205 111L208 112V113L211 112V111H209V110H208V111L205 110ZM214 111H215L214 113L216 114V110H214ZM23 112H24V113H23ZM50 112H49V114H50ZM65 112H66V111H65ZM65 112H64V113L57 112V113H60V114H64V115H65ZM117 112H118V111H117ZM117 112H116V113H117ZM119 112L117 113V115L119 114ZM123 112H125V111L122 110V113H123ZM126 112H125V114L129 116V114H128L129 112H128V113H126ZM26 113H27V112H26ZM57 113H56V114H57ZM86 113H87V111H85V114H86ZM130 113H131V115H132V113H133V115L135 114V113H134V110H133L132 112H130ZM144 113H145L144 115H146L147 112H144ZM166 113H167V115H166ZM214 113H213V111H212L211 114H214ZM15 114H16V115H15ZM28 114H29V113H28ZM28 114H27V115H28ZM34 114H35V113H34ZM47 114H48V113H46V115H47ZM52 114H51V115H52ZM56 114H55V115H56ZM60 114H59V115H60ZM120 114H119V115H120ZM125 114L123 113V115H125ZM140 114H141V113H140V110H139V114H138V115H140ZM148 114H147L145 117L149 116ZM154 114H155V113H154ZM154 114H153V115H154ZM187 114H186V115H187ZM227 114H228V115H231V114H229V113H227ZM20 115H21V113H20ZM20 115H19V116H20ZM32 115H33V114H32ZM36 115H39V112H38L37 114H35V116H36ZM55 115H54V116H55ZM64 115H62V116L65 118ZM121 115H122V114H121ZM135 115H137V113H136ZM135 115H134L133 117H137V118H139V117L141 116V115H140V116H135ZM142 115H143V113H142ZM161 115H160V116H161ZM168 115H169V116H168ZM183 115H184V114H183ZM191 115H189V117L187 118V120H190V121L193 120V119H192V120L190 119V118H193ZM217 115H218V114H217ZM217 115H215V116H217ZM220 115H221V114H219V117H221ZM7 116H8V115H7ZM7 116H6V117H7ZM9 116H10V115H9ZM22 116H20V117H22ZM35 116L33 115V117H35ZM39 116H40V115H39ZM41 116H42V117H45L46 120H45V118H41V117H39V119L41 118V119H44L45 121H47V118H48L50 115H49L48 117H46V116L43 115V112H42V115H41ZM52 116H53V115H52ZM52 116H50V118H51ZM62 116H61V118H62V121H63L64 118H63ZM86 116H88V115L86 114ZM89 116H90V115H89ZM91 116H92V115H91ZM155 116L157 117L156 114H155ZM155 116H154V118H155ZM190 116H191V117H190ZM210 116H211V115H210ZM213 116H214V115H213ZM213 116H211L210 118H215V117H213ZM231 116H232V115H231ZM231 116H230V117H231ZM4 117H5V116H4ZM16 117H17V116H16ZM30 117H32L31 114H30ZM30 117L28 116L27 119H29ZM145 117H143V118H144V120H143L144 122L142 121V119H140V121H142L143 123H141V122H138V123H137V122H136L137 124H135V125H136V126H139V125L142 124V125H141L142 127L146 126V124H144V123H145ZM149 117H151V116H149ZM185 117H187V116H185ZM217 117H218V116H217ZM217 117H216V120H215V121L221 120L220 118L217 119ZM222 117H223V116H222ZM17 118H18V117H17ZM24 118H25V116H24ZM24 118H23V119H24ZM57 118H58V117H57ZM74 118H75V117H74ZM87 118H88V117H87ZM130 118H131V120L134 119V118L132 119V117H130ZM141 118H142V117H141ZM152 118H153V116H152ZM152 118H151V119H152ZM231 118H232V117H231ZM27 119L25 118L24 120H27ZM37 119H38V118H37ZM37 119H34L33 121H35V120H37ZM48 119H49V118H48ZM59 119H60V118H59ZM65 119H66V118H65ZM89 119H90V117H89ZM89 119H88V120H89ZM151 119L149 118V119H148L149 121H147V118H146V121L148 122L147 124H149V122L151 121ZM223 119H224V118H223ZM228 119H230V118H228ZM11 120H12V119H11ZM13 120H14V119H13ZM13 120H12V121H13ZM17 120H18V119H17ZM30 120H32V119H30ZM76 120H77V119H75L74 121H75V123L77 124L78 121L76 122ZM80 120H81V123L84 122L82 119H80ZM80 120H79V121H80ZM84 120H85V122H86V119H84ZM152 120L154 121L155 119H152ZM210 120H211V119H210ZM212 120H213V119H212ZM212 120H211V122H213ZM14 121H15V120H14ZM19 121H22V120H19ZM27 121H28V123H29V120H27ZM37 121H38V120H37ZM37 121H36L35 123H36V124H39V122H37ZM48 121H49V120H48ZM48 121H47V123H48ZM50 121H51V120H50ZM59 121H60V120H59ZM62 121H60V122H62ZM82 121H83V122H82ZM133 121H134V120H133ZM135 121H136V118H135ZM137 121H138V120H137ZM153 121H152V122H153ZM161 121H162V122H161ZM194 121H196V123H197L198 119H197V120H194ZM215 121H214V123H213L214 125H216V124H217V125H218V124L220 125V123H218V122L216 123ZM221 121H222V120H221ZM224 121H226V117H225V120H224ZM228 121H229V120H228ZM228 121L226 122V124H227V123H230V124H231V122H228ZM8 122H9V121H8ZM41 122H42V120L40 121V123H41ZM43 122H44V121H43ZM54 122H55V120H54ZM60 122H59V123H60ZM85 122L83 123V126H82V124H81L82 127H84ZM152 122H151V123H152ZM154 122H155L156 125H159V124H158L159 121H154ZM154 122H153V125H154ZM198 122H199V121H198ZM219 122H220V121H219ZM240 122H242V120H241ZM240 122H238V123H240ZM11 123H13V122H11ZM25 123H26V122H25ZM31 123H32V122H31ZM33 123H34V122H33ZM35 123H34V124H35ZM47 123L45 122V124H47ZM151 123H150V125H152ZM191 123H193V122H191ZM196 123H195V124L193 123V125L196 126V125H197ZM199 123H201V122H199ZM224 123H225V122H224ZM34 124H33V125H34ZM41 124H42V123H41ZM41 124H40V125H41ZM48 124H50V123H48ZM54 124H56V123H54ZM60 124L63 125L64 123H63V124L60 123ZM60 124H58V125L56 124V125H54V126H55V127H56V126L59 127ZM78 124H79V122H78ZM78 124H77V125H74V126L81 127V126H79L80 124H79V125H78ZM187 124H190V123H187ZM221 124H222V123H221ZM226 124L221 125V128H223V126L226 125ZM241 124H242V123H241ZM17 125H19V124H17ZM26 125H30V124H27V123H26ZM31 125H32V124H31ZM40 125H39V126H40ZM61 125H60V126H61ZM85 125H86V124H85ZM199 125H200V124H199ZM199 125H198V126H199ZM217 125H216V126H217ZM219 125H218V126H219ZM23 126H24V125H23ZM37 126H38V125H37ZM39 126H38V127H39ZM46 126H47V125H46ZM141 126H140V127H141ZM160 126H159V127H160ZM162 126H161V129H163V130H162V131H163L162 134L167 135V133H166L167 130H166L165 128H163ZM201 126H202V125H201ZM227 126H228V124H227ZM29 127H30V126H29ZM31 127H32V126H31ZM31 127H30V128H31ZM43 127H44V125H43ZM49 127H50V125H49ZM140 127H139V128H140ZM142 127H141V128H142ZM153 127H154V126H153ZM203 127H204V126H203ZM228 127H229V126H228ZM228 127H227V128H228ZM14 128H15V127H14ZM16 128H17V127H16ZM33 128H34V126H33ZM35 128H36V127H35ZM52 128H54V127L52 126ZM61 128H62V126H61ZM75 128H76V127H75ZM205 128H206V127L202 128V130L200 131L201 133L198 132V134L200 135V134H202L203 132L205 133V131H203V130H205ZM219 128H220V126H219ZM221 128H220V130H221ZM225 128H226V127H225ZM28 129H29V128H28ZM28 129H27V130H28ZM31 129H32V128H31ZM36 129H37V128H36ZM39 129H40V127L38 128V130H39ZM46 129H47V127H46ZM82 129L84 130V128H82ZM164 129H165V130H164ZM179 129H180L181 132L179 131ZM193 129H194V128H193ZM206 129H207V128H206ZM215 129H216V127H215ZM29 130H30V129H29ZM41 130H44V129L42 128ZM41 130L39 131V133H40V132L43 133V131H41ZM48 130H49L50 132H52V133H53V131H54V129H53V131H51L52 129H48ZM48 130H47V131H48ZM64 130H65V128H64ZM83 130H81V131H83ZM85 130H87V129H85ZM85 130H84V131H85ZM224 130H226V129H224ZM229 130H230V131H228V132L232 133V135H233L234 132H231V129H230V128H229ZM34 131H35V130H34ZM36 131H37V130H36ZM45 131H46V130H45ZM45 131H44V132H45ZM49 131H48V135L50 136V132H49ZM77 131H78L79 134H80L81 131H79L78 128H77ZM87 131H88V130H87ZM164 131H166V132H164ZM202 131H203V132H202ZM242 131H243V130H242ZM242 131H239V133L242 132ZM154 132H155V128H154ZM156 132H157V131H156ZM156 132H155V133H156ZM194 132H195V131H194ZM218 132H219V129H218ZM222 132H223V134L225 133L224 131H222ZM228 132H227V134H228ZM243 132H244V131H243ZM45 133H46V132H45ZM54 133H55L54 136L56 135V133H57V135H58L59 131H55ZM65 133H66V132H65ZM84 133H86V131H85ZM87 133H90V132H87ZM87 133H86V135H91V133H90V134H87ZM174 133H175L176 135H175ZM196 133H197V132H196ZM206 133H208V132L206 131ZM220 133H221V132H220ZM220 133H218V134H220ZM239 133H238V134H239ZM37 134H38V132H37ZM37 134H36V136H37ZM81 134H82V136H83V132H82ZM157 134H158V132H157ZM243 134L245 135L246 133L244 132V133H242L241 135H243ZM38 135H39V134H38ZM40 135H42V134L40 133ZM40 135H39V136H40ZM43 135H44V133H43ZM43 135H42V136H43ZM46 135H47V134H46ZM46 135H45V136H46ZM57 135H56V137H58V136L60 137V138H58L57 142L59 141V142L61 143L62 140H60V139H63V138H64V137H61L62 135H64V133H61V134H59L58 136H57ZM60 135H61V136H60ZM66 135H67V136H66ZM66 135H64L65 138H67V137L69 136V134H66ZM84 135H85V134H84ZM171 135H169V136L172 137ZM199 135H198V137L196 138L197 134H196V136H195V133H194V136H193V137H195L196 139H198V140L194 139L195 141H198V142H199V137H200V136L202 137L203 134L200 135V136H199ZM204 135H206V134H204ZM207 135H208V134H207ZM220 135L222 136V134H220ZM39 136H37V137H39ZM45 136H43V138H44ZM51 136H52V134H51ZM93 136H94V134H93ZM93 136L91 135L90 137H93ZM178 136H179V137H178ZM208 136L210 137V135H208ZM208 136H206V137H207V140L209 139ZM224 136H225V135H223V137H224ZM230 136H231V134H230ZM230 136H229V137H230ZM235 136H236V135H235ZM245 136H246V135H245ZM56 137H55V139H56ZM69 137H70V136H69ZM71 137H74V136L71 135ZM86 137H87V136H86ZM88 137H89V136H88ZM173 137H172V138H173ZM201 137H200V139H201ZM206 137H204V138H206ZM223 137H222V139H223ZM229 137L227 136L228 140H229ZM236 137H237V136H236ZM236 137H234V138H236ZM239 137H240V136H239ZM239 137L234 141L235 143L233 142L234 144L238 143V145H239L240 143H239V142H236V141H237V140L241 141L240 139L243 140L242 142L245 141V140H244V136H243L242 138H239ZM246 137H247V136H246ZM40 138H41V137H40ZM43 138H41V139H43ZM50 138H51V137H50ZM164 138H165V141H166V143H167L168 140L166 139V137H164ZM190 138H191V140H190ZM210 138H211V137H210ZM225 138H226V137H224V139H223L224 141H225ZM48 139H49V138H48V136H47V140H48ZM52 139H53V138H52ZM67 139H68V138H67ZM67 139H64V140L67 141ZM69 139H70V138H69ZM69 139H68V140H69ZM76 139H77V138H76ZM90 139H91V142H89V143H91L92 148H93V144H92V143H94V142L97 143V141H95V140H96V137H94V138H89V141H90ZM92 139L94 140V142H92V141H93ZM202 139H203V138H202ZM219 139H220V138H219ZM219 139H218V140H219ZM230 139H233L232 136L230 137ZM37 140H39V139H37ZM47 140H46V141H47ZM53 140H54V139H53ZM64 140H63V144H64V142H65ZM71 140H73V139L71 138ZM151 140H152V139H151ZM174 140H175V138H173V141H174ZM176 140H177V139H176ZM204 140H205V139H204ZM204 140H203V143H204ZM207 140H206V141H207ZM223 140H222V142L225 144L226 142H224ZM233 140H234V139H233ZM41 141H44V140H41ZM49 141H50V139H49ZM69 141H70V140H69ZM74 141H75V140H74ZM169 141H170V140H169ZM173 141H172V142H173ZM177 141H178V140H177ZM177 141H176V142H177ZM195 141H194V142H195ZM201 141H202V140H201ZM229 141H230V140H229ZM229 141H228V142H229ZM231 141H232V140H231ZM231 141H230V142H231ZM47 142H48V141H47ZM50 142H51V141H50ZM55 142H56V140H55ZM71 142H72V141H71ZM75 142H79V140H78V141L76 140ZM86 142H88V141H86ZM151 142H152V144H153L154 142H155V144L158 143V141L156 142V141H154V140L151 141ZM172 142H170V143L173 144ZM198 142H197V143H198ZM207 142H208V141H207ZM209 142H210V141H209ZM211 142H212V139H211ZM215 142L217 143V141H215ZM215 142H214V140H213L212 143H215ZM218 142H221V141L219 140ZM222 142H221V143H222ZM242 142H241V143H242ZM41 143H42V142H41ZM44 143H45V141L43 142V144H44ZM53 143H54V141H53ZM53 143L51 142L50 144L52 145ZM68 143H70V142H68ZM72 143H73V142H72ZM72 143H70L71 146L73 145ZM80 143H81V142H80ZM170 143H169V144H170ZM195 143H196V142H195ZM231 143H232V142H231ZM231 143H229V145H230ZM233 143H232V145H233ZM45 144H47V143H45ZM45 144H44V145H45ZM50 144H49V146L47 145V148L49 147L48 149L51 150L52 147H50ZM58 144H59V143H57L56 145H58ZM63 144H62V145H63ZM65 144H66V148H67L69 144L67 145V142H65ZM65 144H64V145H65ZM155 144H154V147H157V145L155 146ZM171 144H170V146H173V145H171ZM199 144H201V143H199ZM224 144H223V146H224ZM226 144H227V143H226ZM243 144L245 145V143H243ZM40 145H41V144H40ZM56 145L53 144V147L56 146ZM59 145H60L61 147H64V145H63V146H62L61 144H59ZM59 145H58V149L61 148V147H59ZM82 145L84 146V143H83ZM85 145H86V144H85ZM87 145L89 146V144H87ZM87 145H86V146H87ZM95 145H97V144H94V148H95ZM158 145H160V143H158ZM197 145H198V144H197ZM202 145H205V143L202 144ZM202 145L199 146L201 150H202V148H201ZM206 145H207V144H206ZM73 146L75 147V145H73ZM88 146H87V147H88ZM170 146H169V147H170ZM208 146H210V144H209ZM211 146H212V145H211ZM211 146H210V147H211ZM69 147H70V146H69ZM69 147H68V149H71V147H70V148H69ZM74 147H73V148H74ZM79 147L81 148L80 144H79ZM79 147L76 146L75 149H76V150H79V152H80V154H81V151H80L81 149H77V148H79ZM159 147H160V146H159ZM159 147H157V148H158L157 150L160 149ZM169 147H168V148H169ZM179 147H180V148H179ZM202 147H203V146H202ZM210 147H209V149H207L209 153H210V151L213 152V151L215 150V149H214V150H213V149L211 150ZM212 147H214V146H212ZM226 147H227V146H226ZM240 147H242V145H240ZM253 147H254V146H253ZM253 147H250L252 152H254V151L252 150ZM43 148L45 149V146H44ZM66 148H65V149H66ZM89 148H90V147H89ZM94 148H93V149H94ZM99 148H100V149H99ZM172 148H174V147H172ZM189 148H191V147H189ZM189 148H188V151H189V150H190V151L188 152V157H189V158H188V163H187V164H186V162H187V158H186V157H187V156H185L186 154H181V151H180V153L178 154L179 151L176 150V151H177V153H176L177 155L175 154L176 157H177L178 155H179V156H180V155H181V156L184 155V158L181 157L182 160L186 158V159H185L186 161L183 160L185 163L182 162V160H180V161L182 162V164H186L185 166L187 167L189 163L191 164L190 161H192L194 164H196V165H194L193 167H195V166H196V167L193 168V167H192L193 163H192L191 165L189 164V165H190V166H188L189 168L192 167L191 169H193V171H194V169H195V171H196V170H197L196 168H199L200 171L202 170L201 173L199 172V174H201V176L199 175L200 178L202 177V175L205 177V175L203 174V172L206 174V177H207L208 174H210V176L214 179V181H217V182L219 181L217 185H219L221 181H223V182H225V183L227 182V184L231 182V181H230L231 179H229V178H228V181H230V182H228L227 180H225L227 176H226V177L223 176L224 179H221V180H220V173H223V171H224V169H225V168L223 167V168H224V169H222L223 171L219 173V171H221V168H220V167L223 166V162H222V160L224 161V158L220 160V162H222L221 165L219 164L220 166H216L217 168H218V167L220 168V170H218L219 168L216 169L215 166L213 167L214 164H210L209 160H207V158L204 157L205 154H207L205 151H204L205 154H204V155H201V151H200V152L195 151V148H196V147L194 148V151H192V149H189ZM236 148L238 149L239 147L236 146ZM242 148H243V147H242ZM242 148H241V149H242ZM254 148H256V147H254ZM54 149H56V148H54ZM54 149L51 151V152H53V154H54V151H55ZM58 149H56V150H58ZM62 149H64V148H61V149H60V150H61L60 153L63 152V151L65 152V150H62ZM98 149H99V150H103L104 152H106V151H105L106 149H105L104 147H102V149H101V147H99L98 145L96 146V149H95V150H92V149L90 148L89 151H92V152H93V151H94V152H95V151H98V152H99ZM170 149H171V147H170ZM181 149H180V150H181ZM217 149H218V148H217ZM222 149L225 150L224 147H223ZM222 149L219 147V150H222ZM230 149L232 150V147H231V146L229 147V149H228V147H227V149L225 150V154H228V153L231 151ZM234 149H235V148H234ZM234 149H233V150H234ZM12 150H13V149H12ZM46 150H47V149H46ZM50 150H49V151H50ZM71 150H73V149H71ZM76 150H75V152H73L74 154H75V153H76V154L78 153ZM85 150H86V149H85ZM160 150H161V151H160ZM160 150H159V151L162 152V147H161ZM183 150H182V153H185L186 151L183 152ZM196 150H198V149H196ZM207 150H206V151H207ZM219 150H217V152H219ZM228 150H229V151H228ZM235 150H236V149H235ZM255 150H256V149H255ZM10 151H11V150H10ZM49 151H47V153H48ZM66 151H68V150L66 149ZM73 151H74V150H73ZM103 151H102V152L100 151V152L102 153V154H101L102 156L105 154ZM163 151H164V150H163ZM166 151H167V150H166ZM166 151H165V152H162L161 154L163 155L164 153H166ZM236 151H238V152L240 153V151L242 152L243 150H240V149H239V150H236ZM236 151H235V152H234V151H233V152L231 151V152H232L233 154L238 153V152H236ZM12 152H13V151H12ZM51 152H49V153H51ZM55 152H56V151H55ZM57 152H58V154H59V150H58ZM57 152H56V153H57ZM84 152H85V155H86V153H87L88 151H87V152L84 151ZM94 152L92 153V155H91V154H90V155H91V158L93 157V159L95 158V160L97 161V162H95L94 160H93V161L91 160L92 163L94 162V163H95L94 165L96 166V165H98V161L101 162L102 159H101V157H98V158H100L101 160H100V159L98 160V158L96 159V157H97L98 155H97V156L94 155ZM167 152H169V153H167V154H168V156L170 157V155H174L173 153H175V150H172V151L170 150V151H167ZM172 152H173V153H172ZM214 152L216 153V150H215ZM227 152H228V153H227ZM231 152H230V153H231ZM257 152H258V150H257ZM10 153H11V152H10ZM47 153H46V154H47ZM70 153H72V152L69 151V153H68V152L63 153V154H65V155H63L62 153H61V154H62V156H65V159H66V156H67L68 154H70ZM157 153L159 154V152H157ZM170 153H171V154H170ZM186 153H187V152H186ZM215 153H212V154L217 155V154H215ZM239 153H238V154H239ZM243 153H245V151H243ZM255 153H256V151H255ZM7 154H8V153H7ZM7 154H6V155H7ZM11 154H12V153H11ZM58 154H55V155H58ZM66 154H67V155H66ZM76 154H75V156L78 157V159H79V157H81V156H77ZM78 154H79V153H78ZM95 154H96V153H95ZM97 154H98V153H97ZM106 154H107V152H106ZM106 154H105V155H106ZM161 154H160V155H161ZM218 154H219V153H218ZM222 154H224V152H222ZM238 154H237V158L239 157V158H240L239 160L242 161V159H243V160L245 159V158H243V156L245 157L244 154H241V153H240L241 155H240V154L238 155ZM245 154H246V153H245ZM257 154H258V153H257ZM6 155H5V156H6ZM9 155H10V154H9ZM13 155H14V154H13ZM47 155H49V154H47ZM55 155H53L54 158L52 157V153H51V155H50V156L53 158V162H54V159L57 160V159H58L57 157H60V156H61V155H60V156H57V157H56ZM70 155H71V154H70ZM72 155H73V154H72ZM72 155H71L70 157H72ZM81 155H82V154H81ZM88 155H89V153H88ZM88 155H87L86 157H90V155H89V156H88ZM93 155H94L95 157H94ZM101 155L99 154V156H101ZM105 155H104V158H106V159H103V164H104V165L101 164V167H102V168L105 167V168H104V169H105V171H104V172H105V175H106L107 172H108V173H111V171H112V173H113V175H114L113 178H115V176L118 175L117 171L120 172V170L117 169V171L115 172V170H114L115 168H113V167L115 166V164H113V161H114L115 159H114L113 161H111V160H112V159H110V158H111V155H110V158H109V155H108V154H107L108 157H105ZM155 155H156V154H155ZM162 155H161V157H162ZM165 155H166V154H165ZM175 155H174V157H175ZM209 155H211V154H209ZM228 155H229V154H228ZM230 155H231V154H230ZM7 156H8V155H7ZM50 156H49V157H50ZM157 156H159V155H157ZM157 156H156V157H157ZM207 156H208V155H207ZM207 156H206V157H207ZM212 156H213V155H212ZM222 156H224V155H222ZM231 156H233V155H231ZM231 156H230V157H231ZM235 156H236V155H234L233 157L236 158ZM240 156H242V157H240ZM13 157H14V156H13ZM13 157H12V159H13ZM41 157H42V156H41ZM44 157H47V156H44ZM49 157H48V158H49ZM51 157H50V159H51ZM55 157H56V158H55ZM70 157H67L68 160H69ZM73 157H74V155H73ZM76 157H75V159H76ZM161 157H159V158H161ZM163 157L165 158L164 155H163ZM169 157H168V158H169ZM174 157H173V160H172V158H170V159H171V160H170V159H168V158L166 157V158H167V161L164 160V162L166 161L165 163H166V164L168 163L167 165H169V163H170L169 161L173 162V161L176 159V158L174 159ZM210 157H211V156H210ZM210 157H209V158H210ZM214 157H216V156H214ZM226 157H228V156H226ZM226 157H225V160H226ZM0 158H1V157H0ZM3 158H4V156H3ZM81 158H83V155H82ZM108 158H109L110 160H109ZM112 158H113V157H112ZM166 158H165V159H166ZM220 158H221V157H220ZM220 158H219V159H220ZM237 158H236V161L238 160ZM241 158H242V159H241ZM12 159H11V160H12ZM50 159H49V160H50ZM61 159H62V158H61ZM61 159H59L58 161H60ZM63 159H64V158H63ZM70 159H71V158H70ZM86 159H87V158H86ZM142 159H144V158H142ZM178 159H179V158H178ZM210 159H211V158H210ZM212 159H213V158H212ZM215 159H217V158H215ZM228 159H229V160H228ZM1 160L3 161V159H1ZM68 160L66 159L67 162H68ZM72 160H74V158H72ZM72 160L70 161L69 164H71V163H73V162L76 161V160H75V161H72ZM80 160H81V159H80ZM117 160H118V159H116V161H117ZM155 160H157V159H155ZM168 160H169V161H168ZM189 160H190V161H189ZM227 160H228V161H227ZM227 160H226V162H229V164L226 163L225 161H224V162H225L224 164H225V165H226V164L229 165V166L226 165V166H227L226 168H227V169L229 168L230 171L228 170V171H229V172H228L227 169H226L224 172L227 171L228 174H227V173H224V175H225V174L229 175V173H230L229 176L231 177V174H232L233 172H234V173L237 172L238 174H237V173H236V175L234 174L235 176H237V175L239 176V177L237 176L238 178L236 177V178H237L236 181H237L238 179L241 180L242 177H243V175H242V177L240 178V174H241V173L239 174V172H240V170H241V172H242V169H243V167H245V165L242 166L243 163H242L241 161H239V160L237 161L238 163L235 162V161H234L235 159L232 160V161H234V163H233V162L230 163V160H231V159H230L229 157L227 158ZM245 160H248V159H245ZM2 161H1V163H2ZM8 161H10V160H8ZM8 161H7L8 164H10V163L12 162V161H11V162H8ZM45 161H46V160H45ZM61 161H62V160H61ZM63 161H65V160H63ZM66 161H65V162H66ZM82 161H83V160H82ZM82 161H81V164L83 163ZM85 161H86V160H85ZM142 161H145V160H142ZM160 161H161V160H160ZM160 161H159V162H160ZM176 161H177V160H176ZM180 161H179V163H180ZM211 161H212V160H211ZM216 161H217V160H216ZM248 161H249V160H248ZM256 161H257V160H256ZM48 162H52V159H51V161H48ZM53 162H52V163H53ZM55 162H56V161H55ZM55 162L53 163V169H54ZM86 162H87V161H86ZM100 162H99V164H100ZM111 162H112V163H111ZM119 162H120V161H119ZM119 162H118V163H119ZM239 162L241 163V165H240ZM243 162L245 163V161H243ZM253 162L256 163V164L258 163V166H257V167H260L259 162H255V161H253ZM41 163H42V162H41ZM45 163H46V162H45ZM59 163H60V162H59ZM63 163H64V162H63ZM63 163H61V164H63ZM89 163H90V162L88 161V164H89ZM101 163H102V162H101ZM114 163H117V162H114ZM118 163H117V164H118ZM120 163L123 164L122 162H120ZM160 163H162V162H160ZM165 163H164V164H165ZM173 163H174V162H173ZM260 163H261V161H260ZM3 164H4V163H3ZM12 164H14V163H12ZM46 164H47V163H46ZM46 164H45V166H46ZM50 164H51V163H50ZM61 164H60V165H61ZM75 164H76V162H75ZM75 164H74V165L72 164V165H70L69 167H70V168L72 167L71 169L73 170L74 167H75ZM86 164H87V163H86ZM88 164H87V165H88ZM117 164H116V166H115L116 168H117V166L119 165V164H118V165H117ZM121 164H120V165H121ZM145 164H146V163H145ZM174 164H175V163H174ZM233 164H235V165H234L235 168L232 167ZM238 164H239V166H238ZM245 164H247V161H246ZM248 164H249V163H248ZM261 164H262V163H261ZM4 165H5V164H4ZM60 165H57V166H60ZM63 165H65V163H64ZM67 165H68V163H67ZM77 165H78V164H77ZM82 165H83V164H82ZM91 165H92V164H91ZM120 165H119L118 167L121 168L122 170H124V171L121 170L123 173L120 172L121 174H123V178H124V177H125V176H124V175H125V172L130 171V172H128V173H131V170L125 171V168H124V166H123L124 164L122 165L123 167H121ZM148 165H149V164H148ZM211 165H212V166H211ZM217 165H218V164H217ZM5 166L7 167V165H5ZM10 166H12V165H10ZM10 166H8V169H7V168H5V169H7V171H8V170L10 169V168H9ZM41 166H42V164H41ZM98 166H99V165H98ZM98 166H96V167H98ZM151 166H152V165H151ZM169 166H170V165H169ZM175 166H176V165H175ZM240 166L242 167V169H241ZM61 167H62V169H63V166L61 165V166L59 167L60 170H59L58 168H57V170L61 171V170H62ZM66 167H67V166H66ZM66 167H65V168H66ZM77 167H78V166H77ZM79 167H80V166H79ZM84 167H85V166H82V168H84ZM93 167H94V166H93ZM99 167H100V166H99ZM177 167H178V166H177ZM238 167H240V168H239V171H238V169H237V171H234V169L236 170V168H238ZM11 168H12V167H11ZM49 168H50V167H49ZM55 168H56V166H55ZM65 168H64V169H65ZM94 168H95V167H94ZM230 168H231V169L233 168V172H231L232 170H231ZM247 168H249V167H247ZM42 169H43V171H41ZM75 169L77 170V168H75ZM84 169H85V168H84ZM86 169H87V168H86ZM89 169H90V168H89ZM95 169H97V168H95ZM171 169H172V170H171ZM171 169H170V173L174 171L173 168H171ZM11 170L15 172V169H14V170L11 169ZM41 170H40V172L43 173V172H44V168H41ZM46 170H48V169H47V166H46ZM51 170H52V169H51ZM67 170H68V169H67ZM67 170H66V171H67ZM76 170H75V171H76ZM97 170H98V169H97ZM99 170H101V169L99 168ZM99 170H98V171H99ZM189 170H190V169H189ZM259 170H260V169H259ZM261 170H263V169H261ZM7 171H6V173H7ZM38 171H39V170H38ZM49 171H50V170H49ZM53 171H54V170H53ZM62 171H63V170H62ZM62 171H61V172H62ZM92 171H93V169H92ZM92 171H91V172H92ZM102 171H103V169L101 170V172H102ZM106 171H107V172H106ZM181 171L183 172V170H181ZM195 171H194V172H195ZM250 171H251V170H250ZM250 171H249V172H250ZM9 172H10V170H9ZM54 172H55V171H54ZM61 172H59V174H61ZM71 172H72V171H71ZM76 172H77V171H76ZM78 172H79V171H78ZM86 172H87V171H86ZM88 172H89V171H88ZM99 172H100V171H99ZM114 172H115L117 175H115ZM154 172H155V171H154ZM184 172H185V171H184ZM184 172H183V173H184ZM196 172H198V171H196ZM245 172H247V171H245ZM6 173H5V174H6ZM19 173H20V172H19ZM35 173H36V171H35ZM64 173H65V172H64ZM80 173H81V172H80ZM89 173H90V172H89ZM102 173H103V172H102ZM112 173H111V174H112ZM120 173H119V174H120ZM155 173H156V172H155ZM207 173H208V174H207ZM5 174H4V175H5ZM15 174H16V173H15ZM15 174H14V176H16V178H17V175H15ZM43 174H44V173H43ZM45 174H46V172H45ZM57 174H58V172H57ZM59 174H58V177H59ZM71 174H72V173H71ZM94 174H95V173H94ZM97 174H99V173H97ZM103 174H104V173H103ZM197 174H198V173H197ZM243 174H244V173H243ZM245 174L247 175L248 173H245ZM7 175H9V174L7 173ZM7 175H6V176H7ZM10 175H11V173H10ZM12 175H13V173H12ZM20 175H21V174H20ZM20 175H19V177H20ZM23 175H24V174H23ZM36 175H37V174H36ZM40 175H41V174H40ZM47 175H49V174H47ZM75 175H76V173H75ZM79 175H80V174H79ZM86 175H87V174H86ZM91 175H92V174H91ZM105 175H104V178L106 177ZM108 175H109V174H108ZM108 175H107V176H108ZM127 175H128V174H127ZM134 175H135V174H134ZM134 175H133V176H132V175L130 176V174H129L128 176H130V177H128V176H127V177L129 178V180H131V178L133 179V178L135 177L134 179H136V181H137V175H136V176H134ZM187 175H188V174H187ZM246 175H245V176H246ZM249 175L252 176V173L249 174ZM24 176H25V175H24ZM41 176H42V175H41ZM63 176H64V174H63ZM63 176H62V174H61V177H63ZM81 176H82V175H81ZM170 176H171V175H170ZM182 176H183V175H182ZM197 176H198V175H197ZM221 176H222V174H221ZM232 176H233V174H232ZM245 176L243 177V180H244ZM4 177H5V176H4ZM7 177H11V176H7ZM36 177H37V176H36ZM61 177H59V178L61 179ZM93 177H94V176H93ZM93 177H92V178H93ZM119 177H120V175H119ZM119 177H116L115 180H116L117 178L119 179ZM186 177H187V176H185V178H186ZM204 177H202V178H204ZM11 178H12V177H11ZM16 178H15V179H16ZM20 178H21V177H20ZM20 178H18V179H20ZM37 178H38V177H37ZM40 178H41V177H40ZM40 178L37 179V180H40V182H41V179H42V178H41V179H40ZM56 178H57V177H56ZM66 178H67V176H65V179H66ZM83 178H84V177H83ZM89 178H91V176H90ZM89 178H87V179H89ZM95 178H96V176H95ZM99 178H100V177H99ZM102 178H103V177H102ZM102 178H100V179H102ZM107 178H109V177H106V179H107ZM123 178H122V175H121V178H120V179H123ZM183 178H184V177H183ZM185 178H184V179H185ZM200 178H198V181H199ZM207 178H209V177H207ZM207 178H206V179H207ZM233 178H234V180H235V177H233ZM246 178H247V176H246ZM248 178H249V179H247V180H249V181H247V182H248V184H249V182L252 181L253 179L251 178V179H252V180H251V179H250V176H248ZM253 178H254V176H253ZM2 179H3V178H2ZM6 179H7V178H5V179H3V180H6ZM13 179H14V178H13ZM21 179H22V178H21ZM24 179H25V178H24ZM26 179H27V178H26ZM28 179H29V178H28ZM31 179H32V178H31ZM43 179H44V178H43ZM65 179H64V180H65ZM67 179H68V178H67ZM85 179H86V178H85ZM87 179H86V180H87ZM100 179H98V180H99V181H102V180H100ZM106 179H104V180H106ZM118 179H117V180H118ZM120 179H119V180H120ZM134 179H133V180H134ZM186 179H187V180L190 179V178H189V175H188V177H187ZM204 179H205V178H204ZM204 179H202L203 181H201V179H200V182L205 183L206 181H204ZM206 179H205V180H206ZM7 180H9V179H7ZM62 180H63V178H62ZM62 180H59V179H58V182H59V181H62ZM69 180H70V178H69ZM69 180H68V182H69ZM78 180H79V179H78ZM92 180H95V179H92ZM98 180H96V181L98 182ZM104 180H103V181H104ZM111 180H113V179H111ZM115 180H113V181H115ZM126 180H127V179H126ZM129 180H127V181L129 182ZM133 180H132V181H133ZM232 180H233V179H232ZM234 180H233V182H232L233 184H234ZM243 180L241 181V184H243V187H245L246 185H244L245 182H243ZM245 180H246V179H245ZM245 180H244V181H245ZM9 181L13 182L12 180H9ZM14 181H17V180H14ZM23 181H24V180H23ZM56 181H57V180H56ZM81 181H82V180H81ZM83 181H85V180H83ZM83 181H82V182H83ZM106 181H108V180H106ZM109 181H110V179H109ZM109 181H108V182H109ZM122 181H123V180H122ZM127 181H126V182L123 181L124 184L126 183V185H127ZM134 181H135V180H134ZM138 181H141V183H142L143 180H140V177H139V180H138ZM189 181H191V179H190ZM236 181H235V182H236ZM21 182H22V181H21ZM31 182H32V181H31ZM38 182H39V181H38ZM82 182H80V183H82ZM85 182H86V181H85ZM87 182H88V180H87ZM90 182H91V180H90ZM94 182H95V181H94ZM110 182H111V181H110ZM116 182H117V181H116ZM116 182H115V183H116ZM207 182H208V181H207ZM207 182H206V183H207ZM223 182H222V183H223ZM242 182H243V183H242ZM27 183H29V182L27 181ZM63 183H64V182H63ZM72 183H73V182H72ZM83 183H84V182H83ZM83 183H82V184H83ZM91 183H92V182H91ZM100 183H101V182H100ZM111 183H112V182H111ZM117 183L119 184V182H117ZM129 183L131 184V181H130ZM137 183H138V182H137ZM137 183H134V182H133V183H132L133 185L131 184L132 189H134L133 186L137 187ZM171 183H172V182H171ZM210 183H211V182H210ZM210 183H209V184H210ZM6 184H7V186H8V183H6ZM14 184L17 185V184H19V183H18V182H17V183L14 182ZM14 184H11V185L15 186ZM35 184H36V183H35ZM35 184H34V185H35ZM58 184L60 185L61 183L59 182ZM58 184H57V185H58ZM64 184H65V183H64ZM64 184H62V185H64ZM75 184H76V183H75ZM78 184H79V183H78ZM94 184H95V183H94ZM98 184H99V182H98ZM98 184H97V185H98ZM104 184H107V183H104ZM104 184H102V185L105 186ZM112 184L114 185V183H112ZM112 184H111V185H112ZM118 184H117V185H118ZM120 184H121V183H120ZM130 184H129L128 187L124 186V187H125V190H124L123 188H121V189H123V190H121V191H123V193H124L123 195H126V194H127L126 192H128V189L131 188ZM142 184L144 185V183H142ZM169 184H170V183H169ZM174 184H175V183H174ZM200 184H201V183H200ZM209 184L207 183L206 186L208 187ZM227 184H226V185H227ZM238 184H240V183H238ZM241 184H240V185H241ZM245 184H247V183H245ZM248 184H247L246 188L248 187V189H249V187H251V190H252V186H251V185L248 186ZM250 184H252V183H250ZM20 185H21V184H20ZM23 185H24V183H23ZM79 185H80V184H79ZM83 185H84V184H83ZM88 185H89V182H88ZM99 185H100V184H99ZM139 185H140V182H139ZM165 185H166V184H165ZM201 185H202V187H203V184H201ZM215 185H216V184H215ZM215 185H214V186H215ZM223 185H225V184H223ZM228 185H230V184H228ZM252 185H253V184H252ZM18 186H19V185H18ZM27 186H28V185H27ZM38 186H39V185H38ZM65 186H67V184H66ZM77 186H78V185H77ZM95 186H96V185H95ZM100 186H101V185H100ZM115 186H116V185H115ZM119 186L121 187L122 184L119 185ZM168 186H169V185H168ZM170 186H171V185H170ZM214 186H213V187H214ZM219 186H220V185H219ZM231 186H232V184H231ZM241 186H242V185H241ZM241 186H240V188L242 189ZM253 186H255V185H253ZM19 187H21V186H19ZM36 187H37V186H36ZM41 187H43V186H41ZM53 187L55 188L54 184H53ZM74 187H75V185H74ZM74 187H73V188H74ZM80 187H81V186H80ZM80 187H79V189H80ZM82 187H83V186H82ZM82 187H81V188H82ZM86 187H89V186H86ZM91 187L93 188L94 186L91 185ZM107 187H108V186H106V188H107ZM110 187H111V186H110ZM116 187H117V186H116ZM120 187H117V188L120 189ZM138 187H139V186H138ZM141 187H142V185H141ZM141 187H140V189H141ZM147 187H148L149 189H151L149 186H147ZM147 187H146V190H145V191H144L145 187L142 188V191H144L145 194H146V191H147V189H148ZM165 187H166V186H165ZM204 187H205V186H204ZM207 187H206V188H207ZM210 187H211V186H210ZM210 187H208V188H210ZM233 187H234V186H232V188H233ZM255 187H256V186H255ZM11 188H12V187H11ZM15 188H16V190H17V187H14V190H15ZM44 188H46V187H44ZM63 188H65V187H63ZM89 188H90V187H89ZM92 188H91V189H92ZM111 188H112V187H111ZM113 188H115V187H113ZM117 188H115V189H117ZM126 188H128L127 191H126ZM206 188H205V189H206ZM208 188H207V189H208ZM235 188H238V186L234 187V189H235ZM240 188H239V190H240ZM12 189H13V188H12ZM12 189H11V190H12ZM23 189H24V188H23ZM27 189H28V187H27ZM36 189H37V188H36ZM68 189H69V186H68ZM74 189H75V188H74ZM95 189H96V188H95ZM97 189H98V188H97ZM102 189H103V188H102ZM104 189H105V188H104ZM115 189H113L112 191H114ZM165 189H166V188H165ZM173 189H174V188H173ZM176 189H177V188H176ZM181 189H182V188H181ZM181 189H180V191H181ZM224 189H225V188H223V189H222L223 191H222L221 188H220V191L224 194V196H225V193L228 192L229 194L227 193L226 195H229V196H227V197L225 196V198H223V197H220V196H222V194L220 193L219 199L221 198V199H223L224 201H226V205H227V204L229 205V207L227 206V207H228V211H231V210H232V211H231V212H232L231 214H232L233 216H234V213H235V215H236V212H237L236 218H240V219H237V220H238L237 223L242 219V220L240 221L241 223L245 222V224H246V221H245V220H249L247 224H249V222L251 221V223H253V224H255V225L257 224V225H258L257 227H259L261 224H264V223H262V221H261V222L258 221L259 223H257L256 221H254V220H257V219H258V217H256V215H257L256 213H258V212H257L256 210H254V209L256 208L257 205H259L260 208H261L262 210H264V205H263L262 202H260V204H256V203H255L256 205H255V207H254V204L252 203V204H253V207H254V209H253V207H252V205H251L250 203L252 202L251 199H254L255 196H254V198H252V196H248V195H251V194H249V193H252L253 191L251 192V190L249 189L248 191H250V192L248 193L247 191H245V189H244V190L242 189V190H241L242 193L237 192V193H239L240 195L242 194L243 198H247V200H245V201H243V202L241 201V199H240L241 202H238V201H239V200H238V199H239L238 197H240V196H237L238 199H237L236 197H235V198L233 197V196L236 195V194H234V195L231 197L230 195H232L233 192L230 193L229 190H226L225 193H224ZM11 190H10V192H11ZM16 190H15V191H16ZM18 190H19V189H18ZM31 190H34V189L31 188ZM31 190H29V191H31ZM41 190H42V189H41ZM43 190H44V189H43ZM43 190H42V191H43ZM52 190H53V189H48V191H52ZM71 190H72V189H71ZM80 190H81V189H80ZM83 190H84V189H83ZM89 190H90V189H89ZM99 190H100V189H99ZM107 190H108V189H107ZM109 190H110V189H109ZM130 190H131V189H130ZM130 190H129V191H130ZM182 190H183V189H182ZM246 190H247V189H246ZM253 190H256V188L253 187ZM7 191H9V190H7ZM12 191H13V190H12ZM15 191H14V192H15ZM26 191L28 192V190H26ZM37 191H39V190H37ZM48 191H47V192H48ZM67 191H68V190H67ZM67 191H66V192H67ZM69 191H70V189H69ZM72 191H73V190H72ZM87 191H88V190H87ZM93 191H95V190H93ZM103 191H104V190H103ZM103 191H102V193H104ZM117 191H118V189H117ZM117 191H116V192H117ZM124 191H126V192H124ZM136 191H140L139 188H138V190H137V189H135V191L133 190V193H130V192H132V190H131V191L129 192V194H131V195L133 194L132 196L134 197V195H135L134 193H135ZM167 191H170V190L167 189ZM10 192H9V193H10ZM27 192H26V193H27ZM31 192L33 193V191H31ZM56 192H57V191H56ZM60 192H61V191H60ZM62 192H63V191H62ZM80 192H81V191H80ZM100 192H101V191H100ZM106 192H109V191H106ZM116 192H115V195H114V194H113V195L117 197V196H119V194L116 195ZM140 192H141V191H140ZM140 192H139V193H140ZM149 192H150V191H149ZM149 192H147L148 194H146V195H148V197L150 196L149 194H151V196H153V195H152V192H151V193H149ZM173 192H174V190H173ZM243 192H247V193H246V194H247L246 196H248V197H245V196H244L245 193H243ZM254 192H256V191H254ZM258 192H259V191L257 190V193H258ZM12 193H13V192H12ZM12 193H10L11 196H12ZM22 193H23V192H22ZM26 193H25V194H26ZM51 193H53V192H51ZM67 193H69V192H67ZM70 193L74 194V193L71 192V191H70ZM77 193H78V192H76V194H77ZM88 193H90V192H88ZM93 193H94V192H93ZM102 193H101L100 196H103V197H104V195L107 196L106 193H104L103 195H102ZM109 193H110V192H109ZM112 193H113V192H112ZM112 193H111V194H112ZM117 193H120V190H119ZM121 193H122V192H121ZM139 193L137 192V197H141L140 195H142V198H143V196H144L145 194H142V193H143V192H142V193H140V195H138ZM181 193H182V192H181ZM184 193H185V192H184ZM259 193H260V192H259ZM259 193H258V195H261V194H259ZM4 194H5V193H4ZM23 194H24V193H23ZM25 194H24V196H26ZM27 194H28V193H27ZM30 194H31V193H30ZM48 194H49V193H48ZM62 194H63V193H62ZM64 194L66 195V193H64ZM86 194H87V193H86ZM96 194H98V193L96 192ZM177 194H178V192H177ZM255 194H256V193H255ZM255 194H253V195H255ZM10 195H9V196H10ZM13 195H14V193H13ZM20 195H21V194H20ZM42 195H43V194H42ZM46 195H47V194H46ZM57 195H58V194H57ZM91 195H92V194H90V196H91ZM94 195H95V194H94ZM109 195H110V194H109ZM109 195H108V196H109ZM123 195H120V197H122ZM127 195H128V194H127ZM183 195H184V194H183ZM187 195H188V194H187ZM195 195H196V193L194 194V196H195ZM211 195H212V194H211ZM9 196H8V197H9ZM14 196H15V195H14ZM14 196H13V197H14ZM61 196H62V195H61ZM66 196H68V195H66ZM106 196H105V197H106ZM108 196H107V197H108ZM114 196H110L111 198L109 197V199H113ZM184 196H186V195H184ZM197 196H198V194H197ZM209 196H210V195H209ZM213 196H216V195L213 194ZM20 197H21V196H20ZM29 197H30V196H29ZM46 197H47V196H46ZM51 197H53V196H51ZM72 197H73V196H71V198H72ZM74 197H76V196H74ZM79 197H80V195H79ZM83 197H84V196H83ZM91 197H92V196H91ZM93 197L96 198L95 196H93ZM97 197H98V196H97ZM103 197H102V199H103ZM112 197H113V198H112ZM128 197H129V198H127V199L124 198V201H125V199H126V200L131 199V200H128V205H129L130 202H131V203L133 202V201H132V200H133V199H132L133 197L130 198V195H129ZM229 197H230V198H229ZM250 197H251V199H250V202H249V201H248V200H249L248 198H250ZM256 197H258V196H256ZM259 197H261V196H259ZM11 198H12V197H11ZM27 198H28V197H27ZM34 198H35V197H34ZM39 198H40V197H39ZM39 198H38V199H39ZM41 198H42V197H41ZM53 198H54V197H53ZM55 198H56V197H55ZM69 198H70V197H69ZM89 198H90V197H89ZM98 198H100V197H98ZM142 198H140V199L138 198V199H139V200H142ZM150 198L152 199L153 197H150ZM156 198H157V199H156ZM156 198L153 199V200H154V201H153L154 203L151 201V203H153V204H151V205L155 206V205H154V204H155V199L158 200V201L160 200L159 197H156ZM181 198H182V197H181ZM186 198H187V197H186ZM188 198H189V195H188ZM188 198H187V200H188ZM231 198H232V199H231ZM240 198H241V197H240ZM262 198H263V197H262ZM14 199H15V198H14ZM78 199H79V198H78ZM100 199H101V198H100ZM104 199H105V198H104ZM107 199H108V198L105 199V202L108 201ZM115 199H116V198H115ZM115 199H113L112 202H114ZM122 199H123V198H122ZM134 199H136V198L134 197ZM138 199H136V200L139 202ZM146 199H147V197L145 196V200H146ZM151 199H150V200H151ZM211 199H213V198H211ZM214 199H215V198H214ZM221 199L219 200L220 202L222 201ZM234 199L237 200V201H234ZM259 199H261V198H259ZM26 200H27V199H26ZM28 200H29V199H28ZM35 200H36V199H35ZM35 200H34V201H35ZM42 200H43V199H42ZM42 200H41V201H42ZM47 200H49L50 202L52 201L50 198L47 199ZM47 200H46V201H47ZM76 200H77V199H76ZM79 200H80V199H79ZM81 200L83 201V199H81ZM90 200H91V199H90ZM92 200H93V199H92ZM94 200H95V199H94ZM97 200H98V199H97ZM136 200H135V201H136ZM143 200H144V199H143ZM182 200H183V198H182ZM190 200H191V199H189V201H190ZM216 200H217V198H216ZM242 200H243V199H242ZM256 200H257V199H256ZM9 201H10V200H9ZM30 201H31V200H30ZM34 201H33V202H34ZM39 201H40V200H39ZM53 201H54V199H53ZM95 201H96V200H95ZM109 201H110V200H109ZM115 201H116V200H115ZM117 201H118V198H117ZM129 201H130V202H129ZM135 201H134V202H135ZM137 201H136V202H137ZM162 201H163V200H162ZM162 201H161V204L163 203ZM189 201H187V202H189ZM191 201H192V200H191ZM224 201H222V202H224ZM246 201L249 202V203H247ZM259 201H262V200H259ZM259 201H258L257 203H259ZM263 201H264V200H263ZM27 202H28V201H27ZM47 202H48V201H47ZM47 202H44V200H43L42 203L44 204V203H47ZM56 202H57V201H56ZM74 202H75V201H74ZM74 202H73V203H74ZM79 202H80V201H79ZM88 202H89V201H88ZM97 202L99 203V200H98ZM97 202H96V203H97ZM105 202H102V200H101V205H102V203H105ZM110 202H111V201H110ZM134 202H133V203H134ZM138 202H137V203H138ZM187 202H186V203H187ZM192 202H193V201H192ZM192 202H191V203H192ZM217 202H218V200H217ZM244 202H245V204H247V205H245ZM253 202H256V201H253ZM58 203H59V202H58ZM84 203H85V202H84ZM92 203H93V202H92ZM96 203H95V204H96ZM106 203H108V202H106ZM124 203L126 204V202H124ZM131 203H130V204H131ZM159 203H160V201H159ZM179 203H180V202H179ZM184 203H185V202H184ZM199 203H200V202H199ZM48 204H50V203L48 202ZM75 204H76V203H75ZM109 204H110V203H109ZM111 204H112V203H111ZM111 204H110V206H109L111 210H108V209H107V210L110 211V212H112L113 215H114L115 213H118V212H115V209H117V208L115 207V209H114V208H113L114 206H113V207H112V208L114 209V210H113V209L111 208V206H112ZM138 204H140V203H138ZM163 204H164V203H163ZM196 204H197V203H196ZM202 204H203V202H202ZM204 204H205V203H204ZM219 204H223V203H219ZM248 204H250V205H248ZM261 204L263 205V208L261 207V206H262ZM51 205H53V203L50 204V206H51ZM55 205H56V204H55ZM66 205H67V204H66ZM70 205H71V204H70ZM91 205H92V204H91ZM96 205H97V204H96ZM96 205H94V208H95ZM113 205H115V204L113 203ZM122 205H123V204H122ZM135 205H137V204H135ZM140 205H141V204H140ZM151 205H150V206H151ZM157 205H159V207H157V208H158V209L160 210V212H161V210H162L161 207H160L161 205L158 204V203L156 204V206H157ZM165 205H166V204H165ZM165 205H164V206H165ZM167 205H168V204H167ZM224 205H225V204H224ZM35 206H36V205H35ZM39 206H40V205H39ZM41 206H43V205H41ZM45 206H46V205H45ZM57 206H58V205H57ZM57 206H56V207L54 206V207H55V208H54L55 211L57 210V209H56ZM60 206H62L61 203H60V205H59V207H58V210H57V213L59 214V215H58V219L60 220V222H59V220L56 218V219L58 220L57 223L59 222L60 225H62L61 228H64V230H67V231L69 230V231H70V230H71V224H72V223L68 221V220H70V219L67 218L68 215L66 216V215L64 214V212H63V210H62V208H61ZM68 206H69V205H68ZM75 206H76V205H75ZM77 206H79V205H77ZM83 206H84V205H83ZM102 206H103V205H102ZM107 206H108V205H107ZM123 206H124V205H123ZM137 206H138V205H137ZM137 206H135V208H136ZM156 206L154 207V209H152L153 207L150 208V209L148 208L149 211H150L151 209L154 210V211H153L154 213H152V212L149 213L148 209H147V210H146V208L143 209L142 206H138L139 209L137 208V210H136V209H133V208H132V209L135 210L137 213H139V211H141V214L144 213L143 216L145 215V212L147 211V212L150 214V216H149L150 219H152V220H154V219H153L154 216H152L151 214H155V215H158V217H160V216H163V214H164V216H165V213H166V214H167V213H170V212H165V211H170V209L168 208L169 210H168V209H166L165 211L163 210V211L161 212L162 215H160V214H159L160 212H159V210L156 208ZM162 206H163V205H162ZM169 206H170V205H169ZM169 206H168V207H169ZM230 206H231V207H230ZM37 207H38V206H37ZM62 207H63V206H62ZM92 207H93V206H92ZM97 207H98V206H97ZM125 207L127 208V206H125ZM128 207H129V206H128ZM140 207L142 208L143 211L145 210V212H142V210H140ZM165 207H166V206H165ZM183 207H184V206H183ZM186 207H187V208H186ZM225 207H226V206H225ZM34 208H36V207H34ZM51 208H52V207H51ZM63 208H64V207H63ZM67 208H68V207H67ZM70 208H71V207H70ZM73 208L75 209L76 207H73ZM79 208H80V207H79ZM79 208H78V209H79ZM105 208H106V207H105ZM129 208H130V207H129ZM155 208H156V209H155ZM162 208H163V207H162ZM166 208H167V207H166ZM185 208L188 209V206H185ZM232 208H233V209H232ZM37 209L39 210L40 208H37ZM54 209H53V210H54ZM65 209H66V208H65ZM118 209H120V208L118 207ZM118 209H117V210H118ZM164 209H165V208H164ZM186 209H185V210H186ZM226 209H227V208H226ZM229 209H230V210H229ZM257 209H258V206H257ZM261 209H258V210H260L262 213H264V211H262ZM38 210H37V212H38ZM43 210H45V209H43ZM46 210H47V209H46ZM53 210H52V211H53ZM90 210H91V209H90ZM96 210H97V209H96ZM112 210H113V211H112ZM120 210H121V209H120ZM120 210H119V211H120ZM123 210H124V208H123ZM128 210H129V209H128ZM128 210H126V211H128ZM130 210H131V209H130ZM138 210H139V211H138ZM156 210L158 211V213L155 212ZM213 210H214V208H213ZM233 210H235L236 212L233 213ZM68 211H69V210H68ZM72 211H73V210H72ZM92 211H94V210H92ZM97 211H99V210H97ZM103 211H104V207H103ZM187 211H188V210H187ZM191 211H192V210H191ZM35 212H36V211H35ZM47 212H48V211H47ZM49 212H50V211H49ZM53 212H54V211H53ZM89 212L91 213V211H89ZM105 212H106V211H105ZM122 212H123V211H122ZM122 212L120 211L119 213L121 214ZM40 213H41V212H40ZM50 213H51V212H50ZM57 213H56V214H57ZM82 213H83V211H82ZM90 213H89V214H90ZM94 213H95V212H94ZM96 213H97V212H96ZM98 213L100 214V213H102V212H98ZM108 213H109V212H108ZM119 213L117 214V216L120 215ZM126 213H127V212H126ZM137 213H136V214H137ZM148 213H147V214H148ZM156 213H157V214H156ZM192 213H193V212H192ZM197 213H198V212H197ZM224 213H225V212H224ZM229 213H230V212H229ZM238 213H239V214H238ZM262 213H261V214H262ZM37 214H38V213H37ZM48 214H49V213H48ZM69 214H70V213H69ZM103 214H104V213H103ZM103 214H102V216H104ZM109 214H111V213H109ZM122 214L124 215L125 212L122 213ZM128 214H130V213L128 212ZM128 214H126V215H127V216H130V215H128ZM149 214H148V215H149ZM210 214H211V212H210ZM259 214H260V213H259ZM42 215H43V214H42ZM51 215H52V213L50 214L49 217H51ZM70 215H71V214H70ZM115 215H116V214H115ZM139 215H140V213H139ZM226 215H227V214H226ZM229 215H230V214H229ZM238 215H240V217H239ZM36 216H37V215H36ZM44 216H45V215H44ZM106 216H107V214H106ZM111 216H112V214H111ZM121 216H122V215H121ZM127 216H126V218H127ZM137 216H138V214H137ZM151 216H152L153 218H151ZM166 216H168V218H169V215H168V214H167ZM166 216H165V217H166ZM199 216H201V215H199ZM211 216H212V215H211ZM215 216H216V215H215ZM237 216H238V217H237ZM261 216H263V215H261ZM38 217H39V215L37 216V218H38ZM40 217H41V215H40ZM40 217H39V218H40ZM49 217H48V219H49ZM52 217H54V215H52ZM56 217H57V215H56ZM87 217H88V216H87ZM92 217H94V215H93ZM99 217H101V215H100ZM107 217H108V216H107ZM114 217H115V216H114ZM139 217H140V216H139ZM181 217H182V216H180V217H176V219H174V220L178 221V219H180ZM223 217H224V216H223ZM255 217H256L257 219H256ZM263 217H264V216H263ZM37 218H36V219H37ZM41 218H42V217H41ZM44 218H45V217H44ZM44 218H43V219H44ZM71 218H72V217H71ZM95 218L97 219L98 216L95 217ZM101 218H102V217H101ZM101 218H100V219H101ZM105 218H106V217H105ZM105 218H104V219H105ZM109 218L112 219V217H108V218H106V219L108 220ZM116 218H117V217H116ZM126 218H125V219H126ZM141 218H142V215H141ZM144 218H146V216H144ZM147 218H148V217H147ZM147 218H146V219H147ZM155 218H156V217H155ZM160 218H161V217H160ZM160 218H157V219L160 220ZM177 218H178V219H177ZM215 218H216V217H215ZM234 218H235V216H234ZM243 218H246V219L243 221ZM51 219H52V218H51ZM51 219H50V220H51ZM54 219H55V217H54ZM67 219H68V220H67ZM104 219H103V220H104ZM121 219H123V218H121ZM128 219H129V218H128ZM128 219H127V221H128ZM146 219H144V220H146ZM150 219L148 218V221H147V222H149ZM157 219H155V223H156V220H157ZM185 219H186V218H185ZM185 219L183 220V218H182L181 220H182V221H186ZM209 219H210V218H209ZM0 220H1V219H0ZM38 220H40V219H38ZM71 220H72V219H71ZM75 220H76V219H75ZM86 220H87V219H86ZM89 220H91V219H89ZM89 220H88V221H89ZM113 220L115 221V219H113ZM142 220H143V219H142ZM158 220H157V221H158ZM161 220H162V219H161ZM174 220L172 219V221H171L170 223L174 222ZM232 220H233V219H232ZM43 221H45V219H44ZM43 221H42V222H43ZM72 221H74V220H72ZM92 221H93V220H92ZM98 221H100V220H98ZM101 221H102V220H101ZM105 221H106V220H105ZM111 221H112V220H111ZM111 221H109V222L111 223ZM114 221H113V222H114ZM182 221H179V224H180V225H182V224H181ZM209 221H210V220H209ZM209 221H208V222H209ZM215 221H216V220H215ZM242 221H243V222H242ZM0 222H1V221H0ZM3 222H4V221H3ZM46 222H47V221H45L44 223H46ZM53 222H54V221H52L51 223H53ZM55 222H56V220H55ZM102 222H103V221H102ZM128 222H129V221H128ZM128 222H127V223H128ZM131 222L133 223V219H132V221H131V219H130V224H129V223L127 224L128 227H129V226H130V227H131V226L134 227V224L131 225ZM151 222H152V221H151ZM153 222H154V221H153ZM153 222H152V224H153ZM158 222H159V221H158ZM186 222H187V221H186ZM218 222H219V221H218ZM221 222H222V221H221ZM229 222H230V221H229ZM240 222H239V223H240ZM255 222H256V223H255ZM59 223H58V224H59ZM70 223H71V224H70ZM76 223H77V222H76ZM95 223H96V222H95ZM95 223H94V225H97V223H96V224H95ZM107 223H108V222H107ZM110 223H109V224H110ZM117 223H118V222H117ZM160 223H161V221H160ZM160 223H157V224H160ZM174 223H175V224H174ZM174 223H172V225L174 224L172 227L169 226V227H171V229H170V228H167L168 230H167L166 228L162 229V230H165V229H166L165 232H166V235H167V236H165L164 231H162V232L164 233V234L162 233L164 236L162 235L161 237H163V238L160 239V240H163L165 237H166V238H169V240L174 239V237H175V239L177 238V237H176L177 235H176V236H173V238H170V237H168L169 234H167V231H169L168 233H170L171 230H172L173 228H176V227L178 228V226L174 227L176 224L178 225V223H177V222H174ZM210 223H211V222H210ZM219 223H220V222H219ZM241 223H240V224H241ZM260 223H261V224H260ZM41 224H43V223H41ZM98 224H99V223H98ZM112 224H113V223H112ZM115 224H116V223H115ZM235 224H236V223H234V225H235ZM243 224H244V223H243ZM54 225H57V224H54ZM102 225H103V224H102ZM102 225L100 226L101 228L99 227L100 229H103V228H102V227H103ZM116 225H117V224H116ZM143 225H144V223H143ZM145 225H146V222H145ZM148 225H149V223H148ZM180 225H179V228H178V229L176 228V229H173L172 231H174V232H176V230L180 231ZM193 225H194V224H193ZM193 225H192V224H191V225H187V224H184V223H183L182 226H184V230H185V231H188V233L190 232L189 234H190V235H193V237H195V234L198 232L197 230H200V228H197V227H196L197 225H195V228H194V227H192ZM218 225H220V224H218ZM241 225H242V224H241ZM251 225H252V224H250L249 226H251ZM47 226H48V225L45 224V228H47ZM52 226H53V224H52ZM85 226H87V225L85 224ZM98 226H99V225H98ZM98 226H96V227H98ZM104 226H105V225H104ZM107 226H108V225H107ZM146 226H147V225H146ZM149 226H150V225H149ZM211 226H212V225H211ZM228 226H231V224L228 225ZM237 226H238V225H237ZM244 226H245V227H243V226H242V227H243L244 230H245V228L248 227V225H244ZM252 226H253V225H252ZM1 227L3 228L4 226H1ZM42 227H43V226H42ZM49 227H50V225H49ZM53 227H54V226H53ZM87 227H88V226H87ZM115 227H116V226H115ZM126 227H127V226H126ZM128 227H127V228H128ZM130 227H129V228H130ZM133 227L131 228V230H132L131 233L133 232L132 235L135 234V233H137L136 236H135V235H134V236H135V237H138V234H139L138 232H139L140 230H142V229H140L141 226H140V228H138L139 230H136V229L134 228V231H133ZM135 227H137V226H135ZM138 227H139V226H138ZM144 227H145V226H144ZM155 227H158V226H155ZM218 227H219V226H218ZM218 227H217V228H218ZM233 227H234V226H233ZM253 227H254V226H253ZM263 227H264V225H263ZM263 227H261V228H263ZM37 228H38V227H37ZM54 228H55V227H54ZM58 228H59V227H58ZM61 228H59V229L61 230ZM94 228H95V227H94ZM99 228H98V229H99ZM107 228H108V227H107ZM116 228H117V227H116ZM120 228H121V227H120ZM124 228H125V227H124ZM147 228H148V227H147ZM149 228H150V227H149ZM160 228H161V227H160ZM212 228H213V226H212ZM259 228H260V227H259ZM38 229H39V228H38ZM48 229H49V228H48ZM52 229H53V228H51V230H52ZM59 229H57V231H58ZM88 229H89V228H87V230H88ZM92 229H93V228H92ZM96 229H97V228H96ZM100 229H99V230H100ZM111 229H112V226H111ZM121 229H122V228H121ZM121 229H120V230H121ZM143 229H144V228H143ZM158 229H159V228H158ZM169 229H170V230H169ZM193 229H194L195 231H197V232L193 231ZM214 229H216V228H214ZM230 229H231V228H230ZM230 229H229V230H230ZM247 229H248V228H247ZM247 229H246V230H247ZM255 229H256V227H255ZM255 229H253V230H255ZM3 230H4V229H3ZM53 230H54V229H53ZM87 230H86V228H85V231H86V232H87ZM99 230H98V233H99ZM103 230H105V228H104ZM107 230L109 231V228H108ZM120 230H119V231H120ZM135 230H136L137 232H135ZM181 230H183L182 227H181ZM211 230H212V229H211ZM256 230H257V229H256ZM256 230L254 231L255 234L257 233ZM1 231H2V230H1ZM40 231H42V230L40 229ZM46 231H47V229H46ZM57 231H56V232H57ZM90 231H91V230H90ZM95 231H96V230H95ZM112 231H113V230H112ZM114 231H116V230H114ZM114 231H113V232H114ZM124 231H125V229H124ZM127 231H130V230H126V231H125V235H126V234H129V236L131 237V236H132L131 233H130V232L128 233ZM158 231H159V230H158ZM185 231H184V232L182 231V232H181L182 234L179 233V235H180V234H181V235H185V234H186ZM191 231H192V232H191ZM213 231H214V230H213ZM259 231H260V230H259ZM261 231H262V230H261ZM263 231H264V228H263ZM43 232H44V234L46 233L45 231H43ZM61 232H63V229H62ZM61 232H58V233L61 234ZM65 232H66V231H65ZM83 232H84V231H83ZM91 232H93V231H91ZM96 232H97V231H96ZM100 232L106 233V232H104V231H102V230H101ZM110 232H111V231H110ZM116 232H117V231H116ZM116 232H115V233H116ZM134 232H135V233H134ZM141 232H143V231H141ZM194 232H195V233H194ZM50 233H52V231H51ZM84 233H85V232H84ZM93 233H95V232H93ZM98 233H97V235H98ZM115 233H114V234H115ZM117 233H118V232H117ZM119 233H120V232H119ZM123 233H124V232H123ZM158 233H159V232H158ZM171 233H173V232H171ZM183 233H184V234H183ZM193 233H194V234H193ZM199 233L201 234V231H199L198 234H199ZM216 233H217V232H216ZM221 233H222V232H221ZM225 233H226V232H225ZM233 233H234V231H233ZM263 233H264V232H263ZM263 233H262V232H261L260 234L257 233V234H259V237H260L259 239H261V240H263V238H261L260 235L262 234V236H263V235H264ZM2 234H3V233H2ZM42 234H43V233H42ZM46 234H47V233H46ZM46 234H45V235H46ZM52 234H53V233H52ZM88 234H91V233H88ZM111 234H112V233H111ZM114 234H113V235H114ZM141 234H142V233H141ZM141 234H139V235H141ZM160 234H161V233H160ZM175 234H177V233H175ZM189 234H187V237L189 236ZM198 234H196V235H198ZM202 234H203V233H202ZM202 234L200 235V236H201L200 242L196 239L198 236L195 237V241L193 240V242H195V244H194L193 242H191L190 244H188V243L185 244L186 242H185L184 240H186V239L184 238V236L180 238V240H181V239L183 240V238H184L183 242L180 241V243H179V240H178V241L175 243V241H176L177 239H179V238H177L176 240H175V239H174V240H171V241L174 242V243L172 242L173 245L179 243L180 246H181V248L183 247V248L185 249L184 251H186V252H187L186 248H187V247L190 248L191 244L193 243L192 245H195L196 247L192 246V248H193L194 250H195V249H196V250H195V252H194V251L192 250V248H191L190 252L193 251L192 253L195 254V258H196V260H197V263L199 262L198 264H213L215 260H217L218 263L215 261L214 264H225V263H226V260L229 259V258H230L232 261L229 260L230 263H228L229 261H227L226 264H261V261L264 259V258H263V259L260 261V260H259L260 256H257V255H256V256H257L256 258H258V260H259V261H257L256 258L252 257L253 254H256V252H257L256 249H255V247H254V249H255L256 252H255V253L252 252V253H253L252 256H251L250 254H248V253H250V252H249V251H250V247H251L250 245H252V242L255 241V237L257 238L258 235H255V234H254L255 236L253 237V235H252L251 233H249L250 235H252V236H251V237H252V241L249 240L251 243H249L248 240H247V241H248L247 243L241 240L242 242L246 243L247 245L250 244V245H249L250 247H249V246H246V244H244V243H242V245L240 244L239 246H238V245H233V244L230 242L231 239L229 240V238H228V240H229L228 243H227V242H223V243L225 244V247H226V249L223 250V245H221L222 247H220V244H221L222 242L219 243V242L221 241V240H219V239H220L222 236H221V237H220V236L218 237V235H217V237L214 236L216 240H213V239H214L213 237H212L213 239H211V238L208 237L207 235H204V234L202 235ZM6 235H7V234H6ZM9 235L11 236V234H9ZM63 235H64V233H63ZM95 235H96V234H95ZM97 235H96V236H97ZM99 235L103 236V234H101V233H100ZM119 235H123V234L121 233V234H119ZM173 235H174V233H173ZM213 235H215V234H213ZM221 235H222V234H221ZM225 235H226V234H225ZM47 236H50V235L47 234ZM51 236H53V235H51ZM55 236H56V235H54V237H55ZM60 236H62V235H60ZM65 236H66V235H65ZM65 236H64V237H65ZM67 236H68V235H67ZM87 236H88V235H87ZM89 236H90V235H89ZM89 236H88V237H89ZM101 236L99 237L100 240H101ZM105 236L107 237V235H105ZM108 236H109V235H108ZM126 236H127V235H126ZM129 236H128V237H129ZM134 236H133V237H134ZM157 236H160V235L157 234ZM170 236L172 237V234H170ZM2 237H3V236H2ZM57 237H58V236H57ZM110 237H111V236H110ZM130 237H129V238H130ZM152 237L155 238L156 240H157L158 238H160V237H157V238H156L155 235L153 236V233H152ZM178 237H180V236H178ZM185 237H186V236H185ZM187 237H186V238H187ZM263 237H264V236H263ZM7 238H8V236H6V239H7ZM45 238H46V237H45ZM51 238H52V237H51ZM59 238L62 239L63 237H62V238L59 237ZM94 238H95V237H94ZM94 238H93V239H94ZM97 238H98V236H97ZM99 238H98V242L100 241ZM104 238H105V237H104ZM104 238H103V239H104ZM112 238H113V236H112ZM122 238H124V237H122ZM122 238L120 237L121 240H122ZM125 238H126V237H125ZM138 238H139V237H138ZM166 238H165V239H166ZM190 238H191V237L189 236V238H188L187 241H189ZM240 238H241V237H240ZM253 238H254V239H253ZM8 239H9V238H8ZM63 239H65V238H63ZM91 239H92V237H91ZM93 239H92V240H93ZM103 239H102V240H103ZM110 239H111V238H110ZM120 239L118 240L119 243H120ZM134 239H135V238H134ZM136 239H137V238H136ZM192 239H194V238H192ZM192 239H191V240H192ZM259 239H258V240H259ZM11 240H12V239H11ZM11 240L9 239L8 241H11ZM46 240H48V239H46ZM52 240H55V239L52 238ZM86 240H87V239H86ZM88 240L91 241V243H90L89 241H86V242L90 243V244H91L90 246H92V244H93L94 241L92 242V240H90V239H88ZM96 240H97V239H96ZM132 240H133V238H132ZM160 240H159V241H160ZM226 240H227V239H226ZM253 240H254V241H253ZM256 240H257V239H256ZM261 240H260V242H259V241H258V242H259L261 245H263V243H261V242H262ZM4 241H6V240H4ZM48 241H49V240H48ZM50 241H51V240H50ZM56 241L58 242V239H57V238H56ZM60 241H61V240H60ZM107 241H108L109 243H111V240H108V239H107L106 241H102V242H105V244H106ZM130 241H131V240H130ZM144 241H145V240H144ZM164 241H168V240H164ZM196 241H198L199 243L196 242ZM216 241H217V242H216ZM222 241H223V240H222ZM231 241H232V240H231ZM237 241H239V240H237ZM237 241H236V242H237ZM241 241H240V242H241ZM263 241H264V240H263ZM12 242H13V241H12ZM57 242H56L55 245L61 244V242H58V244H57ZM62 242H63V241H62ZM65 242H66V241H65ZM112 242H113V240H112ZM115 242H116V241H115ZM121 242H123V241H121ZM124 242H125V241H124ZM161 242H163V241H161ZM161 242H160V243H161ZM201 242H202V243H201ZM256 242H257V241H255V243H254L255 245L259 244V243H256ZM6 243H7V242H6ZM95 243H96V241H95ZM113 243H114V242H113ZM125 243H127V242H125ZM141 243H142V245L145 243L146 245L144 244V246L146 247L148 242H142V239H141ZM141 243H140V244H141ZM168 243H169V244H172L170 241H168ZM181 243H182L183 245H185L186 248H185V246L181 245ZM196 243H197V244H200V243H201L200 246H201L202 244H204V245H205L204 247L207 246L208 249H209V248L212 249V250H211V251H212L211 257H213L212 255H214L215 253H217L218 255L215 254L214 256L217 255L218 259H217V258L215 259V257H214L215 260H214V261L211 260L210 255H209V254L211 253V251H208L207 249H205V251H204L205 253H207V252L209 253V252H210L209 254H208V253L205 254L203 251H200V250H203V248H202L203 246H201V248H197V246H199V245H196ZM216 243H217V244H216ZM230 243H231V244H230ZM248 243H249V244H248ZM0 244H1V243H0ZM2 244H3V243H2ZM4 244H5V242H4ZM48 244H50V243L48 242ZM97 244H98V243H97ZM107 244H108V243H107ZM120 244H121V243H120ZM123 244H124V243H123ZM148 244H149V243H148ZM163 244H164V243H163ZM165 244H166V243H165ZM165 244H164V245H165ZM260 244H259V245H260ZM7 245H9V244H7ZM55 245H54V246H55ZM109 245H111V244H109ZM167 245H168V244H166V246H167ZM187 245H189V246H187ZM261 245H260V246H261ZM10 246H11V245H10ZM51 246H52V244H51ZM86 246H88V244H87ZM96 246H97V245H96ZM106 246H107V245H106ZM112 246H114V245L112 244L111 247H112ZM144 246H142L141 249L145 248ZM174 246H175V245H174ZM200 246H199V247H200ZM253 246H254V245H252V248H253ZM260 246H259V247L257 246V247H258L259 249L263 248V250H264V245L261 246V247H260ZM52 247H53V246H52ZM52 247H51V248H52ZM66 247H67V246H66ZM78 247H79V246H78ZM84 247H85V246H84ZM98 247H99V246H98ZM107 247H110V246H107ZM140 247H141V245H140ZM149 247H152V248H153V246H150V244H149ZM149 247H148V246L146 247L147 250H149L150 253H153L154 251H151V248L149 249ZM171 247H173V246L171 245ZM176 247H178V244L176 245ZM176 247H175V248H176ZM207 247H206V248H207ZM63 248H64V247H63ZM82 248H83V247H82ZM85 248H86V247H85ZM89 248H90V247H89ZM93 248H94V247H93ZM146 248H145V249H146ZM155 248H156V247H155ZM155 248H153V250H154ZM179 248H180V247H179ZM221 248H222V249H221ZM248 248H249V250H247V251H248V253H247V252H246V249H248ZM252 248H251V249H252ZM1 249H2V248H1ZM65 249H66V248H65ZM67 249H68V248H67ZM67 249H66V250H67ZM79 249L81 250L80 247H79ZM79 249H78V250H79ZM83 249H84V248H83ZM86 249H88V248H86ZM101 249H102V248H101ZM105 249H106V247H105ZM109 249H110V248H109ZM111 249H112V248H111ZM199 249H200V250H199ZM210 249H209V250H210ZM254 249H253V250H254ZM53 250H54V249H53ZM66 250H64V251H66ZM69 250H70V249H69ZM78 250H77V251H78ZM80 250H79V251H80ZM84 250H85V249H84ZM89 250H90V249H89ZM89 250H88V251H89ZM114 250H117V249H115V246H114V248H113L112 251H114ZM156 250H157V249H156ZM156 250H155V253H156ZM173 250H174V249H173ZM179 250H180V249H179ZM179 250L177 249L175 253L177 254V252H180V253L183 252L184 254H183V253H182V254L184 255V257H183L184 262H187V259H188L187 257L189 256V259L191 260V262L194 261V264H195V262H196V261H195V258L193 257L194 259H191V258H192V257H191L192 254H189V255L186 257V256H185V252L182 251V250H181V251H179ZM213 250H214V251H213ZM216 250H217V251H216ZM218 250H220V251H218ZM253 250H252V251H253ZM7 251H8V250H6V252H7ZM9 251H10V250H9ZM117 251H118V250H117ZM129 251H130V250H129ZM129 251H128V252H129ZM140 251H141V250H140ZM143 251H144V250H143ZM145 251H146V250H145ZM145 251L143 252L142 255H144ZM157 251H158V250H157ZM206 251H207V252H206ZM226 251L228 252V254H226ZM258 251H260V253H261L262 249H261V250H258ZM3 252H4V250H3ZM62 252H63V251H62ZM70 252H71V251H70ZM107 252H108V251H107ZM173 252H174V251H173ZM214 252H215V253H214ZM262 252H264V251H262ZM7 253H8V252H7ZM11 253H12V252H11ZM13 253H14V252H13ZM59 253H60V251H59ZM66 253H67V252H66ZM66 253L64 252L63 255H65ZM81 253H82V252H81ZM83 253H84V252H83ZM91 253H92V251H91ZM109 253H110V252H109ZM113 253H114V252H113ZM150 253H149V254H150ZM158 253H159V256H160V251H158ZM180 253H179V254H180ZM188 253H189V252H188ZM188 253H186V255H187ZM213 253H214V254H213ZM69 254H70V253H69ZM71 254H72V253H71ZM71 254H70V255H71ZM107 254H108V253H107ZM107 254H106L105 256H108ZM111 254H112V253H111ZM114 254H115V253H114ZM129 254H130V253H129ZM131 254L133 255L134 253L131 252ZM156 254H157V253H156ZM182 254H180V255H182ZM257 254H259V253L257 252ZM7 255H9V254H6V256H7ZM63 255H62V256H63ZM67 255H68V253H67L66 256H64V257H67ZM109 255H110V254H109ZM126 255H127V254H126ZM132 255H131V256H132ZM134 255H135V254H134ZM136 255H137V254H136ZM136 255H135V256H136ZM146 255H147L146 257H150V256H148V252L146 253ZM150 255H151V254H150ZM174 255H175V254H174ZM177 255H178V254H177ZM177 255H175V256L178 257L179 255H178V256H177ZM183 255H182V256H183ZM262 255H263V253H262ZM2 256H3V255H2ZM12 256H13V255H12ZM73 256H74V254H73ZM75 256H76V255H75ZM77 256H79V258H78V257H77V258H78V260H80L82 255H79V254H78ZM135 256H134V257H135ZM137 256H138V255H137ZM137 256H136V257H137ZM157 256H158V254H157ZM157 256L154 255V257L158 258ZM164 256H165V254H164L163 256L161 255V257H164ZM182 256H181V257H182ZM222 256L224 257V259L221 258ZM227 256H229V258H228ZM263 256H264V255H263ZM68 257H69V255H68ZM70 257H71V256H70ZM70 257H69V258H70ZM82 257H83V256H82ZM111 257H112V255H111ZM126 257H127V256H126ZM141 257L143 258V256H141ZM146 257H145V258H146ZM151 257H152L151 259L154 261L155 259H153V258H154V257H153V254L151 255ZM166 257H167V256H166ZM166 257H165V258H166ZM190 257H191V258H190ZM225 257H226V260H225ZM14 258H15V256H14ZM16 258H17V257H16ZM69 258H67V259H69ZM75 258H76V257H75ZM77 258H76L75 261L72 260V261L75 262V264H77V263H76V261H78ZM108 258H109V257H108ZM130 258H131V257H130ZM138 258H140V256H139ZM165 258H164V259L162 258V259L165 260ZM169 258H170V257H169ZM169 258H166V260H168ZM185 258H186V259H185ZM6 259H8V258H6ZM65 259H66V258H65ZM67 259H66V260H67ZM70 259H71V258H70ZM70 259H69V260H70ZM72 259H73V258H72ZM82 259L84 260V257H83ZM122 259H124V258H122ZM133 259L135 260V258H133ZM189 259H188V260H189ZM11 260H13V259H11ZM14 260H15V259H14ZM14 260H13V261H14ZM69 260H68V262H69ZM83 260H82L81 262L79 261L80 264H81V263L84 264ZM100 260H101V259H100ZM146 260L149 261L147 258H146ZM152 260H151V263L154 264V263L152 262ZM157 260H158V259H157ZM157 260H156V261H157ZM169 260H172V259H169ZM169 260L167 261L168 263H169ZM173 260H174V259H173ZM185 260H186V261H185ZM210 260L213 261V263H210V262H211ZM8 261H10V260H8ZM8 261H7V262H8ZM16 261H17V260H16ZM84 261H87V260H84ZM127 261H128V260H127ZM131 261H133V260H131ZM131 261H129V263H130ZM136 261H137V259H136ZM147 261H146V262H147ZM158 261H159V260H158ZM14 262H15V261H14ZM70 262H71V261H70ZM133 262H134V261H133ZM133 262H132V263H133ZM160 262H162V261H160ZM170 262H172V261H170ZM175 262H176V260H175ZM175 262H174V263H175ZM184 262H183V264H184ZM189 262H190V261H189ZM189 262H187L186 264H189ZM191 262H190V264H193V263H191ZM11 263H13V262H11ZM15 263H16V262H15ZM88 263H89V262L87 261V264H88ZM125 263H126V262H125ZM127 263H128V262H127ZM143 263H144V262H143ZM143 263H141V264H143ZM162 263H163V262H162ZM164 263H165V262H164ZM168 263H167V264H168ZM177 263H179V262H177ZM197 263H196V264H197ZM263 263H264V262H263ZM78 264H79V263H78ZM85 264H86V263H85ZM89 264H90V263H89ZM118 264H120V262H119ZM134 264H136V262H135ZM144 264H147V263H144ZM170 264H171V263H170ZM172 264H173V262H172ZM175 264H176V263H175Z\"/></svg>",
    "mask_w": 264,
    "mask_h": 264
},
{
    "label": "crops",
    "instance_id": "crops-1",
    "mask_svg": "<svg viewBox=\"0 0 264 264\" xmlns=\"http://www.w3.org/2000/svg\"><path fill=\"white\" fill-rule=\"evenodd\" d=\"M17 1H18L19 4L23 3L22 6L24 5L23 6L24 8H26V6H27V8L29 9V5H30L29 0H22V1L21 0H17Z\"/></svg>",
    "mask_w": 264,
    "mask_h": 264
},
{
    "label": "snow or ice",
    "instance_id": "snow-or-ice-1",
    "mask_svg": "<svg viewBox=\"0 0 264 264\" xmlns=\"http://www.w3.org/2000/svg\"><path fill=\"white\" fill-rule=\"evenodd\" d=\"M5 3H7V0H5Z\"/></svg>",
    "mask_w": 264,
    "mask_h": 264
}]
</instances>
